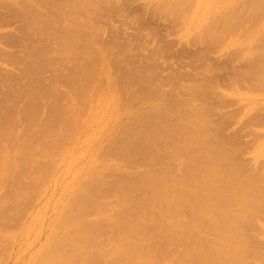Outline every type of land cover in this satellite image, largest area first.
<instances>
[{"label":"rangeland","instance_id":"obj_1","mask_svg":"<svg viewBox=\"0 0 264 264\" xmlns=\"http://www.w3.org/2000/svg\"><path fill=\"white\" fill-rule=\"evenodd\" d=\"M17 1L18 0H0V13H1V15H0V17H2V20H0V22L2 21V23H0V45H2L3 47H5V48H7V47H9L8 49H9V51L11 52V53H13V54H16V55H21L22 53H23V50L25 51V54L28 52V51H33V52H28V55L26 56V55H24L25 57H24V59H22L23 61H19L18 63H16V62H10V61H8V60H6V59H4V58H2L1 56H0V84H1V86H0V106H1V112H3V107H5L6 105L8 106L7 108L9 109V113L8 114H6L5 112H3L2 113V115H0V136H1V133H2V137H0V151H5L6 152V154H5V152H0V160L1 161H4V160H2L3 158H5V161L4 162H2L1 163V161H0V167H2V168H0V176L2 177L1 178V180H0V186H1V188H0V196L2 195V197H0V200H1V202L3 203H1V205H3L2 207L5 209V210H3V209H1L0 208V212H1V210H2V212H3V214L1 213L0 214V217H2V216H4V220L6 221V222H4L3 221V219H2V222L4 223H2L1 225H0V233L1 232H3L4 230L6 231V230H13L15 227L17 228V230H19V231H17L16 229L14 230L15 232L17 231V233H15L14 231H13V234L15 233L16 234V236L15 235H12V236H14L15 238H17L16 239V242L14 243V241H12V242H10L11 243V245H10V243L8 244V242L9 241H11V240H7L6 241V244H4L3 245V243L2 242H4L5 243V241H3V238H6V236H8V234L7 233H5V234H7L6 236H4V237H1L0 239H2L0 242L2 243H0V246H1V248H0V264H25L26 263V260L28 261V263H29V261H30V263L29 264H41L40 262L42 261V264H44V258H45V260L47 261V258H48V255L46 254V253H48L49 254V252H51V251H53L52 249H56V251H58L59 249V252L61 253V254H65L64 255V257L66 256V257H68V258H66V259H70V257L73 255V254H75V255H73V256H75L74 258H77V256L80 254H82V256H83V259H85L84 261L87 263L88 261H86L87 260V258L89 259V257L91 256V258H92V261L89 259V262L87 263V264H92V262H93V264H109V263H111V260H113L114 261V259L112 258V257H114L115 255L113 254V253H115L116 251V254L117 253H120L121 254V252L122 253H124V254H127V255H130L132 258H130V259H132L133 260V262H132V260H131V263H133V264H140L141 263V261H143L141 264H153L154 263V261H155V263L156 264H173V262H174V264H205V262L204 261H206L207 260V263L206 264H224V261H221L220 259H219V257L217 256V255H215L214 253H213V249H216V247H220L221 245L219 244L221 241L218 239V236H216L217 234H212V232L215 230L214 228H212V226L213 227H215V224H216V222H218V220L217 221H212L211 219H213L214 217L212 216V215H214L213 213H214V211L211 209V207L212 206H214L212 203H214L213 201H214V197H212L211 198V195H212V193H208V196H210V197H207V199H208V201H207V206L209 207L210 205V207H209V210L208 211H206V214L204 213V212H196L195 210H199V209H197L198 207L197 206H199V208L202 206V204H204V201H205V196H204V194H205V192H206V190L204 189L205 187H207V185H209V182L207 183L206 182V177H204L203 178V176H205V174H204V170H202L201 169V167L199 168V165L201 164V165H203V161H200V160H202L201 158H203V156L202 155H204L203 153H201V156L199 155L200 153H198V150L200 149V151L202 150L201 149V146H200V144H201V142H203V141H201V137L202 138H204V136H202L203 134L202 133H205L206 134V132H204L203 130H202V128H204V130H205V128L206 129H208V131H207V134L209 133L210 135H207L206 134V137L208 138H206V140L209 142V144H208V142H207V144H208V147L207 148H205L206 150H204V147H206L207 146V144L206 145H204V146H202L203 147V150H202V152H204L205 151V154H206V156L208 155L207 153H208V151L210 150V146L209 145H211V143H212V141L214 142L215 140H212V139H214V137H213V135H216V132H214V125H220L222 128H220L219 129V131L217 132L219 135H221L220 137H219V139L221 138H224L223 139V141L224 142H228L229 141V139L231 138H236L237 137V135H243V137L242 136H240V137H242L241 138V140H239V142H242V143H240V147H241V149H242V152H237V155H236V153H235V155L234 154H231L232 152L230 151V153L229 154H231V156L229 157L228 155H227V153H226V155H225V158L228 160V163H229V165L228 166H230V167H232V166H235L236 167V169H237V172H236V170L234 169L235 167H233V169L232 168H224V169H222V171H220V174H222L223 173V171H225V170H227V171H231V172H228L227 173V171H225L224 173H223V175L225 176V178H224V182H228V180H230L229 182H230V184H233V185H231L230 186V184L229 183H227V184H225V186H230L229 187V190H227L228 191V194H229V196L228 195H226V193H225V195H224V198L226 197V196H228L229 198H227V202H228V200L229 201H233V200H235L236 201V203L233 201V204H231L232 202H230V203H228V205L227 204H223L224 206H228V207H230V204H231V206H232V208L231 209H233V210H231L230 208H225L224 207V209H223V205H221V207L219 208L218 207V204L219 203H217V207H216V210H217V208L220 210V212H222L221 214H225L226 215V217L228 218V219H230V218H234V216H235V214L236 213H242L243 211L242 210H244V211H246V212H244L245 214H244V217L242 218V216H243V214H241V215H238L237 217H235L236 219L237 218H239L238 219V221H239V226L237 227L238 229H240V230H238L237 228V230L238 231H240V232H237L236 234L234 233V235L238 238V236L237 235H240L241 236V234L243 233V232H245V233H243V234H245V235H242L241 236V238L240 239H237V240H235V236L233 235L232 237L234 238H232V240H233V242H231V243H228V246L227 245H225V246H227L228 248H230V246H229V244L230 245H235V246H232L233 248H234V250H235V247H237L238 248V250L240 251V249H241V251L240 252H244V253H240V257L239 258H241V257H245L244 256V254H245V250H247L248 249V251H253L252 252V254H253V256H251L252 254H250V256H251V258H250V260L248 261L247 259H249V257L250 256H247L248 255V253L247 254H245L246 255V259L245 258H241V260L242 259H244V260H236V259H233L234 261L233 262H230V261H228V262H225V264H243V262L246 264L247 263V261L249 262V263H247V264H263L264 263V123H262V126H261V124L259 125H257V124H254V125H252L251 124V126L250 125H248V126H246L245 125V122L247 123V121H245V119L246 120H249L250 118L252 119V118H256V117H260L261 115L260 114H262L263 112H264V88L262 87V86H264V80H260L259 82H258V80L256 81V80H253V79H255L256 77H258L259 75H260V77L262 78V76H264V73H259V72H264L263 70L264 69H262V68H264V22H263V15H264V13H262V15H261V11H263V10H261L260 8H259V6L260 7H262L263 6V8L262 9H264V4H261V5H259V2H261V1H263L264 2V0H238V2H237V0H236V2L235 3H233V0H230V4L228 5V4H226L227 6H225V3H227L228 1L226 0H223V1H221L222 3H223V5L219 2L220 0H211V2H209V5H211V3H214V7L211 5L210 6V8L208 7V6H206V5H208V0H201V2H200V0H195L196 2H194V4H193V1L192 0H189V1H187V0H185L186 1V3L184 2V0H172L173 1V5H175V7H177V8H175L173 5H172V2H171V0H132L131 2H129V1H127V0H122L123 1V3L126 5H124L122 2H121V0H118V2H117V0L115 1V0H84V2H83V0H74V3H75V10H76V6L78 5V7L77 8H81V9H83V11H81L80 9H78L79 11H75V10H73L71 7L69 8L68 7V4H69V6H70V4H71V0H70V2L69 1H67V0H65L66 1V3H67V5L66 6H63V4L61 3L63 0H61V1H57L59 4H57V6L58 5H60V6H58V7H60V8H58L59 9V14L57 13L58 11H57V9L55 10V11H53V9H52V7L50 6L48 9H50V10H46L47 12H49V13H52V15L51 16H49L48 15V13L45 11V10H43L44 9V7L42 8L41 7V5L42 4H44L47 0H39V1H37V0H32V1H29V0H27V4L29 3L30 4V2H31V4L30 5H32L33 4V6H34V8H36V9H32L33 8V6H30V5H27V4H25L26 3V0H20L21 1V3L19 4V2L20 1H18V3H17ZM22 1L24 2V4H22ZM34 1V2H33ZM36 1L38 2L37 4H38V6H37V4H35L36 3ZM41 1V2H40ZM50 1V0H49ZM87 1V2H86ZM92 1V2H91ZM103 1H106L105 3L103 2ZM133 1H134V3H133ZM181 1H183V2H181ZM198 1H199V3H200V6L199 5H197L198 4ZM210 1V0H209ZM235 1V0H234ZM54 2H55V0H54ZM81 4V3H83V8H82V4L80 5L79 3ZM91 2V5L89 4ZM108 2H109V5H108ZM115 2H117V4L115 3ZM119 2H121V3H119ZM167 2V3H166ZM168 2H169V4H168ZM180 3L179 5H181V6H178V5H176L177 3ZM234 4L233 6H231V4L232 3ZM263 2H261V3H263ZM2 3V4H1ZM41 3V4H40ZM86 3V4H85ZM94 3V4H93ZM104 3V4H103ZM118 3H119V5H118ZM165 3H166V7H163L164 5H165ZM175 3V4H174ZM182 3H183V5L184 6H182ZM187 3H189V4H187ZM207 3V4H206ZM221 4L220 6H218V7H216L217 6V4ZM229 3V2H228ZM258 4L256 7L254 6V5H256V4ZM6 4V5H5ZM7 4H8V6H16L15 4H17V8H14L15 10L13 11V8H11L10 7V9H9V7H7ZM40 4V5H39ZM88 4V5H87ZM97 5V8L99 9L101 6H102V8H100L99 10L96 8V10L94 11V13H98V16H96L97 14H94L92 11H91V8L90 7H92V9H93V5ZM100 4V5H99ZM103 4V5H102ZM107 4V5H106ZM116 4V5H115ZM134 4V5H133ZM170 4H171V6H170ZM193 4V5H192ZM195 4H196V6H195ZM206 4V5H205ZM72 5V7H73V3L71 4ZM85 5H86V7H85ZM98 5H99V7H98ZM113 5H115V6H113ZM120 5H121V9H120ZM122 5H124L125 7L123 8V6ZM158 5V6H157ZM170 7H168V6ZM18 6H20V7H18ZM26 6V7H25ZM29 6L30 7H32V8H29ZM36 6V7H35ZM81 6V7H80ZM89 6V7H88ZM104 6V7H103ZM109 7V8H107V7ZM119 6V7H118ZM143 6H144V9L146 10H144L143 9ZM147 6V7H146ZM153 6V7H152ZM160 6V7H159ZM198 6V7H197ZM231 7V8H228V7ZM250 6H254V8H255V10L256 11H258V10H260L259 12H257L256 14H258V13H260V14H258L259 15V17H258V15L256 16V14H255V17H254V15H252L251 17H249L250 16V14H252V12L250 13L249 11H251V10H253L254 8H252V7H250ZM25 7V8H24ZM63 7H64V9H66V7H68L69 9H66V12H68L69 10H70V12H68V14L67 13H65V12H63L65 15H67V17L65 16V18H64V16H63V13H62V11H64V9H63ZM87 7H88V9H87ZM159 8V11H156L157 10V8ZM166 8L167 10H165V9H163V8ZM168 7V8H167ZM173 7H174V9H173ZM181 7H183V8H181ZM185 7H187V9L185 8ZM190 7V8H189ZM204 7V8H203ZM206 7L208 8V11L206 12ZM211 7H213L214 8V10H212V12H211ZM219 7H222L224 10H225V8H226V10L228 9H233V11H235V12H233V11H231L230 12V10L229 11H226L225 10V12H226V14H229V12L230 13H234V15L236 14H238L237 16H239L240 14V16L239 17H241V18H239L240 19V21H238L239 19L235 16V21L237 20V22H235V23H233L232 22V18H233V20H234V16L231 18V17H229V18H231V19H229L228 18V16L225 14V12H224V10L222 9V11L224 12H222L221 11V9L219 8ZM250 7V9H248V10H246L247 8H249ZM259 8V9H256V8ZM18 8H21V9H19L18 10ZM24 8V9H23ZM28 8H29V10H32L33 11V15L34 16H38V18L39 19H34V22H35V20H36V22L33 24V25H29V23H27V22H25V21H23V17L25 16V10L27 9L28 10ZM37 8H41V9H37ZM94 8H95V6H94ZM107 8V9H106ZM111 8V9H110ZM149 8H150V10H149ZM160 8H162V9H160ZM193 8V9H192ZM198 9V11H195V9ZM212 8V9H213ZM215 8H219L220 9V11L219 10H216ZM9 9V10H8ZM61 9V10H60ZM106 9V10H105ZM143 9V10H142ZM172 9V10H171ZM189 9V10H188ZM203 9H206V10H203ZM8 10V11H7ZM35 10V11H34ZM38 10H43L44 12H46L47 13V15L50 17L49 19H48V16L46 15V19L44 18L45 17V15L42 13H38ZM101 10H103V11H101ZM105 10V11H104ZM128 10V11H127ZM131 10V11H130ZM160 10H161V12H160ZM177 10H178V12H177ZM183 10V11H182ZM186 10V11H185ZM216 10V11H215ZM255 10H254V13H255ZM75 13H74V12ZM85 11H89V12H86L85 13ZM91 11V12H90ZM99 11H100V13H99ZM122 11V12H121ZM125 11V12H124ZM133 11H135V13L133 12ZM170 11H172V13L170 12ZM181 11V12H180ZM185 11V12H184ZM190 11V12H189ZM193 11V12H192ZM210 11V12H209ZM218 11H219V13H221L222 12V14L220 15L219 13H218ZM246 11H248L249 12V14H248V12L246 13ZM24 12V13H23ZM40 12V11H39ZM83 12V13H82ZM105 12L106 13H108V14H106L105 15ZM128 12V13H127ZM164 12H165V14H164ZM175 12V13H174ZM183 12L185 13L184 15H185V17L187 16V19L184 17V15H183ZM187 12V13H186ZM204 12V13H203ZM209 12V13H208ZM214 12V13H213ZM228 12V13H227ZM239 12V13H238ZM264 12V11H263ZM38 13V14H37ZM56 15H55V14ZM71 15H70V14ZM82 13L83 14V18L85 17V15L86 14H89L90 13V15H86V19L84 18V19H82V14H81V16H80V14ZM93 13V15L94 16H96L95 17V19H94V16L93 15H91ZM103 13V14H102ZM169 13H171V14H169ZM177 13V14H176ZM194 13V14H193ZM232 13V14H233ZM253 13V14H254ZM3 14H4V18H3ZM6 14V15H5ZM62 14V15H61ZM75 14H76V16H75ZM78 14V15H77ZM125 14V15H124ZM137 14V15H136ZM153 14V15H152ZM168 14V15H167ZM187 14V15H186ZM190 15V17H188L189 15ZM207 14V15H206ZM210 14V15H209ZM214 14V15H213ZM216 14H219L220 16H222L223 14H225L226 16H227V21L224 19L225 18V15H223V17H221L220 18V16H217ZM68 15H69V17H68ZM104 15V16H103ZM109 15V16H108ZM124 15V16H123ZM171 15V16H170ZM192 15H194V16H192ZM203 15H204V19H202L203 18ZM243 15H245V16H243ZM247 15V16H246ZM6 16H8L9 18H6ZM11 16V17H10ZM41 16H44L43 18H44V21H43V18H41ZM55 16H56V19H54L53 20V17L55 18ZM61 16V17H60ZM70 16H72L73 17V19L74 20H76L75 22H73L74 20L73 19H71L70 21H67L66 20V18L68 19H70V18H72V17H70ZM75 16V17H74ZM77 16H80L79 18H81V19H79ZM92 16H93V19H92ZM100 16L102 17V18H100ZM123 16V17H122ZM144 16H145V18H146V20H145V18H144ZM168 16V17H167ZM187 20V21H184L185 19L183 18V17ZM196 16H198V17H196ZM215 17V18H212V17ZM229 16H230V14H229ZM232 16V15H231ZM243 16V17H242ZM13 17V18H12ZM20 17H22V18H20ZM59 17L60 18H64V20H66V22L64 23V21H62L63 19H59ZM90 17V18H89ZM104 17V18H103ZM126 17V18H125ZM128 17H132V18H128ZM137 17V18H136ZM200 17H202V18H200ZM206 17V18H205ZM244 17H248V18H246L245 20H246V22H244L245 20H243V24H242V20L241 19H244ZM52 18V19H51ZM57 18H58V20H57ZM77 18V19H76ZM106 18V19H105ZM111 18V19H110ZM121 18H122V20H121ZM125 20H124V19ZM166 18V19H165ZM167 18H168V20H167ZM192 18H193V20H192ZM250 18H252V19H250ZM259 18H261L260 19V21L262 22V23H260V21H258V19ZM1 19V18H0ZM4 19V20H3ZM9 21H8V20ZM13 19V20H12ZM89 19H90V21H89ZM101 19L103 20V21H101ZM108 19V20H107ZM164 19V20H163ZM211 19H215L214 21L215 22H217V24L218 25H220V26H222V30L220 29V30H218V28L220 27V26H218L217 24H215V22L214 21H212L211 22ZM219 19V20H218ZM220 19L222 20V21H220ZM224 19V20H223ZM247 19H248V21H247ZM7 20V21H6ZM39 20H41V21H39ZM45 20H48L47 22H45ZM50 20H51V23H50ZM57 20V21H56ZM82 20H83V22L85 23V24H83V22H82ZM87 21V22H89L90 24H92L93 23V20L94 21H97L96 22V24H95V22H94V24H92V25H94L95 26V28H94V26L92 27V25H90L89 23L87 24V22H85V21ZM99 20V21H98ZM131 20L133 21V22H131ZM139 20V21H138ZM143 20V22H140V21H142ZM191 22H190V21ZM198 20V21H197ZM203 21V23H202V21ZM206 22H205V21ZM217 20V21H216ZM253 20L255 21V20H257V22H259L260 23V28H258L257 27V25H255V23L256 22H253ZM6 21V22H5ZM22 21V22H21ZM37 21H39L40 22V24H39V22H37ZM112 21V22H111ZM122 21V22H121ZM125 21H127V23L125 22ZM135 21H136V23H135ZM137 21L139 22L138 24H137ZM189 21V22H188ZM219 21V22H218ZM232 23H231V22ZM252 22L253 23V25L255 26H252V27H247L246 25L248 24L249 25V23L250 22ZM7 22H10V24L9 25H7L6 24V26H5V23H7ZM21 22V23H20ZM54 22V23H53ZM59 24H58V23ZM72 22V23H71ZM82 22V23H81ZM99 22H101V23H99ZM108 22V23H107ZM130 22H131V24H130ZM148 23V25L150 24V26H148L147 25V23ZM172 22V23H171ZM196 22V23H195ZM201 22V23H200ZM205 22V23H204ZM209 22H211L210 24H212V26H213V24H214V27H215V33H213V28L214 27H212V26H210V24H209ZM214 22V23H213ZM225 24H224V23ZM239 22H240V24L241 25H243V26H241V25H239V26H237V24H239ZM23 23V24H22ZM46 23L47 24H49L50 23V26L51 25H53V26H55V27H53V26H51L50 28H45V26H46ZM53 23V24H52ZM61 23H64L63 25L61 24ZM71 23V25H69V24ZM73 23L75 24H78V26H75V25H73ZM97 23H98V25H97ZM111 23V24H110ZM121 23V24H120ZM122 23H124L123 25H124V27H123V25H122ZM128 23H129V25H128ZM132 23H134V24H132ZM142 23V24H141ZM143 23L146 25V27L143 25ZM171 23V24H170ZM195 23V24H194ZM221 23H223V24H221ZM229 24V26H230V23L231 24H233V25H231V26H233L234 27V24H235V26H237V28L235 27V29H234V32H233V30H232V28H231V30H230V28H229V26L227 25V24ZM36 24H37V27H39V28H43V29H41V31L39 30L38 31V29L39 28H37L36 27ZM58 24V25H57ZM61 24V25H60ZM115 24V25H114ZM136 24V25H135ZM152 24V25H151ZM154 24V25H153ZM198 24H199V27H196V26H198ZM208 24H209V26H210V28L208 27ZM246 24V25H245ZM257 24V23H256ZM261 24H263L262 26H261ZM44 25V26H43ZM64 25H65V27H66V29H65V27H64ZM79 25H80V27H79ZM90 25V26H89ZM97 25V26H96ZM102 25V29L100 28V26ZM132 25V26H131ZM138 25V26H137ZM141 25V26H140ZM194 25V26H193ZM202 25V26H201ZM206 25H207V27H206ZM3 26V27H2ZM26 26H27V28H26ZM30 26V27H29ZM35 26L36 27V29L35 28H33V27ZM106 26V27H105ZM112 26H113V28H112ZM127 27V29H126V27ZM138 27L137 29L138 30H135L136 28L135 27ZM147 26H148V29H146L147 28ZM153 26V27H152ZM205 26V27H204ZM226 26H228V28L229 29H226ZM241 26V29L239 28L238 29V27H240ZM32 27V28H31ZM57 27V28H56ZM69 27V28H68ZM76 27V28H75ZM115 27V28H114ZM117 27V28H116ZM145 27V28H144ZM152 27V28H151ZM156 27V28H155ZM157 27H159V28H157ZM204 27V28H203ZM217 27V28H216ZM243 27H244V32L242 31L243 30ZM248 28V30H246L247 28ZM256 27L258 28V29H256ZM30 28V29H29ZM54 28H56L57 30H55ZM67 28H68V31H67ZM70 28L73 30V31H75V30H77V28H79V29H82L81 30V32L78 34L76 31V33H72L73 31H71L70 30ZM75 28V29H74ZM93 28H94V31H96V29L98 28V32L96 31V32H90L91 31V29L93 30ZM104 28H105V30H104ZM129 28H133L132 30L131 29H129ZM140 28V29H139ZM156 29V31H155V29ZM167 28V29H166ZM170 30H169V29ZM197 28H198V31H199V34H202V35H199L198 34V31H196L197 30ZM209 28V29H208ZM212 28V29H211ZM221 28V27H220ZM253 28V30H255L256 32H254V33H250V32H252V29ZM46 29H48V30H46ZM61 29V30H60ZM65 29V31H62V30H64ZM90 29V30H89ZM100 29V30H99ZM124 29V30H123ZM149 29H151V32H150V30ZM152 29H154L153 30V32H152ZM159 29V30H158ZM208 29V30H207ZM210 29H211V31H212V33H210L209 31H210ZM217 29V30H216ZM224 29V30H223ZM237 29V30H236ZM13 30L15 31V32H13ZM26 30V31H25ZM45 30V31H44ZM50 30H52V32H56V36H55V33H52ZM54 30V31H53ZM60 31L61 33L60 34H58L57 33V31ZM101 30H103L104 31V33H103V35L99 32V31H101ZM106 30H107V32L109 31V33H107L106 32ZM112 30V31H111ZM130 30V31H129ZM164 30V31H163ZM166 30H168V31H166ZM200 30H201V32H200ZM228 30V31H227ZM259 30V31H258ZM16 31L18 32V31H23L22 32V34H23V36L21 37V38H19L20 39V43L19 44H21V45H19V44H15L13 41H12V34L14 33H16ZM114 31V32H113ZM117 31V32H116ZM133 33H132V32ZM135 31V32H134ZM138 31V32H137ZM142 31V32H141ZM146 31V32H145ZM159 31V32H158ZM166 31V32H165ZM169 31H171L170 33H169ZM196 31V32H195ZM218 31V32H217ZM238 31V32H237ZM248 31V32H247ZM35 32V33H34ZM37 32V33H36ZM41 34H40V33ZM46 34H45V33ZM48 32H50V34L48 33ZM64 32H70V33H72L73 35H75L76 34V36H74V38L75 39H77V41H75V39H74V41H75V43L74 44H79V45H77V47L76 46H74V47H72L73 48V52L72 51H69V49L68 48H71L70 46L68 47V46H65V45H63L61 42H60V40L59 39H61V41H62V38H59V37H61L62 35H64L63 33ZM83 32H84V34H83ZM112 32H113V34L115 35H113L112 34ZM126 33V35L129 37H127L124 33ZM131 32V33H130ZM140 32L142 33V36L140 35ZM149 32V33H148ZM156 32H158V33H156ZM160 32H163V33H160ZM233 32V33H232ZM240 32V33H239ZM243 32V33H242ZM246 32V33H245ZM258 32V33H257ZM30 33H31V37L29 36L30 35ZM43 33H44V35H43ZM53 34V36H55V38L53 37L52 38V34ZM85 33H88L89 34V36L90 35H92V40H89L91 37H89L88 35H87V38L88 39H84L85 37H86V35H85ZM95 33H97V34H95ZM136 33V34H135ZM139 33V34H138ZM144 33V34H143ZM148 33L150 36H152V37H150L149 35L147 36L146 34ZM169 33V34H168ZM206 34V35H203V34ZM217 33V36H215V34ZM221 34V36H220V34ZM225 34L224 36H223V34ZM227 33V34H226ZM234 33H236V34H234ZM247 34V36L246 35H242V34ZM49 34V35H48ZM95 34V35H94ZM102 35L103 37H105L106 39V41L103 43V37L102 36H96V35ZM105 34V35H104ZM107 34V35H106ZM110 34V35H109ZM112 34V35H111ZM158 34V35H157ZM168 34V35H167ZM214 35V37L212 36V35ZM219 34V35H218ZM231 34V36H232V34H233V36L234 37H230V36H228V35H230ZM252 34H253V37H255V36H257V37H255V38H253L252 37ZM3 35V36H2ZM5 35H6V38H5ZM37 35H38V38H37ZM48 36V37H45L44 38V40H43V36ZM80 35V36H79ZM82 35V36H81ZM134 35V36H133ZM138 37H137V36ZM145 35V36H144ZM154 35H157L156 37H153ZM160 35V36H159ZM162 35H166V37L165 36H163L162 37ZM199 35V36H198ZM211 35V36H210ZM237 35V36H236ZM241 35V36H240ZM27 36V37H26ZM40 36V37H39ZM58 36V37H57ZM78 36V37H77ZM84 36V38L83 39H79L80 37L82 38ZM143 38H141V37ZM203 36H205V37H203ZM209 36H210V38H209ZM230 37L229 38V40H231V39H233L234 38V40L232 41L231 40V42L228 40V37ZM249 36H251V37H249ZM24 37H26L25 39H24ZM123 37V38H122ZM144 37L145 38H147L146 40L144 39ZM163 39H162V38ZM197 37H198V40H197ZM220 37V38H219ZM236 37V38H235ZM245 37V38H244ZM248 37L249 38H251L252 40H251V42L253 41V39H254V41H258V43H260L259 45L258 44H256V45H253V46H255L254 48H253V46L252 47H250L249 46V44L248 43H250L251 44V42H250V39H248ZM41 38H42V40H41ZM48 38V39H47ZM101 38V39H100ZM115 38H117V40L115 39ZM127 38H128V40L131 42V43H129V42H127ZM138 38V39H137ZM140 38V39H139ZM149 38V39H148ZM150 38H151V40H150ZM155 38H156V40H155ZM203 38V39H202ZM208 39V40H206V39ZM223 38H225V39H223ZM244 38V39H243ZM249 40H247V39ZM259 38V39H258ZM4 39V40H3ZM47 39V40H46ZM79 39V40H78ZM100 41L101 40V42H98V44L96 43V41H98V40ZM107 39H109V40H107ZM115 41H114V40ZM156 41V42H158L157 44L155 43L154 44V40ZM158 39H160L159 41L161 42H159L158 41ZM194 39V40H193ZM205 40V41H207V42H202V44L199 42L200 40ZM212 39V40H211ZM216 39V40H215ZM219 39V40H218ZM220 39H221V44H219L218 43V41L220 42ZM21 40L23 41V42H21ZM46 40V41H45ZM52 42V43H50V41ZM81 40H82V42H81ZM85 40V41H84ZM91 42H89V41ZM103 40V41H102ZM111 40V43H108L109 41ZM146 41V44H145V42L144 41ZM196 40H197V43H196ZM201 40V41H202ZM211 40V41H210ZM214 40V41H213ZM227 40V41H226ZM243 40V41H242ZM247 40V41H246ZM48 41H49V43H48ZM56 41H57V43H58V45H57V43H56ZM124 43L123 45H124V47H123V49L126 47V51L128 52V54H127V52L126 51H124L123 49H122V46L123 45H121L122 44V42ZM152 41V42H151ZM195 41V42H194ZM217 41V42H216ZM223 41V42H222ZM253 41V42H254ZM25 42V43H24ZM46 42H47V44H46ZM92 42L94 43L95 42V46H94V44H92ZM112 42H113V44H112ZM120 42V43H119ZM142 42V43H141ZM240 42V43H239ZM253 42H252V44H253ZM8 43H9V45H8ZM44 43V44H43ZM55 43V44H54ZM60 43V44H59ZM84 44L85 45V47H86V45H87V43H88V45H91V46H89V47H86V48H84V45H81V44ZM100 43V44H99ZM103 43V44H102ZM116 43H119L120 45H118V47L115 45L114 46V44H116ZM126 43H128V48H127V46H126ZM132 43H134V44H132ZM147 43L148 44H150V46L149 45H147ZM188 43V45H186ZM237 43H239V45L237 44ZM244 43V44H243ZM257 43V42H256ZM29 44V45H28ZM104 46V45H112V46H110L109 45V48H108V46L106 47V46H104V47H102V45ZM130 44V45H129ZM140 44H142V45H140ZM146 46H145V45ZM159 44V45H158ZM163 44V45H162ZM201 44V45H200ZM226 44V45H225ZM243 44V45H242ZM251 44V45H252ZM254 44H255V42H254ZM51 45V46H50ZM52 45L54 46V47H52ZM61 45V46H60ZM63 45V46H62ZM133 45H134V48H133ZM156 45V46H155ZM205 45V46H204ZM207 45V46H206ZM231 45V46H230ZM236 45V46H235ZM246 45H248V46H246ZM30 46H32V49L30 48ZM34 46H36V47H34ZM57 48H56V47ZM100 46V47H99ZM132 46V47H131ZM138 46H141V47H139V49L141 48V50H142V47H143V50H142V52L140 51V50H138ZM154 47L155 49H153L152 47ZM238 46H239V48H238ZM257 46H259V47H257ZM41 47V48H40ZM64 49H66L67 51H64L63 50V48ZM65 47H67V48H65ZM75 47H76V50H75ZM83 47V48H82ZM112 47V48H111ZM129 47H130V50H129ZM148 49V52H147V49ZM151 47V48H150ZM156 47H157V49H156ZM161 47V48H160ZM167 47V48H166ZM169 47V48H168ZM171 47V48H170ZM237 47V48H236ZM243 47V48H242ZM246 47H248L247 49H249V50H247V49H245ZM250 47V48H249ZM29 50H28V49ZM37 48V49H36ZM43 48V49H42ZM60 50H59V49ZM72 48H71V50H72ZM81 48V50H86V51H79V49ZM88 48V49H87ZM95 49L94 51H93V49ZM96 48L97 49H99L98 51L96 50ZM106 50H105V49ZM132 48V49H131ZM145 48V49H144ZM158 48H159V50H158ZM162 48H163V52H159L160 50H162ZM219 48V49H218ZM251 48H253V49H251ZM259 48H261V49H259ZM34 49V50H33ZM37 51H36V50ZM41 51H40V50ZM55 49H57V50H55ZM62 49V50H61ZM103 49V50H102ZM112 49V50H111ZM152 49V50H151ZM210 52H208L207 50ZM254 49H256V50H254ZM28 50V51H27ZM46 50V51H45ZM55 50V51H54ZM59 50V51H58ZM75 50V51H74ZM135 50L137 51L136 53H135ZM146 50V51H145ZM158 50V52H156ZM170 50H172V53H171V51ZM188 52H187V51ZM204 50H205V52H204ZM240 50V53L238 52ZM247 51V52H249V53H247V52H245V53H242L243 51ZM254 50V51H253ZM43 51H44V53L45 54H43ZM49 53H48V52ZM77 51V52H76ZM87 51H89V52H87ZM96 51V52H95ZM111 51H112V53H111ZM122 51V52H121ZM149 51H152V52H149ZM155 51V52H154ZM177 51V52H176ZM201 51H202V53H201ZM253 51V52H252ZM36 52V53H35ZM56 52V53H55ZM61 52V53H60ZM64 52V53H63ZM70 53V54H66V53ZM76 52V53H75ZM79 52V53H78ZM82 52V53H81ZM92 52H94L95 54L97 53V54H99L100 52H101V54H99L100 56H96L95 54H93ZM108 52H110L111 53V55L108 53ZM132 52H133V54H132ZM146 52L147 53V55H146V53L144 54V53ZM154 52V53H153ZM185 52H187L186 54H185ZM34 53H35V55H34ZM46 53H48V54H46ZM58 53V54H57ZM63 53V54H62ZM84 53V54H83ZM86 53H87V57L88 56H90L91 58L89 59V58H86L84 55H86ZM89 53V54H88ZM91 53L93 54L92 56H91ZM103 53H104V55H103ZM121 53H123V54H121ZM152 53H153V56H152ZM174 53V54H173ZM241 53L243 54V55H241ZM39 54V55H38ZM51 54V55H50ZM52 54H56L55 56H53ZM73 54H75V58H74V55ZM82 54V55H81ZM105 54H107L106 55V57H105ZM131 54V55H130ZM149 54V55H148ZM162 55V57L160 58V56L159 55ZM166 54V55H165ZM199 54V55H198ZM201 54H202V56H201ZM37 55V56H36ZM61 55L64 59H62V58H60L59 56ZM67 55V56H66ZM68 55H70V58H69V56ZM114 55V56H113ZM128 55V56H127ZM142 55V56H141ZM168 55H170V56H168ZM172 55V56H171ZM180 55V58L178 57ZM207 55V56H206ZM29 56V57H28ZM77 56H79V58H80V56H81V58L84 56L85 57V59H84V57L82 58V60H81V58H80V60H79V58L77 57ZM94 56V57H93ZM96 56V57H95ZM103 56V57H102ZM119 56H121V57H119ZM144 56H149V57H146V58H148V59H146ZM198 56V58H196ZM208 57V58H206V57ZM30 60V62H29V60L27 59V58ZM112 57H114V58H112ZM126 59H125V58ZM151 57V58H150ZM155 57H156V59H158V60H156L155 59ZM174 57V58H173ZM178 57V58H177ZM249 59H248V58ZM35 58V59H34ZM40 58V59H39ZM95 58H99V60H101V62L97 59H95ZM104 58H106V60H104ZM107 58H109V59H107ZM119 59V61H120V64H119V61H118V59ZM125 59L124 61H122V59ZM143 58H145V59H143ZM177 58V59H176ZM200 58H201V61H200ZM53 59H55L54 61H51V60H53ZM87 59H88V61L89 60H92V61H94V62H92L91 63V61H90V64L93 66V68L91 67V65L89 66V65H87V64H89V62L87 61ZM102 59L104 60V61H102ZM110 59H112V60H110ZM132 59V60H131ZM159 59H161V60H159ZM180 59V60H179ZM189 59H190V61H189ZM204 61H203V60ZM38 60V61H37ZM61 60H62V62H63V60H64V63H65V60H66V64L65 65H67V66H65V65H63L64 63H62L61 62ZM67 60L69 61V60H72V61H69L70 63H72V64H69V62L67 63ZM83 60H86L87 62H86V66L85 65H83V64H85V61H84V63H81V62H83ZM98 61V63L96 62V61ZM107 60H108V65H107ZM117 60V61H116ZM128 60V61H127ZM147 60H149V61H147ZM156 60V61H155ZM169 60H170V63H169ZM174 60V61H173ZM178 60V61H177ZM184 62H183V61ZM3 61H5V62H3ZM74 61V62H73ZM81 61V62H80ZM131 61V62H130ZM172 61V62H171ZM179 61H180V63H179ZM189 61V62H188ZM208 61V62H207ZM8 62V63H7ZM33 63V65H32V63ZM37 63V66H36V63ZM42 64H41V63ZM96 62V63H95ZM112 62V63H111ZM150 62V63H149ZM154 62V64H152ZM176 62V63H175ZM178 62V63H177ZM186 62V63H185ZM195 62V63H194ZM198 62H199V64H198ZM205 62H206V64H205ZM47 63V65H45ZM59 63V64H58ZM114 63V64H113ZM116 63H117V65H116ZM127 63V64H126ZM131 63V64H130ZM187 63H190V64H187ZM210 63V64H209ZM212 63V64H211ZM214 63V64H213ZM31 64V66L28 68V66ZM80 64V65H79ZM120 65V67H119V65ZM124 64V65H123ZM151 64H152V66H151ZM164 64V65H163ZM171 64V65H170ZM176 64V65H175ZM182 65V67H183V69H182V67H181V65ZM185 64H186V66H185ZM193 64V65H192ZM194 64H195V66H194ZM215 64H217L216 66L217 67H219L218 69H220V67H222V68H225L224 70H223V72H222V74H221V71H220V73H219V71H218V69H217V67L215 66ZM16 65V66H15ZM40 65V66H39ZM77 65H78V67H77ZM155 65V66H154ZM166 65V66H165ZM174 65V66H173ZM189 65V66H188ZM190 65H192V66H190ZM205 65V66H204ZM224 65V66H223ZM247 65H249V66H247ZM82 66V67H81ZM84 66V67H83ZM109 66V67H108ZM111 66V67H110ZM178 66V67H177ZM181 68H180V67ZM203 66H204V68H206V66H207V68L209 67V66H211V68L213 67V66H215V68L217 69H215L216 71H218V73L216 74V76H215V78H216V80H218V82L221 80V84H220V88L221 89H219V88H217V89H215V91H213V90H211V88L209 89V87H204L203 88V84L202 85H200L201 84V82H199L198 80L199 79H201L204 75H202V74H200V75H198L200 78H198V77H196L197 76V74L196 73H199V71H201L202 69H203ZM238 66V67H237ZM48 67V68H47ZM73 67V68H72ZM80 67V68H79ZM86 67V68H85ZM89 67V68H88ZM94 67H96L95 69H94ZM119 67V68H118ZM146 67V68H145ZM150 67H151V70H150ZM154 67H155V69H154ZM177 67V68H176ZM187 67V68H186ZM189 67V68H188ZM27 68V69H26ZM31 68V69H30ZM41 70H40V69ZM78 68V70H76ZM82 68L84 69L83 71H82ZM114 68V69H113ZM143 68V69H142ZM148 68V69H147ZM175 68L177 69V70H175ZM181 69V70H179V69ZM191 68V69H190ZM193 68H195L194 70H192ZM221 68V69H222ZM241 69V70H243L244 72L245 71H248V72H254V74L255 75H257L258 73V75L256 76V77H254V75H252L253 73H249L250 75H251V78H253L252 80H249V78H247V82H248V86L246 85V86H241V87H231V88H229L228 86H226L225 85V82L227 83L228 82V79H229V77L231 76V74H233V71L231 72V70L232 69ZM243 68V69H242ZM250 68V69H249ZM30 69V70H29ZM51 69V70H50ZM60 69V70H59ZM94 70V72H93V70ZM118 69V70H117ZM173 71H172V70ZM190 69V70H189ZM24 70V71H23ZM28 70H29V72H28ZM68 70V71H67ZM75 70V71H74ZM87 70V71H86ZM89 70V71H88ZM148 70V71H147ZM150 70V71H149ZM154 70V71H153ZM157 72H156V71ZM170 70V71H169ZM183 70V71H182ZM189 70V71H188ZM192 70V71H191ZM199 70V71H198ZM214 70V71H215ZM230 70V71H229ZM42 71V72H41ZM57 73H56V72ZM79 73H78V72ZM153 73H152V72ZM184 71L186 72H189V73H184ZM198 71V72H197ZM256 71H259V72H256ZM38 72V73H37ZM72 72V73H71ZM76 72V73H75ZM84 74H83V73ZM90 72V73H89ZM136 72H138V73H136ZM181 74H180V73ZM225 72V73H224ZM22 73H24L23 75H22ZM35 73V74H34ZM41 73V74H40ZM44 73V74H43ZM50 73H51V75H50ZM65 73H67V74H65ZM69 73V74H68ZM85 73H87V74H85ZM135 73L137 74V76L135 75ZM159 73V74H158ZM171 73V74H170ZM176 74V76H174L175 74ZM179 73V74H178ZM192 73V74H191ZM235 73V72H234ZM2 74V75H1ZM12 74V75H11ZM34 74V75H33ZM40 74V75H39ZM72 74H74V75H72ZM77 74H79L80 75V77H79V75H77ZM153 74V75H152ZM183 74H185V76L183 75ZM187 74V75H186ZM194 74V75H193ZM219 74H221V75H219ZM227 74H228V76H227ZM263 74V75H262ZM21 75V76H20ZM36 75V76H35ZM52 75L54 76V78L52 77ZM56 75V76H55ZM69 75H71V76H69ZM76 75V76H75ZM82 75H84V77L82 76ZM121 75V77H118V76H120ZM128 75H129V77H128ZM151 75V76H150ZM224 75V76H223ZM17 76V77H16ZM49 76L50 77H52V78H50L49 79ZM73 76H75L76 78H74ZM87 76V78H85ZM91 76V77H90ZM133 76H135V77H133ZM147 76V77H146ZM170 76V77H169ZM173 76V77H172ZM192 78H191V77ZM194 76H195V78H194ZM55 77H56V80H54L55 79ZM97 79H96V78ZM124 77V78H123ZM128 77V78H127ZM138 77V78H137ZM151 77H152V81H151ZM207 76H205V77H203V79L204 78H206ZM220 77V78H219ZM223 77V78H222ZM225 77V78H224ZM228 77V78H227ZM12 78V79H11ZM21 78V79H20ZM39 78V79H38ZM65 78H66V80L68 81H66L65 80ZM68 78H71L70 80H68ZM74 78V79H73ZM85 78V79H84ZM92 78H94V79H91ZM120 78L123 80V82H122V80H120ZM150 78V79H149ZM162 78V80H160ZM170 78V79H169ZM185 78V79H184ZM197 78H198V80H197ZM214 78V77H213ZM214 78V79H215ZM226 78H227V80H226ZM261 78H258V79H261ZM264 78V77H263ZM262 78V79H263ZM2 79V80H1ZM23 79H25V80H23ZM47 79V80H46ZM60 79H61V83H60ZM80 80L79 81V83H78V81H76V80ZM88 81H87V80ZM126 79H128V80H126ZM141 79V80H140ZM145 79V80H144ZM157 79L159 80V81H157ZM179 79V80H178ZM226 80V81H224V83L222 82L223 80ZM53 80V81H52ZM62 80L64 81V83H62ZM136 80V81H135ZM147 80H148V82H147ZM177 80V81H176ZM22 81V82H21ZM24 81V82H23ZM29 81V82H28ZM69 81H71V82H69ZM82 81H85L84 83H81ZM96 81V82H95ZM121 81V82H120ZM129 81H131V82H129ZM142 81H145V82H142ZM161 81V82H160ZM255 83H254V82ZM27 82V83H26ZM37 82V83H36ZM48 82V83H47ZM53 82H55L54 84H55V86H53ZM76 82L78 83V85H80L79 87H78V85H77V87H75L74 86V84H76ZM129 82V83H128ZM152 82V83H151ZM175 82H178V84L180 85V86H183V87H180L177 83V85L175 84L174 85V83ZM197 82V84L198 85H200V86H196L197 84H195L194 85V83H196ZM12 85H11V84ZM35 83V84H34ZM51 83V84H50ZM57 83V84H56ZM66 83H67V85H66ZM81 83V84H80ZM85 83H86V85H85ZM94 83V84H93ZM123 83V84H122ZM149 83V84H148ZM169 83V84H168ZM263 83V84H262ZM41 84V85H40ZM89 84V88H87L88 85ZM90 84H92V85H90ZM129 84V85H128ZM152 84V85H151ZM194 86H193V85ZM222 84H224L225 86H223ZM255 84H258V85H256V87H255ZM259 84H261V86H260V88H259ZM3 85V86H2ZM8 85L10 86V87H8ZM32 85V87H30V86ZM49 85V86H48ZM66 85V86H65ZM68 85H69V88H68ZM168 85V86H167ZM172 85H174L173 87H172ZM186 85V86H185ZM191 85V86H190ZM222 85V86H221ZM34 86V87H33ZM87 86V87H86ZM92 86V87H91ZM128 86V87H127ZM133 86H135L134 88H133ZM179 86V88H177ZM257 86H258V88H257ZM4 87V88H3ZM36 87V88H35ZM84 87V88H83ZM85 87H86V89H85ZM92 89H91V88ZM130 87V88H129ZM148 87V88H147ZM174 87H176V88H174ZM188 89H187V88ZM193 87H194V89H193ZM196 87H197V89H196ZM201 87V88H200ZM247 87V88H246ZM255 87V88H254ZM41 88V89H40ZM45 88V89H44ZM51 88V89H50ZM56 88V89H55ZM84 90H83V89ZM93 88H94V92H93ZM132 88V89H131ZM152 88V89H151ZM155 90H154V89ZM170 88V89H169ZM191 88H192V90H193V92L195 93H191ZM202 88L203 89H206V91L205 90H202ZM235 88V89H234ZM3 89V90H2ZM26 89V90H25ZM29 89V90H28ZM36 89V90H35ZM49 89V90H48ZM66 89V90H65ZM74 89V90H73ZM95 89H96V91H95ZM131 89V90H130ZM196 89V90H195ZM202 90V91H200V90ZM207 89H208V91H207ZM225 89V90H224ZM227 89V90H226ZM257 89V90H256ZM10 90V91H9ZM22 90V91H21ZM47 90H48V93H47ZM71 90H73V91H71ZM91 90V91H90ZM144 90H145V92H144ZM154 90V91H153ZM190 90V91H189ZM220 90V91H219ZM12 91V92H11ZM38 91V92H37ZM42 91V92H41ZM65 91H68V93L66 92L65 93ZM76 91V92H75ZM157 91V92H156ZM164 91V92H163ZM165 91H166V94H165ZM179 91H182V92H179ZM223 91V92H222ZM10 92V93H9ZM74 94H73V93ZM84 92V93H83ZM91 92H93V93H91ZM150 92V93H149ZM205 92V93H204ZM19 95H18V94ZM26 93V94H25ZM39 93V94H38ZM41 93V94H40ZM51 95H50V94ZM57 95H56V94ZM72 93L73 94V96H72V94L70 95V94ZM76 93V94H75ZM79 93H82V94H79ZM87 93V94H86ZM132 93V94H131ZM134 93H136L135 94V96H134ZM141 95H139V94ZM147 93V94H146ZM157 95V96H155V94ZM158 93V94H157ZM197 93H199V94H197ZM202 93H204V94H202ZM208 93V94H207ZM211 93V94H210ZM222 93H224V94H222ZM23 94V95H22ZM47 94V95H46ZM55 94V95H54ZM60 94H61V96H60ZM67 94H69V96H67ZM78 94V95H77ZM85 94V95H84ZM93 94V95H92ZM143 94H146V96L145 95H143ZM200 94H201V96H200ZM217 94V95H216ZM229 94V95H228ZM27 95V96H26ZM36 95V96H35ZM41 95V96H40ZM81 96V97H79V98H77L78 96ZM95 95H100V96H95ZM102 95V96H101ZM133 95V96H132ZM142 95H143V97H145V98H143L142 97ZM149 95V96H148ZM154 95V96H153ZM159 95V96H158ZM206 95V96H205ZM251 95V96H250ZM17 96V97H16ZM35 96V97H34ZM49 96V97H48ZM66 96V97H65ZM92 96H94V98L92 97ZM133 97V99H132V97ZM140 96V98L141 99H139L138 97ZM151 96H153V97H151ZM209 96V97H208ZM222 96V97H221ZM226 96V97H225ZM249 96V97H248ZM69 97V98H68ZM97 97V98H96ZM129 97V98H128ZM149 97V98H148ZM193 97H194V99H193ZM198 97V98H197ZM220 97V98H219ZM230 97V98H229ZM246 97H248V98H245ZM42 98V99H41ZM81 98V99H80ZM90 99V103H89V99ZM93 98V99H92ZM136 98V99H135ZM182 98V99H181ZM210 98V99H209ZM223 98V100H220V99H222ZM224 98H227V99H225V100H227L226 102H221V103H219V101H224ZM8 99H9V101H8ZM11 99H13V100H11ZM64 99H66V100H64ZM82 101V103L80 102V100ZM88 99V100H87ZM129 99V100H128ZM179 99V100H178ZM183 99H188L187 101H183ZM203 99H206V101H207V103H210L209 104V108H208V110H209V112L211 111V113H213L214 114V117H213V114H211V113H208V112H206L205 111V109L204 108H202L200 105H202V106H207L208 104L206 103V102H204L203 101ZM218 99V100H217ZM242 99V100H241ZM53 100H54V102H53ZM79 100V101H78ZM85 100V101H84ZM95 100V101H94ZM97 100V101H96ZM104 100V101H103ZM131 100V101H130ZM139 100V101H138ZM145 100L148 102H145ZM151 100L153 101V103L151 102ZM178 100V101H177ZM184 102V103H181L182 101ZM190 100H192V103H193V105L191 106V101ZM195 100V101H194ZM239 100H240V102H239ZM247 100V101H246ZM84 101V102H83ZM135 103H134V102ZM176 101L178 102V103H180L179 105H178V103L177 104H175L176 103ZM180 101V102H179ZM190 101V102H189ZM195 103H194V102ZM203 101V102H202ZM242 101V102H241ZM2 102V103H1ZM9 103V104H7V103ZM63 102V103H62ZM68 102H71V103H68ZM73 102V103H72ZM78 102H80V103H78ZM104 102V103H103ZM128 102H130L129 104H128ZM132 102H133V104H132ZM155 102V103H154ZM156 102H158L159 104H161L162 103V105H159L158 103H156ZM203 104H202V103ZM229 102V103H228ZM6 103V104H5ZM65 103V104H64ZM66 103H67V106H66ZM84 103H85V106H86V108L85 109H83L82 108V106L84 105ZM97 103V104H96ZM99 103V104H98ZM124 103V104H123ZM145 103V104H144ZM172 103H173V105L175 104V105H178V106H175L174 105V107H175V109H177L178 107H184L185 109H187V110H185L184 108H183V110H181L182 108L180 107V109H177V110H175V114H174V108L172 107H170L171 105H172ZM190 103V104H189ZM199 103H201V104H199ZM206 105H205V104ZM58 104H60V105H58ZM79 104H81L79 107H78V105ZM137 104H138V106H137ZM147 104V105H146ZM151 104V105H150ZM157 105V108L156 107H154V106H156ZM166 104V106H164ZM183 104V105H182ZM187 104V105H186ZM188 104H189V106H188ZM200 106V108H202L201 110H200V108L198 109V105ZM214 104H216V109L214 108ZM4 105V106H3ZM64 105V106H63ZM69 105V106H68ZM74 105V106H73ZM87 105H88V107H87ZM123 105V106H122ZM128 105V106H127ZM132 105V106H131ZM134 105H136V106H134ZM140 105V106H139ZM143 105V106H142ZM158 105H159V107H158ZM170 105V106H169ZM185 105V106H184ZM254 105H256V107L254 106ZM55 106V107H54ZM89 106H91L90 108H89ZM130 106V107H129ZM146 106H149V107H147L146 108ZM150 106H152V107H150ZM161 106L162 107H165V108H169V111H168V109L167 110H164V111H167V112H164L163 111V113L161 114V111L163 110V109H165V108H161ZM253 106V107H252ZM31 107V108H30ZM84 107V106H83ZM98 107V108H97ZM122 107H123V109L125 110H123L122 109ZM124 107H126L127 108V110H126V108H124ZM136 107H138V108H136ZM177 107V108H176ZM193 107V108H192ZM213 107V108H212ZM23 108V109H22ZM30 108V109H29ZM55 108V109H54ZM74 108V109H73ZM254 108V109H253ZM72 109V110H71ZM80 109V110H79ZM121 109V110H120ZM134 109V110H133ZM162 109V110H161ZM189 109V110H188ZM211 109V110H210ZM32 110H34V111H32ZM55 110H57V111H55ZM69 110H71L70 111V113H69ZM83 110V111H82ZM84 110H85V113H84ZM105 110V111H104ZM123 110V111H122ZM134 112H133V111ZM135 110L136 111H138V112H135ZM144 110V111H143ZM153 112V110H154V112L152 113L151 111ZM158 110V111H157ZM170 110L172 111L173 110V113L172 112H170ZM180 110V111H179ZM204 110V111H203ZM32 111V112H31ZM67 111H68V115H67ZM87 111H88V113H87ZM99 111V112H98ZM156 111V112H155ZM183 111H186L185 113L183 112ZM187 111H189V112H191V111H196V112H198V113H194V112H191V114L193 113V115H194V117H193V115H191V117H190V113H188ZM240 111V112H239ZM259 111H261L260 113H258ZM34 112V113H33ZM50 112V113H49ZM55 112H57V113H55ZM75 112V113H74ZM83 114H82V113ZM94 112V113H93ZM102 112H103V114H102ZM105 112V113H104ZM107 112V113H106ZM123 114H122V113ZM142 112V113H141ZM143 112L145 113L144 115H143ZM149 112V113H148ZM177 112H178V114H177ZM181 112L182 113H184V114H181ZM215 112V113H214ZM235 112V113H234ZM236 112H238V114H236ZM257 114H256V113ZM27 116V114H29V117L27 116H25L24 114ZM53 113V114H52ZM81 113V114H80ZM95 113H96V115H95ZM121 113V114H120ZM127 113V114H126ZM129 113V114H128ZM133 113V114H132ZM156 113H158V114H160V117L162 118V119H160L158 116V114H156ZM164 113H165V115L166 116H164V119H163V115H164ZM186 113L187 114H189L188 115V117H187V115H186ZM204 113H206V114H211L212 115V117L211 118H213V120H211V118L210 117H208L207 118V116H206V118H207V121H205L206 119H204L203 120V122H204V125H203V127L202 126H199L198 124H203V122H199V121H202V119L205 117L204 115H206V114H204ZM216 113H218V114H216ZM232 113H234L235 114V116H234V114H232ZM246 113V114H245ZM248 113V114H247ZM86 114V115H85ZM89 114V115H88ZM92 114H94V115H92ZM156 114V115H155ZM177 114V115H176ZM201 114V115H200ZM215 114H216V116H215ZM219 114H220V117H219ZM245 114V115H244ZM24 115V116H23ZM31 115V116H30ZM56 115V116H55ZM66 115H67V117H66ZM73 117V115H75L76 117H71V116ZM121 115V116H120ZM127 115V116H126ZM133 115V116H132ZM136 115V118L134 117ZM140 115V116H139ZM147 116V118H146V116ZM150 115H153L152 117H154V118H152ZM185 115V116H184ZM200 115V118L198 117V116ZM203 115V116H202ZM210 115V116H211ZM226 115H232V116H226ZM251 115H253V117L251 116ZM4 116H6V117H8L7 119H4V120H2V118H5ZM9 116H10V118H12V119H14V120H12L11 122L12 123H10V120H9ZM51 116V117H50ZM55 118H54V117ZM59 116H61L60 118H59ZM64 116H65V118H64ZM98 116V117H97ZM126 116V117H125ZM143 116V117H142ZM148 116H149V118H148ZM179 116V117H178ZM196 116V117H195ZM202 116V117H201ZM223 116V117H222ZM237 116V117H236ZM250 116V117H249ZM19 119H18V118ZM24 117H25V119H24ZM71 117V118H70ZM79 117H80V119H79ZM97 117V118H96ZM102 117H103V119H102ZM134 119H133V118ZM141 117V118H140ZM156 117H157V119H156ZM184 117H187V119L185 118L184 119ZM195 118L194 120H193V118ZM198 117V118H197ZM222 117V118H221ZM232 117V119H229V118H231ZM234 117V118H233ZM22 118V119H21ZM50 118V119H49ZM57 118V119H56ZM59 118V119H58ZM93 118V119H92ZM95 118V119H94ZM145 118H146V120H145ZM151 118H152V120H151ZM189 118V119H188ZM202 118V119H201ZM210 118V119H209ZM226 120V122H225V120ZM18 119L19 120V122H18V120L16 121V120ZM54 119H55V121H54ZM61 119H63V120H67V122H69V123H67V122H64V121H62ZM73 119H75L76 121H73ZM81 119H82V121H81ZM84 119V120H83ZM131 119H132V121H134L135 119H139L138 121L136 120L135 122H130L131 121ZM214 119H215V121H214ZM220 119H221V121H220ZM6 120H8V122H6ZM27 120V121H26ZM50 120V121H49ZM53 120V121H52ZM80 120V121H79ZM91 120V121H90ZM103 120V121H102ZM191 120V122H192V120H193V122L190 124V121ZM5 121V122H4ZM47 121L49 122V123H47ZM60 121L62 122V124L60 123ZM85 121V122H84ZM142 121V122H141ZM144 121H146V123L144 122ZM163 121V122H162ZM4 122V123H3ZM40 122H42V124H40ZM46 122V123H45ZM50 122H51V124H50ZM64 122V123H63ZM78 122V123H77ZM79 122H81V123H79ZM90 122H93V123H90ZM105 122H106V124H105ZM129 122H130V124H129ZM137 122V123H136ZM139 122V123H138ZM141 122V123H140ZM165 122V123H164ZM197 122H199L198 124H197ZM221 122L222 123V125L221 124H219V123ZM225 122V123H224ZM5 123H7V124H5ZM9 123V124H8ZM45 123V124H44ZM66 123H67V125H66ZM71 123V124H70ZM75 123V124H74ZM77 123V124H76ZM143 123H145L146 124V126H145V124L143 125ZM148 123V124H147ZM156 123V124H155ZM160 123V124H159ZM162 123V124H161ZM167 123H168V125L170 126V127H172L173 128V131H171L170 129H172V128H169V126L167 125ZM197 124L196 126L197 127H194L195 125L194 124ZM2 124H4V126L2 125ZM10 124H12V125H10ZM56 124V125H55ZM63 124H65L64 125V128H61V127H63L62 125ZM73 124H74V126H73ZM96 124V125H95ZM99 124V125H98ZM103 124V125H102ZM122 124L124 125L123 127H120L119 125H121L122 126ZM137 124V125H136ZM142 125V126H138V125ZM154 124V125H153ZM212 124H214V125H212ZM225 124V125H224ZM45 125H47V126H45ZM130 125H132V126H130ZM133 125H134V127H133ZM155 125H157V127L155 126ZM164 125H165V127H164ZM212 125V126H211ZM7 126V127H6ZM11 126V127H10ZM12 126H13V128H12ZM25 126V127H24ZM45 126V127H44ZM48 126H50V129L49 128H47ZM78 126V127H77ZM80 126H81V128H80ZM84 126V127H83ZM103 126V127H102ZM105 126V127H104ZM150 126V127H149ZM153 126V127H152ZM161 126V127H160ZM163 126V127H162ZM168 126V127H167ZM257 126V127H256ZM258 126H261V127H258ZM58 127V128H57ZM68 127V129H70L69 131H70V133H69V131H68V129H66ZM69 127H72V130H71V128H69ZM77 127V128H76ZM115 127V128H114ZM131 127V128H130ZM132 127H133V130H132ZM149 128V129H147L146 130V128ZM189 127V128H188ZM199 127V128H198ZM201 127V128H200ZM243 127V128H242ZM8 128V129H7ZM24 128V129H23ZM30 128V129H29ZM43 128V129H42ZM54 128V129H53ZM82 128H84V129H82ZM114 128V129H113ZM119 128V129H118ZM128 130H127V129ZM134 128H136V129H134ZM145 128V129H144ZM155 128V129H154ZM163 128V129H162ZM190 128H194L195 130H190ZM241 128H242V130H241ZM251 128V129H250ZM5 129V130H4ZM12 129V130H11ZM25 129H27L26 131H25ZM29 129V130H28ZM47 129H49V132L48 131H46ZM53 129V130H52ZM55 129H56V132L57 131H59V130H61V131H63V132H61V131H59V132H57L56 134L54 133L55 132ZM58 129V130H57ZM73 129H75L76 131H74ZM104 129V130H103ZM146 131H144V130ZM157 129V130H156ZM159 129V130H158ZM161 129H162V132H161ZM169 129V130H168ZM176 129V130H175ZM10 131L11 132V134H10V132H7V131ZM44 130V131H43ZM67 130V131H66ZM78 130V131H77ZM102 130V131H101ZM122 130H124V131H122ZM137 130V131H136ZM149 130V131H148ZM156 132H155V131ZM166 130V131H165ZM201 130H202V132H201ZM252 130V131H251ZM47 133H46V132ZM52 133H51V132ZM85 131V132H84ZM115 133H114V132ZM117 131L118 132H120L121 131V133H117ZM126 131V132H125ZM130 131V133L131 134H129L128 132ZM143 131V132H142ZM155 132V133H153V132ZM171 131V133H169ZM190 131V133H188ZM197 131V132H196ZM240 131H241V133H240ZM5 132V133H4ZM6 132H7V134H6ZM42 132H43V134H42ZM66 132H68V133H66ZM71 132H72V135H71ZM74 132H76V133H74ZM81 132V133H80ZM107 132V133H106ZM123 132V133H122ZM134 132H135V134L136 135H134ZM146 133V135H145V133ZM162 134H161V133ZM163 132L165 133V134H170L169 136H173V137H171V140H170V137L168 138V137H165V136H168V135H165V136H163ZM175 133V134H173V133ZM199 132H201L200 134H202V135H200L199 134ZM4 133V134H3ZM46 133V134H45ZM58 133H60L59 135L62 137H56V138H59V141H56V142H58V143H60L59 144V147L61 148V149H57V144L55 143V144H53L54 143V141L56 140V138H55V136H53V135H56V136H58L57 134ZM78 133V134H77ZM100 133V134H99ZM138 133H139V136H138ZM157 133H159L158 134V136H157ZM198 133V134H197ZM243 133V134H242ZM260 133H261V135H260ZM7 136H6V135ZM40 134V135H39ZM70 134V135H69ZM73 134H74V136H73ZM118 134V135H117ZM125 134V135H124ZM141 134V135H140ZM148 134V135H147ZM153 134H155V135H153ZM183 134V135H182ZM190 134H191V137L192 138H194L195 140L197 139V141L200 139V144L198 145V149H196V147L197 146H195L194 147V149H192L191 150V148H188L187 146L185 147V144H183V142H186L185 140H187V138L189 137L190 138ZM199 136V137H197V135ZM245 134V135H244ZM263 134V135H262ZM44 136L43 138H41L42 136ZM53 136V138H51L50 139V136ZM69 135V136H68ZM120 135V136H119ZM134 135V136H133ZM142 135H145V137L144 136H142ZM159 135H161V136H159ZM184 136V137H182L183 139H184V141H183V139L181 138H179V137H181V136ZM189 135V136H188ZM194 135H196V136H194ZM218 135V136H219ZM259 135V136H258ZM27 136V138H25ZM47 136H49V137H47ZM65 136V137H64ZM73 137V139H71V137ZM115 136V137H114ZM121 136H122V138H121ZM129 136V137H128ZM137 136V137H136ZM141 136V137H140ZM148 136H151V137H148ZM162 136L164 137L163 139H162ZM209 136H211V137H209ZM224 136V137H223ZM234 136V137H233ZM258 136V137H257ZM263 138H262V137ZM6 137V138H5ZM9 137V138H8ZM25 139H23V138ZM47 137V139H45ZM68 137H70V138H68ZM79 137V138H78ZM91 137V138H90ZM142 137H144L143 138V140H142ZM174 137H175V139H174ZM187 137V138H186ZM227 137H229V139L227 138ZM255 137V138H254ZM2 138V139H1ZM31 138H33V140L31 139ZM48 138L50 139L49 141L52 143V145L50 146V142L48 141ZM158 138H161V141H160V139H158ZM166 138V139H165ZM177 138V139H176ZM40 139H42V140H40ZM52 139H55V140H52ZM63 139V140H62ZM64 139H66V142H65V140ZM69 139V140H68ZM88 139V140H87ZM91 139V140H90ZM128 139H130L129 141H127ZM147 141H146V140ZM148 139H149V141H150V139H151V141L153 140H159L160 142H162V141H164L165 142V144L167 145L168 144V146H170L169 145V143L171 142V143H173V144H177L178 145V148L179 149H181V150H183L184 149V147L187 149H185L186 151H185V153L187 154V155H189V156H186V155H184V151H182L181 152V154L180 153H178V155H174V157H173V155H171V156H169V154L168 155H166V156H168V157H170V159H171V157H172V159L174 158V159H177V160H170L168 157H166V156H164V157H166V158H164L163 160L165 161H163V162H149V160H148V155H147V153H149L150 154V149L152 150V148H148L149 147V145H150V143H152L151 141H150V143H149V141H148ZM227 139H228V141H227ZM258 141H257V140ZM260 139V140H259ZM27 140V141H26ZM31 141V143H29L30 141ZM37 140V141H36ZM44 140V141H43ZM61 140V141H60ZM71 140H73V142L71 141ZM80 140V141H79ZM82 140V141H81ZM93 140V141H92ZM109 140V141H108ZM131 140H135V141H131ZM144 140H145V142H144ZM168 140H170V141H168V143H166ZM172 140H173V142H172ZM175 140H178V142H182L181 143V146H180V143H178L177 141H175ZM179 140H182V141H179ZM195 140H193L194 142H195ZM233 140V139H232ZM254 140H256V141H254ZM2 141V142H1ZM25 141V144L23 143ZM36 141V142H35ZM196 141V142H197ZM233 141H235V140H233ZM260 141V142H259ZM6 142H8V143H6ZM32 142H34L35 144H36V148H33V147H31L32 145H34ZM42 142V143H41ZM46 144V142H48L47 144H46V146L47 147H49L50 149H52L51 147H54V149L56 148V150H62L61 151V153H60V151H56V150H54V149H52V150H49V151H51V152H49L48 151V149H47V152H46V149L44 150V148H41V147H43V146H45L44 145V143ZM63 142H64V145H63ZM88 144H87V143ZM93 142V143H92ZM109 142L111 143V144H109ZM113 142V143H112ZM125 143L126 142V146H124V149L121 147V144L122 143ZM131 142H133V143H135V144H133L132 143V145H131ZM174 142H176V143H174ZM193 142V143H194ZM2 143H6L5 145L4 144H2ZM18 143H20V144H18ZM23 145H22V144ZM41 143V144H40ZM50 143V144H49ZM67 143V144H66ZM81 143H83V145L81 144ZM87 145H86V144ZM123 143V144H124ZM170 143V144H171ZM198 143H199V141H198ZM206 142L204 141L203 142V144H205ZM230 143H231V141H230ZM27 144V145H26ZM75 144V145H74ZM120 144V145H119ZM138 146H137V145ZM139 144H141V145H139ZM161 144H163V145H165L163 142L161 143ZM172 144V145H173ZM186 144H187V142H186ZM232 144V143H231ZM10 145V147H6V146H9ZM29 145V146H28ZM42 145V146H41ZM60 145H62V146H60ZM65 145H66V147H65ZM80 145H82V146H80ZM85 145V146H84ZM125 145V144H124ZM131 145V146H130ZM136 145V146H135ZM143 145V146H142ZM171 145V146H172ZM177 145L175 146H172V149H175V147H177ZM184 145V147H182ZM225 145V144H224ZM242 145H244V147H242ZM3 146H5V147H3ZM39 146V147H38ZM75 146H77V147H75ZM113 146V148L112 149H110V147H112ZM116 148H115V147ZM123 146V145H122ZM130 146V147H129ZM136 147L135 149H136V151H134L135 149L133 148V147ZM146 148H145V147ZM168 146H166V147H168ZM2 147V148H1ZM16 147V148H15ZM18 147V148H17ZM24 147V148H23ZM28 147H31L29 150H30V153H32V154H30L29 153V150L27 151V149H28ZM34 147H35V145H34ZM109 147V148H108ZM143 148L144 150H145V152H144V150L143 149H141V148ZM228 147V146H227ZM4 148V149H3ZM12 148V149H11ZM15 148V149H14ZM22 148V149H21ZM74 148V149H73ZM77 148V149H76ZM106 148H108V149H106ZM116 149V151H115V149ZM148 148V149H147ZM192 148H193V146H192ZM2 149V150H1ZM17 149V150H16ZM21 149V150H20ZM35 149V150H34ZM40 150V151H42V153H38V151L37 150ZM64 149V150H63ZM81 149V150H80ZM94 149V150H93ZM105 149V150H104ZM114 149V150H113ZM139 149H141L139 152H137V150H139ZM168 149H171V147H169ZM171 149V150H172ZM209 149V150H208ZM7 150V151H6ZM15 150V151H14ZM24 150V151H23ZM71 150H73V151H71ZM78 150H79V153H78ZM101 150H104V151H101ZM109 150V151H108ZM112 150V151H111ZM197 150V151H196ZM208 150V151H207ZM18 151V152H17ZM35 151V152H34ZM100 151V152H99ZM133 151H134V153H133ZM9 152V153H8ZM10 152H11V154H10ZM28 152V153H27ZM66 152H68V153H66ZM120 154H119V153ZM144 152V153H143ZM188 152V153H187ZM225 152V151H224ZM227 152V151H226ZM228 152H229V150H228ZM23 153V154H22ZM24 153H25V155H24ZM36 153H38V159H40V160H38L37 159V154ZM45 153H47V155H45ZM52 153V154H51ZM115 153V154H114ZM118 153V154H117ZM141 153V154H140ZM146 153V154H145ZM183 153V154H182ZM190 153V154H189ZM3 155V157H2V155ZM10 154V155H9ZM16 154H17V156H16ZM19 154H21V155H19ZM36 154V155H35ZM41 154V155H40ZM76 154V155H75ZM121 154H122V156H124L123 158L125 159H123L122 158V156H121ZM125 154V155H124ZM240 154V155H239ZM7 157H6V156ZM15 155V156H14ZM29 155H34V156H36V157H34V156H29ZM45 155V156H44ZM71 155V156H70ZM80 155H82V157L80 156ZM119 155V156H118ZM183 155V156H182ZM191 155H193V156H191ZM19 156H20V159L22 158V160H24V161H21L20 159H19ZM44 156V157H43ZM100 156H102V157H100ZM103 156L105 157V159H107V160H103ZM116 159H114L113 157ZM116 156V157H115ZM119 158H118V157ZM179 156V157H178ZM180 156H181V158H180ZM197 156V158H199L200 157V159H198L197 160V158H195ZM10 157V158H9ZM23 157H25V158H23ZM27 157V158H26ZM28 157H29V159H28ZM34 157V158H33ZM46 157V158H45ZM51 159H55L54 161H55V163H54V161L51 159H49V158ZM86 157V158H85ZM176 157V158H175ZM187 157L189 158V160L187 159ZM191 157H192V160H191ZM194 157V158H193ZM228 157V158H227ZM233 157H235V158H233ZM2 158V159H1ZM11 159V160H13V161H9V159ZM14 158V159H13ZM16 158V159H15ZM34 160H33V159ZM36 158V159H35ZM71 158V159H70ZM75 158H78L79 160H76ZM101 158V159H100ZM118 158V159H117ZM122 158V159H121ZM127 158V159H126ZM206 158V157H205ZM208 158V157H207ZM231 158V159H230ZM46 159V160H45ZM72 159H73V161H72ZM229 159H230V161L231 162H229ZM233 159H235L234 160V162H233ZM14 160H16L17 161V163H16V161H14ZM33 160V161H32ZM45 160V161H44ZM102 160V161H101ZM114 160V161H113ZM122 160V161H121ZM129 160V161H128ZM191 160V161H190ZM195 160H197V161H199L198 163H192L191 164V162H194ZM27 161V162H26ZM51 163H50V162ZM58 161V162H57ZM60 161H62V162H60ZM117 161V162H116ZM128 161V162H127ZM136 161V162H135ZM183 162V165L181 164L182 162ZM238 161V162H237ZM12 162V163H11ZM15 162V163H14ZM30 162H32V163H30ZM35 162L37 163L36 165H35ZM115 162V163H114ZM121 162H123V163H121ZM168 162V164H166ZM191 165H193V168L192 169H194V171L195 170H199V171H197V173L195 174V172L194 171H192V170H190L191 172V175H190V173H189V168H188V166H190V164ZM237 162V163H236ZM10 164V165H6V164ZM15 164V166H13L12 167V165H14ZM28 163H30V165L28 164ZM44 164V163H46V165H47V163H50L49 165H47V167H45L44 166V170L43 169H41V168H43V165H41V164ZM105 163V164H104ZM119 164V166L117 165V164ZM151 163V164H150ZM152 163H154V164H152ZM176 163V164H175ZM184 163L186 164V165H188V166H186L185 165V168L183 167L184 166ZM17 164H19L18 166L19 167H17ZM24 164V165H23ZM26 164V165H25ZM41 166H39V165ZM72 164H73V166H72ZM158 164V165H157ZM164 166V167H162V165ZM165 164V165H164ZM181 164V165H180ZM197 164V165H196ZM2 165H4V166H2ZM20 165H22L21 166V168L24 166L26 169H27V167H30L31 166V169H32V166L34 165V171L36 170L35 168H37V167H39L40 168V171L42 170V171H45V172H42V174L43 173H46V174H44V175H40V174H38V173H41V172H39L38 171V173H37V175H38V177L39 176H43L41 179H43L42 180V186L41 185H38V183L39 182H41V181H39V179H40V177H39V179H37V178H35V173H36V171L38 170V168H37V170L35 171V173L33 172V169L32 170H30L33 174H34V178H33V181L31 180V182H29L30 181V179L33 177L31 174L32 173H28L29 172V168L27 169L28 170V172L26 171V169H24V167L22 168V170L21 169H18V168H20ZM28 165V166H27ZM38 165V166H37ZM55 165V166H54ZM65 165V166H64ZM69 165V166H68ZM71 165V166H70ZM111 165V166H110ZM150 165V166H149ZM155 165V166H154ZM160 165V166H159ZM166 165L168 166V165H171L172 167H170V166H168L167 168V170H166ZM175 165V166H174ZM9 166V167H8ZM48 166H50V167H48ZM54 166V167H53ZM108 166V167H107ZM115 166V167H114ZM118 166V167H117ZM146 166V167H145ZM197 166V167H196ZM3 167H6V168H3ZM14 167H17V170H21V171H23V172H20V175L21 176H18L19 175V172H17V171H15V170H13L14 169ZM106 167V168H105ZM110 167H112V169L110 168ZM121 167V168H120ZM159 167V168H158ZM173 167L176 169V167L177 168H179V169H176V171H181L180 172V174L178 173L177 174V172L175 171V169H173ZM181 167L183 168V169H181ZM186 167H187V169H186ZM195 167H196V169H195ZM53 168V169H52ZM68 168V170L69 171H67L68 173H65L66 172V169ZM76 168V169H75ZM80 168V169H79ZM108 168V169H107ZM115 168V169H114ZM116 168H119V170L117 169V171H116ZM158 168V169H157ZM160 168H165L164 170L167 172L168 170V173H166L164 170V172H165V174L166 175H164V173L163 172H161V169ZM210 168V166H208V168H207V170ZM239 168H240V170H239ZM245 168V169H244ZM16 169V168H15ZM24 169V170H23ZM65 169V170H64ZM80 171H78V170ZM95 169V170H94ZM113 169H114V171H113ZM151 169V170H150ZM155 169H157V170H155ZM171 169H173L172 171H171ZM184 169H186L187 171H184ZM2 170V171H1ZM9 170H11V175H10V173L8 174V171ZM12 170H13V172L15 173H18V175L16 176L15 174H13L12 173ZM52 170V171H51ZM102 170V171H101ZM104 170V171H103ZM107 170V171H106ZM109 170V171H108ZM111 170V171H110ZM210 170V169H209ZM234 170V171H233ZM25 171H26V174L28 173V174H30V175H27V176H29L30 177V179H26L27 178V176H24V175H26L25 174ZM49 171H51L50 172V174L49 175H47V173L49 172ZM79 173H78V172ZM119 171L121 172V173H119ZM176 172V174H174L175 172ZM240 171V172H239ZM2 172V173H1ZM62 172V173H61ZM75 172H77V174L75 173ZM106 172V173H105ZM143 172V173H142ZM145 172V173H144ZM155 172V173H154ZM171 172H173V174H172V177H170L171 175ZM222 172V173H221ZM249 172H251V174L249 173ZM24 173V174H23ZM103 173H105V175L103 174ZM109 173H111V175L109 174ZM123 173V174H122ZM147 173H149V175L152 173V174H156V175H158V176H153L152 174L150 175V176H153V177H151V178H149L150 180H151V182H149V183H147V185L146 184H143V182L141 183V181H138L139 179L140 180H142V178H145L146 177V174ZM158 173V174H157ZM189 175H187V174ZM201 174V177L203 178V180H200V175H197V174ZM243 173V174H242ZM67 176H66V175ZM72 174V175H71ZM73 174H75V176L73 175ZM101 174V175H100ZM109 174V175H108ZM114 174H116L115 176H114ZM120 174V175H119ZM140 174V175H139ZM167 174H168V176H169V178L168 177H166L167 176ZM227 174H228V176H227ZM229 174L231 175V176H229ZM235 174V175H234ZM246 174V175H245ZM250 174V175H249ZM255 174V175H254ZM2 175H4V177L2 176ZM45 175H46V177H48V178H46L45 177ZM63 175V176H62ZM103 175H104V178H103ZM142 175H144V176H142ZM176 175V176H175ZM181 175H183V176H181ZM185 175H186V177H185ZM234 175V176H233ZM241 175H243V177L244 178H241ZM245 175V176H244ZM252 175V176H251ZM259 176V177H257V176ZM51 176V177H50ZM57 176V177H56ZM81 176V177H80ZM107 176V177H106ZM114 176V177H113ZM120 176V178L118 179L119 180V182H117L118 180H117V178ZM161 176H165V178H163V180H165V179H167L168 178V180L170 181V178L172 179L171 181H173V182H171L170 184H169V182L168 183H166L167 182V180H165L166 182H164V181H162V182H160V181H157V179L158 178H160ZM174 176V177H173ZM178 176V177H177ZM191 176V177H190ZM194 176H195V179H193L194 178ZM197 176V177H196ZM240 177V178H238V177ZM247 176V177H246ZM23 177L25 178L24 180H26V182L23 180ZM45 177V178H44ZM59 177V178H58ZM63 177V178H62ZM72 178V180H71V178ZM101 177V178H100ZM109 177V178H108ZM155 177V178H154ZM236 177V178H235ZM251 177H253L254 179H252ZM62 178V180H60ZM103 178V179H102ZM122 178V179H121ZM125 178H127L126 179V181L128 180V182H126L124 179ZM138 178V179H137ZM154 178V179H153ZM180 178V179H179ZM191 178H192V180H191ZM201 178V179H202ZM256 178V179H255ZM260 178V179H259ZM15 179V180H14ZM20 179V182L22 183L23 181V184L25 183V185L27 184V186H30L29 188L27 187V189H26V187L24 188V189H26L27 190V192H28V194H30L29 193V191L31 190V191H34L35 189H36V191H34V193H35V196H34V194H33V192L30 194V196L31 197H28L27 198V195L28 194H26L25 192H26V190H25V192L23 191V188L22 187H24L21 183V187H20V185H18V184H16V185H18L16 188H19V189H13V188H15V181L16 182H19L18 180ZM40 179V180H41ZM44 179H45V181H44ZM48 179V181H46ZM58 179V180H57ZM67 179V180H66ZM105 179V180H104ZM113 179H115V180H113ZM186 179V181H187V183H185V180ZM234 179H236V180H234ZM240 179V180H239ZM241 179H244V180H241ZM247 179H251V180H247ZM9 180V181H8ZM23 180V181H22ZM36 180H38V181H36ZM64 180V181H63ZM70 180V181H69ZM77 180V181H76ZM100 181V182H97V181ZM102 180H104L103 182H102ZM112 180V181H111ZM150 180H148V181H150ZM177 180H179V181H177ZM180 180H181V182H180ZM183 180V181H182ZM195 180V181H194ZM198 180H200L199 182H201V183H199L198 182ZM204 180H205V182H204ZM235 182V183H233V181ZM254 180H256V181H254ZM28 181V182H27ZM95 181V182H94ZM110 181V182H109ZM130 181V182H129ZM134 181V182H133ZM138 181V182H137ZM175 181L177 182V184L175 183ZM192 181V182H191ZM196 181L198 182V183H196ZM236 181H238V184L236 183ZM243 181V185L245 184L246 185V183L248 184V185H246V186H243L242 184H240L241 182ZM246 183H245V182ZM253 181V182H252ZM257 181H260V182H258L257 183ZM61 182H62V184H61ZM78 182V183H77ZM80 182V183H79ZM96 183V184H94V183ZM114 182H116V183H114ZM140 182V183H139ZM153 182V183H152ZM157 184H155V183ZM178 182L180 183L179 184V186H178ZM184 182V185L185 184H191V185H193V187H191L190 186V184L189 185H185V186H187V188L185 187L184 188V186H183V183ZM195 182V184H192V183H194ZM251 182L253 183V185H255L256 187H257V189L259 188V191H260V193L258 194V192L257 191H255L254 189H256V187L254 188V186L251 184ZM4 183V184H3ZM47 183H48V185H47ZM53 183V184H52ZM67 183H69V184H67ZM118 183H120V186H119V184ZM124 183H127V184H124ZM134 183V184H133ZM136 183V184H135ZM151 183H152V186L153 187H151ZM159 183V184H158ZM165 183V184H164ZM172 183H174V184H172ZM205 183V184H204ZM5 184H7L8 186L6 187V185ZM40 184V183H39ZM55 184V185H54ZM59 184V185H58ZM65 184V185H64ZM75 184V185H74ZM81 184H82V186H81ZM143 184V185H142ZM150 184V185H149ZM196 184H199V185H197L196 186ZM200 184H202V186H204L203 188H201L202 186L200 185ZM204 184V185H203ZM207 184V185H206ZM240 184V185H239ZM250 184L252 185V186H250ZM257 184V185H256ZM259 184V185H258ZM4 185H5V187H4ZM10 185H11V189L9 188L10 187ZM13 185V186H12ZM35 185H38V186H36L35 187V189L33 188ZM61 185H63V187H61ZM69 185V186H68ZM90 185V186H89ZM93 185V186H92ZM95 185H96V187H95ZM98 185V186H97ZM115 185V186H114ZM116 185H118V186H116ZM121 185H123L122 187H121ZM126 185V186H125ZM132 186V188H131V186ZM135 185V186H134ZM141 185V186H140ZM146 185V186H145ZM154 185H156V186H154ZM158 185H159V188L160 189H158ZM161 185V186H160ZM182 185V187H180ZM237 185V186H236ZM33 186V187H32ZM65 186V187H64ZM81 186V187H80ZM134 186V187H133ZM140 186V187H139ZM148 186V187H147ZM164 186H168V189H166L167 187H165V190H171L170 191V193H168V195H166L167 197H165V199H163V200H166V198L168 199V200H170V202L169 203H171V200L172 199H174V197L175 196H177V195H179L180 196V198H179V196H177V198H178V201L180 202V200H181V197H183L182 199L183 200H185L186 202H187V200H189L188 201V205L189 206H191V204H192V208L191 207H189L190 209H189V211H188V213L189 214H186V211L188 210V209H186V208H188V205L182 210V213L183 214H180V215H178L177 213H179V212H177L176 214H177V216H175L176 214H174V215H172V214H168V212L166 213L165 212V208L162 206V204H160L159 202H161V200H159V197L158 196H156L157 194H155L153 197L154 198H151L152 196H149V198H147L148 197V195H150L152 192H154V190L156 191V190H161V189H163V187ZM172 186V187H171ZM188 186H190V188H188ZM201 186V187H200ZM241 187V190H242V193L241 192H239L238 190L240 189V187ZM243 186V187H242ZM248 186H250L249 187V189H248ZM41 187H42V189H41ZM69 187V188H68ZM87 187V188H86ZM99 187V188H98ZM103 187V188H102ZM106 187H107V190H106ZM120 188V189H117V188ZM126 187H128V188H130V189H127V190H125V188ZM171 187V188H170ZM179 187V188H178ZM199 187L201 188L200 189V191H198L199 190ZM236 187L238 188V190L236 189ZM246 187V188H245ZM251 187L253 188V190L255 191V192H250L249 190H251ZM10 189V190H6V189ZM30 188H33V189H30ZM66 190H64V189ZM86 188V189H85ZM89 188V189H88ZM90 188H91V191H90ZM92 188H93V190H92ZM95 188V189H94ZM96 188H98V189H96ZM100 188H102V190H106V191H103V192H105V193H103L102 194V192H101V189ZM122 188H124V189H122ZM147 188V189H146ZM150 188H152L151 190H150ZM155 188H157V189H155ZM181 188V189H180ZM198 188V189H197ZM262 188V190H260ZM20 189H22L21 190V192H19L20 191ZM45 189H46V191H45ZM48 189V190H47ZM54 189V190H53ZM56 189H57V191H60V192H57L56 191ZM59 189V190H58ZM150 190V194L149 193H147V190ZM180 189V190H179ZM185 189H190L191 191H192V194H190V192H189V190L187 191H185ZM233 189H236V190H233ZM243 189H247V190H243ZM5 190V191H4ZM14 192H13V191ZM20 193V195H22V194H24V196H25V194H26V198L27 199H32V201L33 202H35L36 201V204H34L35 206H33L32 207V203H28L29 201L27 200V199H24L23 197H21V198H17V195H18V193H16L17 191ZM39 190V191H38ZM62 190V191H61ZM76 190V191H75ZM96 190L98 191V192H96ZM100 190V191H99ZM128 190H130V191H128ZM132 190H133V192H132ZM137 190V191H136ZM175 190V191H174ZM183 191V193H182V191ZM204 190V191H203ZM240 190V191H241ZM3 191H4V193H3ZM7 191V192H6ZM11 191H12V193H11ZM16 191V192H15ZM30 191V192H31ZM50 191V192H49ZM56 191V192H55ZM65 192V194H64V192ZM74 191V192H73ZM80 192V194H79V192ZM88 191V192H87ZM174 191V192H173ZM179 192V193H177V192ZM187 192L186 194H185V192ZM203 191V192H202ZM233 191H237V192H235V193H233ZM245 191H248V192H246V193H248L249 195V197L246 195V197L247 198H250V196H251V199L253 198V200H254V196H256V198L255 199H259V201L258 200H256V201H258V202H256L255 200H254V202H255V204L253 205V206H250V207H248V209L246 210L244 207V205H245V203H244V205H242V204H238V198L237 199H234V198H236V197H238L240 194L239 193H241V194H245ZM5 192L6 193H10L9 195L10 196H8V200H7V196H5L6 194H5ZM46 192V193H45ZM62 192H63V194H62ZM73 192V193H72ZM100 192V193H99ZM112 193V195H110L111 193ZM199 192H201V195H200V193ZM230 192V193H229ZM239 192V193H238ZM244 192V193H243ZM14 193V194H13ZM51 193V194H50ZM59 193V194H58ZM84 193H85V197H84ZM89 193V194H88ZM129 193H130V196H129ZM135 193H137V194H135ZM145 193H147V194H145ZM177 194V195H175V194ZM182 193V194H181ZM193 193L195 194V195H193ZM199 193V194H198ZM202 193H203V195H202ZM251 193V194H250ZM262 193V194H261ZM5 194V195H4ZM7 194V195H8ZM32 194H33V197H32ZM57 194V195H56ZM64 195V196H62V195ZM72 194V195H71ZM102 194V195H101ZM106 196H105V195ZM134 195V197L136 198V200H137V198H139V199H143L142 201L141 200H139L138 199V204L135 202V199L134 198H132L133 197V195ZM147 195L146 197L145 196H142V195ZM170 194H172L173 196H171ZM187 194H190V195H188L189 197H187ZM230 194H232V196H234V197H232V199H231V197H230ZM235 194H237V195H235ZM252 194H253V196H252ZM261 194V195H260ZM5 197H4V196ZM58 195L60 196L59 198H58ZM108 195V196H107ZM125 195V196H124ZM137 195H139V196H137ZM152 195H153V193H152ZM186 195V196H185ZM19 196V195H18ZM51 196H52V198H51ZM54 196V197H53ZM71 196V197H70ZM73 196L75 197V198H73ZM80 196V197H79ZM83 196V197H82ZM98 196H99V198H98ZM102 196V197H101ZM104 196V197H103ZM111 196V197H110ZM115 197V199H114V197ZM117 196H120V197H117ZM127 196V197H126ZM204 198H203V197ZM213 196V195H212ZM259 196H261V198L259 197ZM20 197V196H19ZM57 198V199H55L56 201L57 200H59L58 202H61V203H59V204H57L58 202H56V201H54V198ZM78 197H79V199L81 198V199H86V201L87 200H89V202L87 203L85 200L84 201H82L81 199V201L78 199ZM86 197H88V198H86ZM90 197H92V198H90ZM94 197H95V199H94ZM97 197V198H96ZM108 197V198H107ZM117 197V198H116ZM129 197V198H128ZM142 197V198H141ZM143 197H145V198H143ZM160 197H162L163 198V196L161 195ZM168 197H170L171 199H169ZM185 197H187L186 199H185ZM257 197H259V198H257ZM4 198H6V202H5V200H4ZM18 199V201H17V199ZM51 198V199H50ZM101 198V199H100ZM147 198V199H146ZM176 198V197H175ZM177 198L176 199H174V200H172V203L174 202V203H177L178 204V202H176L177 201ZM13 200L14 199V201H12V202H10L9 200ZM23 202H20V200ZM24 199V200H23ZM29 199V200H30ZM33 199H35V200H33ZM44 199V200H43ZM64 199H67V202H65L66 200H64ZM90 199H92L91 201H90ZM95 201H94V200ZM121 200V202H120V200ZM122 199H124L123 201H122ZM129 199V200H128ZM148 199H153L152 201L151 200H149V201H151V203L154 205V206H152L151 204H150V202H149V205H151L152 207H150L149 205H148V202H147V200ZM157 199H158V201H157ZM196 199V200H195ZM213 199V200H212ZM25 200H26V202H25ZM43 200V201H42ZM50 200H51V202H50ZM64 200V201H63ZM112 200V201H111ZM115 200H119L118 202H116ZM127 200H128V202L129 203H126L127 202ZM146 202H145V201ZM168 200H167V202H164V203H168ZM183 200H181V201H183ZM199 200V201H198ZM217 200H218V198H217ZM224 200H226V198L224 199ZM260 200H263V201H260ZM10 202V203H12V208H11V206H10V203H8V204H6L7 202ZM15 201H16V203H15ZM31 201V200H30ZM38 201V202H37ZM46 201H47V203H46ZM71 201V202H70ZM72 201H74L75 202V204H74V202H72ZM77 201V202H76ZM100 201H101V204H100ZM111 201V202H110ZM113 201H114V203H113ZM140 201V202H139ZM184 201V202H185ZM198 201V202H197ZM209 201H211V204H210V202ZM5 202V203H4ZM20 203V207H21V204L22 205H26V204H28V206H29V209L31 208H33L32 209V211L30 212L29 211V209H28V207H27V205L26 206H22V208L25 210V209H27L26 211H22L23 209L22 208H18V210H16L15 208H17V207H19V206H17V207H15L16 205H18L19 203ZM25 202V203H24ZM54 202L58 205H55L54 204ZM73 203L74 204V206L75 205H77L76 203H78V207H79V205H80V202L82 203V205H80V207L82 206V209H83V206H85V204L86 205H88L89 203H90V205H91V207L89 208V206L90 205H88L87 207L85 206V209H84V211L86 210V212H87V210H89V209H91V211L90 212H84L82 209H79V208H77L78 210H81V211H79V212H81L82 214H83V212H84V214L86 213V216H84L85 217V219L84 218H82L81 216H80V213L79 212H74L73 213V210H72V208L71 209H68V207L66 208V207H63V204H64V206H67V204L68 205H70V203ZM86 202V203H85ZM93 202L95 203V202H97V203H95V204H98V205H100L99 207H101V208H98V209H95L96 211V215H94L95 213H94V211H92V210H94L93 209V207H96V206H94L95 204H93ZM105 202H107V203H105ZM116 202V203H115ZM125 202V203H124ZM133 202H135V203H133ZM147 203V204H145V203ZM192 202V203H191ZM194 202H197L198 203V205L197 206H193V203ZM14 203V204H13ZM18 203V204H17ZM50 203H51V206H50ZM52 203H53V206L55 205V207L52 209L51 207H53L52 206ZM83 203H84V205H83ZM103 203H105V204H103ZM110 204V206L109 205H107V204ZM117 203H118V205H117ZM120 203H121V205L122 206H120ZM162 203V202H161ZM163 203V204H164ZM209 203V204H208ZM240 203V202H239ZM43 204V205H42ZM48 204H49V206H48ZM133 204V205H132ZM145 204V208H146V210H145V208L144 209H142L143 211H146L145 213L143 212V211H140L139 212V209L140 208H142L143 207V205ZM195 204V203H194ZM215 204V203H214ZM235 204V211L237 210L238 212H235L234 211V205ZM0 205V206H1ZM31 205V206H30ZM101 205H103L104 207H106V208H104L103 206H101ZM128 205H130V206H128ZM161 205V206H160ZM9 206H10V208H9ZM40 208H39V207ZM43 206V207H42ZM46 206V207H45ZM113 206V207H112ZM135 206V208H133V207ZM141 206V207H140ZM161 207L160 209H158V207ZM238 206V207H237ZM241 206V207H240ZM60 207H62V209L60 208ZM70 207V206H69ZM75 207H77V206H75ZM74 207V208H75ZM104 209H103V208ZM109 207H111V208H109ZM128 207V208H127ZM130 207V208H129ZM154 208L153 210H147V208ZM163 207V208H162ZM36 208H37V211L39 212V213H36L37 211H36ZM38 208L40 209V210H38ZM44 208V211L45 212H43L42 211V209ZM63 208H65L64 210H66V212L63 210ZM119 210H117V209ZM123 208H125L124 210H123ZM132 208V209H131ZM196 208V209H195ZM213 208V207H212ZM256 208V210H258L259 208H261V210L259 211V214L256 212H254L255 209ZM258 208V209H257ZM9 209V210H8ZM49 209H52V210H49ZM55 209V210H54ZM63 210L65 213H67V214H65L63 211L62 212H59L58 210ZM100 209H103V210H101V212L100 211H98V210H100ZM108 209H109V211H108ZM111 209V210H110ZM122 209V210H121ZM127 209V210H126ZM193 209V211H195V212H192V211H190V210H192ZM195 209V210H194ZM214 209V208H213ZM230 209V210H229ZM239 209V210H238ZM10 210H12L13 211V214H9V212L11 213L12 211H10ZM15 210V211H14ZM19 210H20V212H19ZM60 210V211H61ZM77 210V211H78ZM104 210H106V212H104ZM115 211V213H114V211ZM129 210H132V211H129ZM141 210V209H140ZM184 210H186V211H184ZM219 210H217V211H215V212H217V213H220L219 212ZM249 210V211H248ZM18 211V212H17ZM36 211V212H35ZM54 211H56V212H54ZM75 211V210H74ZM83 211V212H82ZM98 211V212H97ZM104 213H103V212ZM121 211H123V212H121ZM137 211V212H136ZM148 211H151V212H153V214H151L150 212V214H148ZM181 211V210H180ZM240 211V212H239ZM15 212H16V214H15ZM26 212V213H25ZM37 214V216H35L36 214ZM59 213V214H56V213ZM91 212H92V214H93V216H91L92 214H91ZM112 212H113V214H112ZM121 212V213H120ZM137 213V214H134V217H135V219H132L133 218V214L132 213ZM138 212L139 213H141V214H143V216H141L140 214L138 215ZM143 212V213H142ZM162 212H163V214L165 213V215H166V217L165 216H163L162 215ZM190 212H192V213H190ZM213 212V213H212ZM250 214H249V213ZM251 212H253L252 214H251ZM261 212H263V213H261ZM6 213V214H5ZM25 213V214H24ZM40 213H42V214H40ZM45 213V214H44ZM60 213H61V215H60ZM69 213V214H68ZM71 213H72V215H71ZM101 213H102V215H101ZM106 213V214H105ZM116 213H119V214H116ZM146 213H147V215L149 216V218L151 217V215L153 216L154 215V213H157V215H159L160 214V216H158L157 217V215H154L153 216V218L151 217L150 218V220H149V218H147L148 216L146 215ZM181 213V212H180ZM198 213H200L199 215H198ZM232 214L231 216H229L228 214ZM246 213H248L249 215H251L252 217H253V219H256V220H253V219H251V216L249 217V215L248 214H246ZM27 214H28V216H27ZM33 214H35L34 215V218L32 219L31 218V216L33 215ZM62 214H63V216H64V218L62 217ZM73 214H76V216H78L77 218H75L74 219V216H73ZM79 214V215H78ZM81 214V215H82ZM105 214V215H104ZM111 214V215H110ZM116 214V215H115ZM169 215V217H168V215ZM216 214V213H215ZM262 214V215H261ZM11 215V216H10ZM12 215H13V219H12ZM19 215V216H18ZM21 215V216H20ZM28 217H26V216ZM30 215V216H29ZM57 215H60L61 217V219L60 220H58L59 219V216L57 217ZM69 217H68V216ZM70 215H71V217H72V223H71V221H70V219H71V217H70ZM100 215V216H99ZM121 215V216H120ZM127 215V216H126ZM132 215V216H131ZM136 215V216H135ZM162 215V216H161ZM183 215H185V216H183ZM196 215V216H195ZM203 215V216H202ZM247 215V216H246ZM256 215H258V217L256 218ZM261 215V216H260ZM8 218L9 217V219H7L6 217ZM18 216V217H17ZM23 216V217H22ZM45 216V217H44ZM49 216V217H48ZM55 216V217H54ZM65 216L69 219H67V218H65ZM79 216H80V218H79ZM96 216V217H95ZM115 216H117V217H115ZM120 216V217H119ZM131 216V217H130ZM139 216H141V217H146V219H147V221L150 223V225L151 226H149V223L147 222V221H145L144 219L145 218H142V219H140L139 218ZM156 216V221H155V219H154V217ZM187 216V217H186ZM197 216H199V217H201V219H199ZM216 216H218V214L216 215ZM215 216V220L216 219H218V217H216ZM10 217H11V219H12V221H11V219H10ZM33 217V216H32ZM38 217V218H37ZM89 217V218H88ZM115 219V221H113V218ZM119 217V218H118ZM126 217H128L129 218V220H128V218H127V220H125L126 219ZM137 217V218H136ZM168 217V218H167ZM171 217V218H170ZM182 218V220H180L179 222L181 223H179V222H177L179 219H181ZM188 219H186V218ZM202 217H206V218H208V219H210V222L212 221V223H211V225H210V223H208L209 221H208V219H207V221L208 222H203L204 220H203V218ZM213 217V218H212ZM249 218V219H251L250 221L252 222L253 221V223H251V222H249V220L248 219H246V221H244L245 220V218ZM255 217V218H254ZM6 218V219H5ZM17 220H16V219ZM18 218H20V219H18ZM23 220H22V219ZM54 218H57V220L58 221H61L62 219H63V221H61V222H59L60 224H58L59 226H62V225H64V228L66 227L67 229L69 228V231L70 232H68L67 230H63V234H61L60 233V230H62V229H60V228H58V227H56V226H58L57 224H56V222L57 221H55V219ZM104 218H106V219H104ZM122 219L123 218V220H118V219ZM138 218H139V220H138ZM261 219V220H258V219ZM0 219V220H1ZM15 219V220H14ZM30 219V220H29ZM31 219L32 220H34V222L36 223H34L33 224V221L31 222ZM37 219V220H36ZM51 219V220H50ZM54 219V222L52 221ZM64 219H67V221L66 220H64ZM90 219V220H89ZM103 219V220H102ZM109 219H110V222H109ZM133 221H132V220ZM137 219V220H136ZM151 219H153L154 221L152 222L151 221ZM170 219V220H169ZM178 219V220H177ZM185 219H186V222L184 223V221H185ZM194 219H198V220H194ZM242 219V220H241ZM8 220H10L11 221V224L9 225V223H10V221H8ZM20 220H22L21 222H20ZM40 220V221H39ZM134 220H136V221H134ZM192 220H194V221H197V223H201L202 224V222L203 223H207V225L206 226H209V228L211 227V232H208L207 231V228L204 226V224H200V226H203V228L205 229V230H203L202 232H201V228L202 227H200L199 225H195L194 223H196V222H193ZM50 221V222H49ZM69 221V222H68ZM78 221V222H77ZM84 221V222H83ZM94 221H96V222H94ZM126 221V222H125ZM139 221V222H138ZM165 221H166V224H165ZM190 221V222H189ZM193 223H192V222ZM241 221V222H240ZM8 222V223H7ZM12 222H14V223H12ZM16 222V223H15ZM25 222V223H24ZM29 222H31L30 223V225L31 226H33V227H31L30 225L28 226V227H31L32 228V231H31V233H30V229H28V231H29V233L26 231L27 230V226H26V228L24 227V226H22V225H27V224H29ZM63 222V223H62ZM64 222H66V223H64ZM80 222V223H79ZM85 222H89V223H85ZM98 222V223H97ZM109 222V223H108ZM115 222V223H114ZM117 222H119V223H117ZM123 222H124V224H123ZM132 222L134 223V224H136L137 226L139 225L140 226V224L139 223H142V222H144V223H147L145 226L144 225H141V226H143V228H140L139 226H138V228H137V226H135L134 224V227L136 228H131L130 227V230L132 229V230H135L134 232L131 230H129L128 232H127V229H129V227H126V226H128V223H129V225L130 226H132ZM160 222H162L161 223V226L158 228L157 226H159L160 224ZM176 222V223H175ZM189 222V224H191V225H188V224H186V223H188ZM1 223V222H0ZM37 223H41V224H39V226L37 227L36 225H37ZM47 223V224H46ZM58 223V222H57ZM62 223V224H61ZM75 223V224H74ZM79 223V224H78ZM92 223V224H91ZM102 223V224H101ZM105 223H108L107 225L105 224ZM112 223H114L113 225H115L114 227H113V225H111ZM157 223V224H156ZM170 223H173V224H170ZM179 223V224H178ZM185 225L184 227H183V224ZM248 223V224H247ZM6 224V225H5ZM17 224V225H16ZM52 224V225H51ZM84 224H86V225H84ZM95 224V225H94ZM121 224H123L122 226L124 227H122L123 229H125V230H123L121 227H119ZM127 224V225H126ZM153 224H154V226L155 227H157L159 230H160V233L158 232V230H156L157 228H155V227H153ZM159 224V225H158ZM163 224H164V226L165 225H168L169 226V228H171L172 226H174V227H172L171 228V232H175V235L173 234V233H171L170 232V230H169V232L170 233H166V229L168 228V226H163ZM176 224L177 225H179V226H177L176 227ZM2 225H4V226H2ZM20 225V226H19ZM51 225V226H50ZM77 225V226H76ZM78 225L79 226H81V227H79L78 228ZM119 225V226H118ZM126 225V226H125ZM148 225V226H147ZM193 225V226H192ZM75 226H76V228H75ZM93 226H94V229H93ZM99 228H98V227ZM102 226V227H101ZM116 226H118V228L116 227ZM187 226V227H186ZM188 226H189V228H191V229H188ZM192 226V227H191ZM248 226L249 227H251V228H248ZM253 226V227H252ZM2 227L4 228V229H2ZM12 227V228H11ZM14 227V228H13ZM20 229H19V228ZM87 229H86V228ZM91 227V228H90ZM101 227V228H100ZM110 227V228H112L111 230V233L109 234L110 236L114 233L115 235H113V236H119V238H115L114 237V241H113V236L112 237H109V238H111L112 240H110L109 238H108V234H107V232L109 233L110 232V228L108 229V228ZM126 227V228H125ZM146 227H148L149 229H148V231H151V232H146V230H147V228ZM150 227H151V229L153 230V228H154V230L153 231H155L156 230V232H158V233H156V235L152 232V230L150 229ZM161 227H162V229H161ZM182 227L185 229V231H184V229H182ZM186 227V228H185ZM9 228H11V229H9ZM23 228V230L25 229V231H23V233H22V229ZM36 228H38V232H39V230H40V232L39 233H37L36 234V232L37 231H35L34 229H36ZM40 228V229H39ZM56 228H58V230L56 229ZM62 228H63V226H62ZM63 228V229H64ZM65 228V229H66ZM74 228V229H73ZM90 228V229H89ZM115 228H117L116 230H114ZM119 228H121L120 230H122V231H126L124 234L123 233H120V232H122V231H120L119 230ZM165 230H164V229ZM168 228V229H169ZM202 228V229H203ZM71 229V230H70ZM79 229H83V231H80ZM86 231H85V230ZM99 229H100V233H99ZM106 229H107V231H106ZM143 229H146L145 230V233H144V230ZM174 229V230H173ZM176 229V230H175ZM181 229V230H180ZM214 229V230H213ZM249 229V230H248ZM33 230L35 231V232H33ZM37 230V229H36ZM50 230V231H49ZM58 231L56 234L54 233V235H53V232H55V231ZM74 230V231H73ZM87 230H89V233L91 232V234H87V237H89L88 239H87V237H84L83 239L81 238V234H84L85 236H86V232H88ZM114 230V231H113ZM139 230V231H138ZM186 230L188 231V232H186ZM209 230V229H208ZM241 230H243V232L241 233ZM251 230V231H250ZM4 231V232H5ZM9 231H7V232H9ZM21 231V232H20ZM64 231H66L65 233H64ZM74 233V232H76V231H78V232H76L77 234H78V238H79V240H78V242L77 243H74L73 241H75L76 239H78V238H76V239H74L75 237L73 236V235H77L76 233H74L73 235H72V239L71 238H68L67 239V235H68V233L70 234H72V232ZM97 232L96 234H97V236H96V238H95V232ZM143 231V232H142ZM178 231V233L176 234V232ZM179 231H181V233L180 234H182V231H184V233L183 234H185V235H187L188 233V236H185V235H180L179 234ZM192 231V232H191ZM12 232V231H11ZM25 232H27L29 235H28V237L26 238V235H24V234H26ZM81 232V233H80ZM105 232V233H104ZM120 234H119V233ZM131 232H133V233H136V234H133V233H131ZM137 232H139V233H137ZM35 233L36 234V238L34 237V235L33 234ZM46 233V234H45ZM50 233V234H49ZM79 233H80V236H79ZM103 233H104V236H103ZM149 233H151L152 235H150ZM161 233H163V234H161ZM205 233V234H204ZM252 233V234H251ZM4 234V233H3ZM12 234V233H11ZM11 234H10V232H9V236L8 237H12L11 236ZM23 234V237L21 238V236L20 235H22ZM64 234H65V236H64ZM67 234V235H66ZM107 234V235H106ZM137 234H138V236H140L139 237V239L138 238H136L137 237ZM147 234V235H146ZM251 234V235H250ZM2 235V233L0 234V236ZM18 235V236H17ZM32 235H33V238H35L33 241H31V243H32V245H31V247L30 246H27V244L25 243V242H27V241H25V240H28V238H29V242H30V239H31V237H32ZM38 235V236H37ZM50 235H52V236H54L55 238H57L58 239V241L57 240H55V241H53L55 238L54 237H52V236H50ZM63 235V236H62ZM99 235V236H98ZM129 235V236H128ZM131 235V236H130ZM134 235H136V237L134 236ZM158 235V236H157ZM192 235H195V236H192ZM203 235V236H202ZM213 235V236H212ZM215 235V236H214ZM25 236V237H24ZM47 237L46 238V241L47 240H49V241H45V237ZM48 236H49V239H48ZM107 236V237H106ZM179 236V237H178ZM180 236H184V237H182L181 238V240H183V239H185V240H187V238L186 237H188V241H186V243H187V245H185L186 243H184V244H182V245H184V246H182V247H180L179 246V248H178V244L177 243H179V245L182 243V241L180 240ZM190 236V237H189ZM239 236V237H240ZM13 237V238H14ZM19 237V238H18ZM50 237H52V238H50ZM63 237H65L64 239H62ZM68 237H70V236H68ZM74 237V238H73ZM102 237H104V238H102ZM128 237V238H127ZM129 237H131V238H129ZM176 237H178L179 239H177ZM192 237V238H191ZM193 237H195L194 238V240L196 241V243H197V248L196 247H194V245H196V244H193V243H195V241H191V240H193ZM206 237V238H205ZM209 237H210V239H209ZM216 237H217V239H216ZM250 237V238H249ZM13 238H11L12 240H13ZM14 238V239H15ZM92 238H94V239H92ZM128 239V242L126 241L127 239ZM136 238V239H135ZM175 238V239H174ZM189 238H191V240H189ZM208 238V239H207ZM214 238H215V240H214ZM244 238V239H243ZM245 238H246V240H245ZM38 239V240H37ZM52 239V241L53 242H55V244L53 243V245H51L52 247H54V248H50L51 246H47V245H50V244H52V241L50 242V240ZM62 239V240H61ZM81 239L83 240V241H81ZM84 239H86V240H84ZM100 239H102V240H100ZM109 240V243H108V241L107 240ZM126 239V240H125ZM130 239H132V240H136V242L134 241H132V240H130ZM174 239V241L172 242V240ZM249 239H251L252 241H250ZM45 241L46 243H44V244H46V245H44L43 244V241ZM70 240L72 241V242H70ZM88 240V241H87ZM104 240H106V242L108 243L107 244V246L108 245H110V246H112L111 244H114L115 245V247H114V245H113V247L114 248H116V250L114 249V250H112L113 249V247H112V249L110 248V247H108L107 248V246H106V244H104L103 243V241ZM122 240V241H121ZM129 240H130V243L131 244H128L129 243ZM160 242H159V241ZM180 240V241H179ZM206 240H208V241H206ZM220 242H219V241ZM248 240L250 241V242H248ZM18 241V242H17ZM87 241V242H86ZM99 242V244H104L103 246H105V248H102L103 246L102 245H100V246H102V247H100L99 246V244H98V242ZM102 241V242H101ZM127 242V243H125V246H123V248H122V244L124 245V243L123 242ZM156 241V242H155ZM162 241H165L164 242V244H163V242ZM175 241H177V243L175 242ZM184 241V240H183ZM189 241L192 243V248L191 249H189V250H193V247H194V253H192V251H191V253H192V255H191V253L188 255V256H184V255H186V254H188L190 251L188 250V247L191 245L190 243H189ZM211 241V242H210ZM216 241H217V243H216ZM242 241H244L243 243H245V241H246V245H244V244H241L240 242H242ZM29 242H28V244H29ZM34 242V243H33ZM39 242L42 244V245H44L45 246V248H47L48 249V247L51 249V250H45L44 252H43V250L45 249L44 248V246H42L41 244H40V247L42 246V248H38L39 247ZM84 242V243H83ZM88 242H90L89 244L91 245H89L88 244ZM93 242H95V243H93ZM105 242V241H104ZM105 242V243H106ZM113 242V243H112ZM117 244H115V243ZM119 242H121V245L120 244H118ZM144 242H147L146 244H144L143 246L145 247V248H147V249H145L144 250V247L142 246V244L144 243ZM150 242H151V245H150ZM167 242H169V243H167ZM200 242H201V245H200ZM254 242V244H252ZM20 243V244H19ZM65 243V244H64ZM72 243V245H70ZM73 243H74V246H73ZM132 243L134 244L135 243V245H137V246H139V249H137V246L135 247V248H133V247H131L132 246ZM154 243H156V245H154ZM25 244V245H24ZM37 244V245H36ZM57 244H59V247H55V245H57ZM69 244V245H68ZM86 244V245H85ZM149 244V245H148ZM160 244V245H159ZM163 246H162V245ZM168 244V245H167ZM190 244V245H189ZM225 244H227V243H225ZM239 244V245H238ZM241 244V245H240ZM247 244L248 245H250V247L252 246V247H255V250L253 249V248H250V247H248L247 246ZM252 244V245H251ZM63 245H68V246H66V248H65V246H63ZM84 245L85 246H87V247H84ZM119 245V246H118ZM152 245H153V247H155L154 249H153V247H152ZM167 247V248H165V246ZM173 245V246H172ZM189 245V246H188ZM202 245H206L205 247H204V250L205 249H207L206 251H209V253L207 252L206 253V251L205 252H203L204 250H202ZM209 245V246H208ZM212 245V246H211ZM237 245V246H236ZM4 246V247H3ZM7 246V247H6ZM9 246V247H8ZM73 246V247H72ZM79 246V247H78ZM86 249V248H90L91 247V249L92 250H94L93 252L91 251V252H89L90 251V249H89V251H87V249H86V251L84 250V251H82V249H80V248H83V247ZM127 246H130V249L132 250V254H131V251L130 250H126V249H128L127 248ZM198 246H202L201 247V249L200 248H198ZM213 247V249L211 248V247ZM241 246V247H240ZM61 247H62V249H61ZM63 247H64V249H65V252L66 253H64V249H63ZM70 247V248H69ZM118 247H120V248H118ZM143 247V248H142ZM165 249H164V248ZM176 248L175 250L174 249H171V248ZM184 247H185V249H187L188 250V252H184V251H187V250H185L184 249ZM187 247V248H186ZM191 247V246H190ZM247 247V248H246ZM9 248V249H8ZM36 248H38V249H43L42 250V252H41V250H39L38 251V255L37 256H33V254H34V250L36 249ZM68 248V249H67ZM78 249L79 248V250L77 251V253H79V254H77L76 253V251H72V249ZM106 248H107V250H106ZM157 248V249H156ZM160 248V249H159ZM163 248V249H162ZM209 248H211L212 249V251L211 250H209ZM243 248H244V250H243ZM1 249H3V250H1ZM21 249V250H20ZM33 249V250H32ZM37 249V250H38ZM95 249H97L98 250V252H97V250H95ZM118 249H120V250H122L121 252L118 250ZM124 249H125V252H123L124 251ZM136 250V252L134 251V250ZM150 250V252L153 250V252H149V250ZM155 249H156V252H155ZM171 249V250H170ZM200 249V250H199ZM260 250L259 252H258V250ZM24 251V253H23V251ZM27 250V251H26ZM67 250H68V252L69 253H67ZM69 250H71V252L69 251ZM108 251V253L110 254V256H111V258H110V256H109V254L108 253H106L105 254V256L106 257H108L109 256V259H111V260H108V258H106V257H104V254L103 253H105V251ZM110 250V251H109ZM114 251V252H112V251ZM141 250V251H140ZM147 250V251H146ZM163 251V252H160L159 253V251ZM171 252H173V253H171ZM182 250H184L183 252H182ZM20 251V252H19ZM55 251V250H54ZM96 251V252H95ZM104 251V252H103ZM119 251V252H118ZM157 251H158V253H157ZM202 251V252H201ZM210 251L212 252L211 254H210ZM5 254H4V253ZM40 252V253H39ZM82 252H84V254L86 255L87 254V257L85 256V255H83V253ZM85 252H87V253H85ZM91 254H89V253ZM101 254H100V253ZM103 252V253H102ZM111 252H112V255H111ZM142 252V253H141ZM250 252V253H251ZM255 252V253H254ZM18 253V254H17ZM20 253V254H19ZM27 253V254H26ZM128 253H130V254H128ZM147 253V254H146ZM156 253V254H155ZM181 253V254H180ZM186 253V254H185ZM260 253H262L261 255H260ZM25 254V255H24ZM28 254H30V255H28ZM32 254V255H31ZM37 254V253H36ZM47 256H46V255ZM66 254H70L69 256L68 255H66ZM72 254V255H71ZM96 254H99V256H102V254H103V256L102 257H99L100 259L102 258L103 260V262L101 261V260H99V261H97L96 262V260H95V258L93 257L94 255L96 256ZM142 254V255H141ZM2 255H4V256H2ZM16 255L18 256V255H20L19 257H16ZM24 255V256H23ZM29 256H33V258H31V259H29L28 260V257ZM80 255H79V258H80ZM90 255V256H89ZM126 255V256H127ZM166 255H167V257H166ZM170 255H171V257H170ZM172 255H174V256H172ZM178 255V256H177ZM181 255V256H180ZM191 255V256H190ZM193 255H194V257H193ZM197 255H200V256H197ZM243 255V256H242ZM254 255H256L255 257H254ZM40 256H42V258L40 257ZM44 256H46V257H44ZM72 256V257H73ZM144 256V257H143ZM146 256V257H145ZM151 256V257H150ZM155 256H157L156 258H155ZM163 258H162V257ZM169 256V257H168ZM198 258H197V257ZM202 256V257H201ZM212 256H215V257H212ZM261 256H263V257H261ZM22 257H25V259L24 258H22ZM34 257H36V259L34 258ZM37 257H39V260H40V258L42 259L40 262L38 261V258ZM71 257V258H72ZM97 257V256H96ZM153 257V258H152ZM176 257V258H175ZM18 258H20L19 259V261H18ZM75 259V260H73V258H72V260L71 261H75L76 263L75 264H77L78 262H77V260L79 261V262H84L83 260H81V258L80 259ZM94 258V259H93ZM138 258V259H137ZM166 258H167V260H166ZM197 258V259H196ZM204 258V259H203ZM257 258V259H256ZM23 259V260H22ZM35 259V260H34ZM97 259V258H96ZM138 260V262H136L135 263V260ZM156 259V260H155ZM162 259V260H161ZM174 259H175V261H174ZM179 259V260H178ZM201 259V260H200ZM204 261H203V260ZM255 259V260H254ZM3 260V261H2ZM31 260H34V261H31ZM69 260V261H70ZM98 260V259H97ZM110 261L109 263H106V262H108V261ZM161 260V261H160ZM169 260V261H168ZM181 260V261H180ZM253 260V261H252ZM259 260H262V261H259ZM112 261V262H113ZM160 261V262H159ZM167 261V262H166ZM199 261V262H198ZM241 261V262H240ZM15 262V263H14ZM25 262V263H24ZM34 262V263H33ZM36 262H39V263H36ZM82 262L81 263H78V264H82ZM84 262V263H85ZM117 263H118V261H116ZM149 262V263H148ZM162 262V263H161ZM197 262V263H196ZM230 262V263H229ZM28 263H26V264H28ZM85 263V264H86ZM117 263H112V264H117ZM130 263V264H131ZM154 263V264H155ZM118 264H121V263H118Z\"/></svg>","mask_w":264,"mask_h":264},{"label":"bare ground","instance_id":"obj_2","mask_svg":"<svg viewBox=\"0 0 264 264\" xmlns=\"http://www.w3.org/2000/svg\"><path fill=\"white\" fill-rule=\"evenodd\" d=\"M18 1H20V0H18ZM18 1H17V3H18ZM29 1H32V0H29ZM37 1H39V0H37ZM37 1H36L35 4L38 3ZM57 1H61V0H55V2H54V0H50V1L47 0L44 4L41 5V7H42V8L44 7L43 10L46 11V10L51 6L52 9H53V11H55V10L57 9V11H58L57 13L59 14V9H58V8L61 7V6H60L61 4L58 5V6H60V7H58L57 4H59V3H58ZM67 1L70 2V0H67ZM107 1H108V0H107ZM109 1H110V0H109ZM111 1H112V0H111ZM115 1H116V0H115ZM124 1H125V0H124ZM127 1H129V0H127ZM131 1H132V0H130L129 2H131ZM136 1H137V0H136ZM187 1H189V0H187ZM192 1H193V4H194V2H196L195 0H192ZM214 1H215V0H214ZM216 1H217V0H216ZM221 1H223V0H220V1H219V2L223 5V3H222ZM225 1H226V0H225ZM227 1H228L229 3H228V2L225 3V6H227L226 4H228V5L230 4V0H227ZM24 2H25V1H24ZM24 2L22 1V4H24ZM33 2H34V1H33ZM40 2H41V1H40ZM83 2H84V0H83ZM86 2H87V1H86ZM91 2H92V1H91ZM91 2L89 3L90 5H91ZM103 2L105 3L106 1H103ZM117 2H118V0H117ZM117 2H115V3L117 4ZM121 2L123 3L122 0H121ZM121 2H119V3H121ZM171 2H172V5H173V1H172V0H171ZM181 2H183V1H181ZM184 2L186 3L185 0H184ZM184 2H183V3H184ZM200 2H201V0H200ZM207 2H208V5H206L207 3H206L205 5L208 6L209 8H210L211 5L213 6L214 3H215V2H214V3H211V5H209V2H211V0H210V1L208 0ZM235 2H236V0H235V1L233 0V3H235ZM237 2H238V0H237ZM261 2H263V1H261ZM261 2H259V5L264 4V2H263V3H261ZM20 3H21V1L19 2V4H20ZM61 3L63 4V6H66V5H67V3H66L65 0H63ZM72 3H73V7H72V5H71ZM75 3H76V2H75ZM75 3H74V0H71V4H70V6H69V4H68V7H69V8L71 7L73 10H75V8H74V7H75V6H74ZM78 3H79V2H78ZM104 3H103V4H104ZM119 3H118V5H119ZM133 3H134V1H133ZM166 3H167V2H166ZM166 3H165V5H164L163 7H166ZM183 3H182V6H184ZM231 3H232V2H231ZM233 3L231 4V6L234 5ZM1 4H2V3H1ZM25 4H27V0H26V3H25ZM30 4H31V2H30ZM30 4L28 3L27 5H30ZM40 4H41V3H40ZM40 4H39V5H40ZM65 4H66V5H65ZM79 4H80V3H79ZM81 4H82V8H83V3H81ZM81 4H80V5H81ZM85 4H86V3H85ZM93 4H94V3H93ZM93 4H92V5H93ZM103 4H102V5H103ZM116 4H115V5H116ZM123 4H124V3H123ZM168 4H169V2H168ZM174 4H175V3H174ZM179 4H180V3L178 2L176 5L181 6V5H179ZM187 4H189V3H187ZM193 4H192V5H193ZM216 4H217V3H216ZM221 4H220V5H221ZM255 4H256V3H255ZM5 5H6V4H5ZM15 5L17 6V4H15ZM87 5H88V4H87ZM99 5H100V4H99ZM99 5H98V7H99ZM106 5H107V4H106ZM108 5H109V2H108ZM115 5H113V6H115ZM124 5H125V4H124ZM124 5H122L123 8L126 6V5H125V6H124ZM133 5H134V4H133ZM197 5L200 6L199 1H198V4H197ZM220 5L217 4L216 7H218V6H220ZM257 5H258V4L254 5V6L256 7ZM259 5H258V6H259ZM16 6H8V4H7V7H9V9H10V7H11V8H13V7H14V8H17ZM30 6H33V4L30 5ZM30 6H29V8H32V7H30ZM37 6H38V4H37ZM94 6H95V8H94ZM157 6H158V5H157ZM167 6H168V5H167ZM170 6H171V4H170ZM173 6L175 7V5H173ZM195 6H196V4H195ZM223 6H224V5H223ZM254 6H250V7L254 8ZM18 7H20V6H18ZM25 7H26V6H25ZM25 7H24V8H25ZM35 7H36V6H35ZM68 7H66V9H69ZM77 7H78V5L76 6V10H77V11H79L78 9H80L81 11H83V9H84V8H83V9H81V8H77ZM80 7H81V6H80ZM85 7H86V5H85ZM88 7H89V6H88ZM88 7H87V9H88ZM103 7H104V6H103ZM106 7H107V6H106ZM118 7H119V6H118ZM146 7H147V6H146ZM152 7H153V6H152ZM159 7H160V6H159ZM163 7H162V8H163ZM168 7H169V6H168ZM168 7H167V8H168ZM174 7H173V9H174ZM197 7H198V6H197ZM213 7H214V6H213ZM213 7H211V12H212V10H214ZM250 7L247 8L246 10L250 9ZM14 8H13V11L15 10ZM24 8H23V9H24ZM29 8H28V10H27V9L25 10V16L23 17V21L29 23V25H30V24L33 25V24L36 22V20H35V22H34V19H39L40 17L38 18V16H34V15H33V11H32V10H29ZM90 8H91V11L94 13V11H95L96 8H97V5H93V9H92V7H90ZM100 8H102V6H101ZM100 8H99V9H100ZM107 8H109V7H107ZM107 8H106V9H107ZM125 8H126V7H125ZM156 8H157V7H156ZM162 8H160V9H162ZM169 8H170V7H169ZM175 8H177V7H175ZM181 8H183V7H181ZM185 8L187 9V7H185ZM189 8H190V7H189ZM203 8H204V7H203ZM212 8H213V9H212ZM219 8H220L221 11H222L223 8H222V7H219ZM219 8H218V9L215 8V9L220 11ZM228 8H231V7L229 6ZM259 8H260L261 10L264 11V9H262L263 6H262V7L259 6ZM259 8L257 7L256 9H259ZM9 9H8V10H9ZM19 9H21V8H18V10H19ZM32 9H36V8H34V6H33ZM37 9H41V8H37ZM63 9H64V7H63ZM66 9H64V11H62V13L65 12V13L68 14V12H70V10H69L68 12H66ZM97 9H98V8H97ZM99 9H98V10H99ZM106 9H105V10H106ZM110 9H111V8H110ZM120 9H121V5H120ZM143 9H144V6H143ZM143 9H142V10H143ZM163 9L167 10L166 8H163ZM192 9H193V8H192ZM206 9H207V10H206ZM206 9H203V10H206V12H207V11H208V8L206 7ZM8 10H7V11H8ZM43 10H38V13H41V14H42V13L44 12ZM48 10H50V9H48ZM60 10H61V9H60ZM76 10H75V11H76ZM84 10H85V9H84ZM105 10H104V11H105ZM144 10H145V9H144ZM149 10H150V8H149ZM171 10H172V9H171ZM174 10H175V9H174ZM188 10H189V9H188ZM216 10H215V11H216ZM223 10H224V9H223ZM225 10H226V8H225ZM225 10H224V12H225ZM229 10H230V12L233 11V9H229ZM229 10L227 9L226 11H229ZM250 10H251V9H250ZM254 10H255V8H254L253 10L249 11L250 13L252 12V14H250L249 17H251L252 15H254V17H255V14H256L257 12L260 11V10H258V11L255 10V13H254ZM34 11H35V10H34ZM39 11H40V12H39ZM77 11H76V12H77ZM91 11H90V12H91ZM101 11H103V10H101ZM127 11H128V10H127ZM130 11H131V10H130ZM145 11H146V10H145ZM156 11H159V8H157ZM182 11H183V10H182ZM185 11H186V10H185ZM185 11H184V12H185ZM195 11H198V9L196 8ZM219 11H218V13H219ZM263 11H261V15H262V13H264ZM46 12H47V11H46ZM46 12L43 13V14L45 15V17H44V16H41V18L44 17V18L46 19V15H47V13H48L49 16L52 15V13H49L50 11L47 12V13H46ZM73 12H74V11H73ZM83 12H84V11H83ZM83 12H82V13H83ZM86 12H89V11H85V13H86ZM121 12H122V11H121ZM124 12H125V11H124ZM133 12L135 13V11H133ZM160 12H161V10H160ZM170 12L172 13V11H170ZM177 12H178V10H177ZM180 12H181V11H180ZM184 12H183V15L185 14ZM189 12H190V11H189ZM192 12H193V11H192ZM209 12H210V11H209ZM209 12H208V13H209ZM222 12H223V11H222ZM222 12L219 13V14L221 15ZM224 12H223V13H224ZM230 12H229L230 16H229V14H226V12H225V14L228 16V18H229V17L232 18V17L234 16V20H233V18H232V19L229 18V19L232 20L233 23L237 22V20H238L239 18H241V17H239L241 14H240L239 16H237L238 14H237V15H236V14L234 15V13H233V12H235V11L232 12L233 14L230 13ZM247 12H248V11H246V13H247ZM249 12H248V14H249ZM23 13H24V12H23ZM38 13H37V14H38ZM74 13H75V12H74ZM82 13H81V14H82ZM93 13H92L91 15H93ZM99 13H100V11H99ZM127 13H128V12H127ZM161 13H162V12H161ZM171 13H169V14H171ZM174 13H175V12H174ZM186 13H187V12H186ZM203 13H204V12H203ZM213 13H214V12H213ZM227 13H228V12H227ZM238 13H239V12H238ZM253 13H254V14H253ZM54 14H55V13H54ZM69 14H70V13H69ZM79 14H80V13H79ZM81 14H80V16H81ZM94 14H97L96 16H98V13H94ZM102 14H103V13H102ZM106 14H108V13L105 12V15H106ZM164 14H165V12H164ZM176 14H177V13H176ZM193 14H194V13H193ZM219 14H216V15H217V16H220ZM225 14H223V15H225ZM258 14H260V13H258ZM258 14H256V16H257ZM0 15H1V13H0ZM5 15H6V14H5ZM48 15H47V16H48ZM55 15H56V14H55ZM61 15H62V14H61ZM70 15H71V14H70ZM77 15H78V14H77ZM86 15H90V13H89V14H86ZM86 15H85V17H86ZM124 15H125V14H124ZM124 15H123V16H124ZM136 15H137V14H136ZM152 15H153V14H152ZM167 15H168V14H167ZM186 15H187V14H186ZM188 15H189V14H188ZM190 15H191V14H190ZM190 15H189L188 17H190ZM206 15H207V14H206ZM209 15H210V14H209ZM213 15H214V14H213ZM223 15L220 16V18L223 17ZM226 15H225V18H224V17H223V18L227 21V16H226ZM231 15H232V16H231ZM1 16H2V15H1ZM49 16H48V19L50 18ZM63 16H64V18H65V16L67 17V15H65L64 13H63ZM75 16H76V14H75ZM75 16H74V17H75ZM80 16H77V17L79 18ZM93 16H94V15H93ZM93 16H92V19H93ZM96 16H94V19H95ZM103 16H104V15H103ZM108 16H109V15H108ZM123 16H122V17H123ZM170 16H171V15H170ZM192 16H194V15H192ZM235 16L238 18L236 21H235ZM243 16H245V15H243ZM243 16H242V17H243ZM246 16H247V15H246ZM10 17H11V16H10ZM60 17H61V16H60ZM60 17H59V19H60V20L63 19L62 21H64V23L66 22V20H67V21H70L71 19H73L72 16H70V17H72V18H70V19H69V18H68V19L66 18V20H64V18H60ZM68 17H69V15H68ZM81 17H82V19L85 18V17L83 18V14H82ZM98 17H99V16H98ZM167 17H168V16H167ZM182 17H183V16H182ZM184 17H185V15H184ZM184 17H183V18H184ZM196 17H198V16H196ZM215 17H216V16H215ZM215 17L213 16L212 18H215ZM258 17H259V15H258ZM263 17H264V15H263ZM0 18H1L0 20H2V17H0ZM3 18H4V14H3ZM6 18H9V17L6 16ZM12 18H13V17H12ZM20 18H22V17H20ZM44 18H43V21H44ZM89 18H90V17H89ZM100 18H102V17L100 16ZM103 18H104V17H103ZM125 18H126V17H125ZM128 18L130 19V18H132V17H128ZM136 18H137V17H136ZM144 18H145V16H144ZM185 18L187 19V16H186ZM185 18H184V19H185ZM200 18H202V17H200ZM205 18H206V17H205ZM246 18H248V17H244V19H241V20H242V24H243L244 22H246V20H245ZM255 18H256V17H255ZM51 19H52V18H51ZM54 19H56V16H55V18L53 17V20H54ZM76 19H77V18H76ZM79 19H81V18H79ZM85 19H86V18H85ZM105 19H106V18H105ZM110 19H111V18H110ZM123 19H124V18H123ZM165 19H166V18H165ZM186 19H185L184 21H187ZM202 19H204V15H203V18H202ZM215 19H216V18H215ZM215 19H211V22L214 21ZM224 19H223V20H224ZM250 19H252V18H250ZM257 19H258V18H257ZM260 19H261V18H259L258 21H260ZM3 20H4V19H3ZM7 20H8V19H7ZM7 20H6V21H7ZM12 20H13V19H12ZM57 20H58V18H57ZM57 20H56V21H57ZM73 20H74V19H73ZM95 20H96V19H95ZM107 20H108V19H107ZM121 20H122V18H121ZM124 20H125V19H124ZM145 20H146V18H145ZM163 20H164V19H163ZM167 20H168V18H167ZM192 20H193V18H192ZM218 20H219V19H218ZM243 20H245V21L243 22ZM261 20H262V19H261ZM6 21H5V22H6ZM8 21H9V20H8ZM39 21H41V20H39ZM39 21H37V22H39ZM47 21H48V20H45V22H47ZM54 21H55V20H54ZM71 21H72V20H71ZM75 21H76V20H74L73 22H75ZM84 21H85V20H84ZM87 21H88V20H87ZM87 21H85V22H87ZM89 21H90V19H89ZM98 21H99V20H98ZM101 21H103V20L101 19ZM138 21H139V20H138ZM138 21H137V24L139 23ZM189 21H190V20H189ZM189 21H188V22H189ZM197 21H198V20H197ZM201 21H202V20H201ZM204 21H205V20H204ZM216 21H217V20H216ZM220 21H222V20L220 19ZM234 21H235V22H234ZM238 21H240V19H239ZM247 21H248V19H247ZM21 22H22V21H21ZM21 22H20V23H21ZM33 22H34V23H33ZM41 22H42V21H41ZM48 22H49V21H48ZM82 22H83V20H82ZM82 22H81V23H82ZM94 22H95V24H96L97 21H94V20H93V23H92V24H94ZM111 22H112V21H111ZM121 22H122V21H121ZM125 22L127 23V21H125ZM131 22H133V21L131 20ZM131 22H130V24H131ZM140 22H143V20L140 21ZM190 22H191V21H190ZM205 22H206V21H205ZM205 22H204V23H205ZM211 22H209V24H210ZM214 22H215V21H214ZM214 22H213V23H214ZM218 22H219V21H218ZM230 22H231V21H230ZM232 22H231V23H232ZM249 22H250V21H249ZM253 22H256V23H257V24L255 23V25H257V27L260 25V23H262L261 21H260V23L257 22V20H255V21L253 20ZM263 22H264V18H263ZM0 23H2V21H1ZM8 23L10 24V22H7V23H5V26H6V24L9 25ZM50 23H51V20H50ZM50 23H49V24L46 23L45 28H50L51 26H53V25L50 26ZM53 23H54V22H53ZM53 23H52V24H53ZM57 23H58V22H57ZM64 23H61V24L63 25ZM71 23H72V22H71ZM71 23H70V24L68 23V24L71 25ZM88 23H89V22H87V24H88ZM99 23H101V22H99ZM107 23H108V22H107ZM135 23H136V21H135ZM146 23H147V22H146ZM171 23H172V22H171ZM171 23H170V24H171ZM195 23H196V22H195ZM195 23H194V24H195ZM200 23H201V22H200ZM202 23H203V21H202ZM219 23H220V22H219ZM219 23H218V24H219ZM223 23H224V22H223ZM223 23H221V24H223ZM231 23H230V26H229V24H227V23H226V24L229 26L230 30H231V28H232L233 32H234L235 27L237 28V26L241 25L240 22H239V24H237V26H235V24H234V27H233V26H231V25H233V24H231ZM22 24H23V23H22ZM39 24H40V22H39ZM58 24H59V23H58ZM58 24H57V25H58ZM61 24H60V25H61ZM83 24H85V23L83 22ZM89 24H90V23H89ZM92 24H90V25H92ZM110 24H111V23H110ZM120 24H121V23H120ZM123 24H124V23H122V25H123ZM132 24H134V23H132ZM141 24H142V23H141ZM209 24H208V27L210 28V26H212V24H210V26H209ZM215 24H217V22H215ZM218 24H217V25H218ZM224 24H225V23H224ZM31 25H30V26H31ZM73 25L78 26V24H76V23H75V24L73 23ZM90 25H89V26H90ZM97 25H98V23H97ZM97 25H96V26H97ZM114 25H115V24H114ZM128 25H129V23H128ZM135 25H136V24H135ZM138 25H139V24H138ZM138 25H137V26H138ZM143 25L146 27V25H145L144 23H143ZM147 25H148V23H147ZM151 25H152V24H151ZM153 25H154V24H153ZM245 25H246V24H245ZM262 25H263V24H261V26H262ZM30 26H29V27H30ZM43 26H44V25H43ZM93 26H94V25H92V27H93ZM131 26H132V25H131ZM137 26L135 27V28H136L135 30H138V29H137V28H138ZM140 26H141V25H140ZM148 26H150V24H149ZM148 26H147L146 29H148ZM193 26H194V25H193ZM201 26H202V25H201ZM218 26H220V25H218ZM228 26H226V29H229ZM241 26H243V25H241ZM241 26L238 27V29H239V28L241 29ZM246 26H247V27H249V26L252 27V26H254V25H253L252 22H250L249 25L247 24ZM2 27H3V26H2ZM32 27H33V26H32ZM32 27H31V28H32ZM36 27H37V24H36ZM36 27L34 26L33 28L36 29ZM53 27H55V26H53ZM64 27H65V25H64ZM79 27H80V25H79ZM105 27H106V26H105ZM123 27H124V25H123ZM125 27H126V26H125ZM145 27H144V28H145ZM152 27H153V26H152ZM152 27H151V28H152ZM196 27H199V24H198V26H196ZM204 27H205V26H204ZM204 27H203V28H204ZM206 27H207V25H206ZM212 27H214V24H213ZM220 27H221V28H220ZM220 27L218 28V30H220V29L222 30V26H220ZM247 27H246V28H247ZM250 27H249V28H250ZM254 27H255V26H254ZM257 27H256V29L260 28V26H259L258 28H257ZM263 27H264V26H263ZM26 28H27V26H26ZM37 28H39V27H37ZM43 28H44V27H43ZM43 28H42V27L39 28L38 31H39V30L41 31V29H43ZM51 28H52V27H51ZM51 28H50V29H51ZM56 28H57V27H56ZM56 28H54V29L57 30ZM68 28H69V27H68ZM68 28H67V31H68ZM75 28H76V27H75ZM75 28H74V29H75ZM80 28H81V27H80ZM94 28H95V26H94ZM94 28H93V30L91 29L90 32H92V31H93V32H96V31L98 30V28H97L96 31H94ZM100 28L102 29V25L100 26ZM112 28H113V26H112ZM114 28H115V27H114ZM116 28H117V27H116ZM155 28H156V27H155ZM155 28H154V29H155ZM157 28H159V27H157ZM209 28H208V29H209ZM216 28H217V27H216ZM27 29H28V28H27ZM29 29H30V28H29ZM65 29H66V27H65ZM65 29L62 30V31H65ZM126 29H127V27H126ZM129 29H131V28H129ZM132 29H133V28H132ZM132 29H131V30H132ZM139 29H140V28H139ZM154 29H152V32H153ZM166 29H167V28H166ZM168 29H169V28H168ZM208 29H207V30H208ZM211 29H212V28H211ZM211 29H210V31H209L210 33H212ZM260 29H261V28H260ZM46 30H48V29H46ZM60 30H61V29H60ZM70 30L73 31L71 28H70ZM78 30L81 32L82 29L77 28V30H75V31L77 32ZM89 30H90V29H89ZM99 30H100V29H99ZM104 30H105V28H104ZM123 30H124V29H123ZM127 30H128V29H127ZM133 30H134V29H133ZM133 30H132V31H133ZM149 30H150V32H151V29H149ZM158 30H159V29H158ZM169 30H170V29H169ZM212 30H213V33H215V32H214V31H215V27H214ZM216 30H217V29H216ZM223 30H224V29H223ZM232 30H231V31H232ZM236 30H237V29H236ZM246 30H248V28H247ZM251 30H252V32H250V33H254V32H256L255 30H253V28H252ZM263 30H264V29H263ZM25 31H26V30H25ZM44 31H45V30H44ZM50 31L52 32V30H50ZM53 31H54V30H53ZM75 31H73L72 33H73V34L76 33ZM79 31L77 32L78 34L80 33ZM111 31H112V30H111ZM129 31H130V30H129ZM132 31H131V32H132ZM155 31H156V29H155ZM163 31H164V30H163ZM166 31H168V30H166ZM166 31H165V32H166ZM196 31H198V28H197ZM196 31H195V32H196ZM227 31H228V30H227ZM242 31L244 32V27H243V30H242ZM253 31H254V32H253ZM258 31H259V30H258ZM13 32H15V31L13 30ZM22 32H23V31H18V32L16 31L15 34H14V33L12 34V41H13L15 44H19V43H20V39H19V38H21V37L23 36ZM97 32H98V31H97ZM99 32H100V33L102 32V33H101L102 35H103V33H104L103 30H101V31H99ZM106 32H107V30H106ZM113 32H114V31H113ZM113 32H112V34H113ZM116 32H117V31H116ZM131 32H130V33H131ZM134 32H135V31H134ZM137 32H138V31H137ZM141 32H142V31H141ZM141 32H140V35L142 36V33H141ZM145 32H146V31H145ZM158 32H159V31H158ZM158 32H156V33H158ZM170 32H171V31H169V33H170ZM200 32H201V30H200ZM217 32H218V31H217ZM233 32H232V33H233ZM237 32H238V31H237ZM243 32H242V33H243ZM247 32H248V31H247ZM34 33H35V32H34ZM36 33H37V32H36ZM39 33H40V32H39ZM41 33H42V32H41ZM41 33H40V34H41ZM44 33H45V32H44ZM44 33H43V35H44ZM48 33L50 34V32H48ZM52 33H55V36H56V32H55V31L52 32ZM52 33H51V34H52ZM57 33L60 34L61 32L58 30ZM62 33H63V32H62ZM72 33H70V32H68V33H67V32H64V33H63L64 35H62L61 37H59V38H62V41H61V39H59V40H60L61 43L63 42V43H62L63 45L68 46V47L70 46L71 48L74 47V46L77 47V45L80 44V43L77 44V45L74 44L75 41H77V39L74 38V36H76V34L73 35ZM107 33H109V31H108ZM123 33H124V32H123ZM132 33H133V32H132ZM148 33H149V32H148ZM148 33H147V34L145 33V34L148 36V35H149ZM160 33H163V32H160ZM169 33H168V34H169ZM239 33H240V32H239ZM242 33H241V34H242ZM245 33H246V32H245ZM257 33H258V32H257ZM45 34H46V33H45ZM49 34H48V35H49ZM83 34H84V32H83ZM95 34H97V33H95ZM95 34H94V35H95ZM112 34H111V35H112ZM124 34L126 35V33H124ZM135 34H136V33H135ZM138 34H139V33H138ZM143 34H144V33H143ZM168 34H167V35H168ZM198 34H199V31H198ZM219 34H220V33H219ZM219 34H218V35H219ZM222 34H223V33H222ZM226 34H227V33H226ZM234 34H236V33H234ZM21 35H22V36H21ZM85 35H86L85 38H84V36H83L82 38L80 37L79 39H83V38H84V39H88L89 37H91L89 40H92V38H93L92 35L89 36L88 33H85ZM87 35L89 36L88 38H87ZM102 35L99 34V35H96V36H102ZM104 35H105V34H104ZM106 35H107V34H106ZM109 35H110V34H109ZM113 35H114V34H113ZM157 35H158V34H157ZM157 35H154L153 37H156ZM199 35H202V34H199ZM199 35H198V36H199ZM203 35H206V34L204 33ZM211 35H212V34H211ZM211 35H210V36H211ZM224 35H225V34H223V36H224ZM242 35H246V36H247V34H242ZM2 36H3V35H2ZM20 36H21V37H20ZM29 36L31 37V33H30ZM55 36H53V34H52V38H53V37L55 38ZM79 36H80V35H79ZM81 36H82V35H81ZM114 36H115V35H114ZM126 36H127V35H126ZM133 36H134V35H133ZM136 36H137V35H136ZM141 36H140V37H141ZM144 36H145V35H144ZM149 36H150V35H149ZM159 36H160V35H159ZM163 36L166 37V35H162V37H163ZM206 36H207V35H206ZM210 36H209V38H210ZM212 36L214 37V35H212ZM215 36H217V33L215 34ZM220 36H221V34H220ZM228 36H230V37H234L233 34H232V36H231V34L228 35ZM228 36H227V37H228ZM236 36H237V35H236ZM240 36H241V35H240ZM26 37H27V36H26ZM26 37H24V39H25ZM39 37H40V36H39ZM45 37H48V36H47V35H46V36H43V40H44ZM57 37H58V36H57ZM77 37H78V36H77ZM102 37H103V36H102ZM127 37H128V36H127ZM137 37H138V36H137ZM150 37H152V36H150ZM162 37H161V38H162ZM203 37H205V36H203ZM230 37H228V40H229ZM249 37H251V36H249ZM249 37H248V39H250V42H251L252 39L249 38ZM252 37H253V34H252ZM255 37H257V36H255ZM255 37H253V38H255ZM5 38H6V35H5ZM37 38H38V35H37ZM103 38H104V39H103L104 41H103V40H102V41H103V43H104V42L106 41V40H105L106 38H105V37H103ZM122 38H123V37H122ZM128 38H129V37H128ZM128 38H127V42L131 43V42L128 40ZM141 38H142V37H141ZM219 38H220V37H219ZM235 38H236V37H235ZM244 38H245V37H244ZM244 38H243V39H244ZM6 39H7V38H6ZM47 39H48V38H47ZM47 39H46V40H47ZM74 39H75V41H74ZM79 39H78V40H79ZM100 39H101V38H100ZM115 39L117 40V38H115ZM137 39H138V38H137ZM139 39H140V38H139ZM142 39H143V38H142ZM144 39L146 40L147 38L144 37ZM148 39H149V38H148ZM162 39H163V38H162ZM202 39H203V38H202ZM202 39H201V40H202ZM205 39H206V38H205ZM223 39H225V38H223ZM246 39H247V38H246ZM248 39H247V40H248ZM255 39H256V38H255ZM258 39H259V38H258ZM3 40H4V39H3ZM41 40H42V38H41ZM46 40H45V41H46ZM89 40H88V41H89ZM97 40H98V39H97ZM107 40H109V39H107ZM113 40H114V39H113ZM150 40H151V38H150ZM153 40H154V39H153ZM155 40H156V38H155ZM155 40H154V44H155V43L157 44L158 42H156L157 40H156V41H155ZM159 40H160V39H158V41H159ZM193 40H194V39H193ZM197 40H198V37H197ZM197 40H196V43H197ZM201 40H200L199 42L202 44V42H204L205 40H204V41H203V40L201 41ZM206 40H208V39H206ZM211 40H212V39H211ZM211 40H210V41H211ZM215 40H216V39H215ZM218 40H219V39H218ZM231 40L233 41L234 38L231 39ZM231 40H229V41L231 42ZM247 40H246V41H247ZM49 41H50V40H49ZM49 41H48V43H49ZM84 41H85V40H84ZM92 41H93V40H92ZM114 41H115V40H114ZM143 41H144V40H143ZM208 41H209V40H208ZM213 41H214V40H213ZM226 41H227V40H226ZM234 41H235V40H234ZM242 41H243V40H242ZM248 41H249V40H248ZM253 41H254V39H253ZM253 41H252V42H253ZM21 42H23V41L21 40ZM81 42H82V40H81ZM89 42H90V41H89ZM98 42H101V40H100V41H99V40L96 41L97 44H98ZM121 42H122V41H121ZM144 42H145V44H146V41H144ZM151 42H152V41H151ZM159 42H160V41H159ZM194 42H195V41H194ZM205 42H207V41H205ZM216 42H217V41H216ZM222 42H223V41H222ZM252 42H251V44H252ZM254 42H255V44H254ZM254 42H253L252 45H251L250 43H248L249 46L252 47L253 45H256V44L259 45V44H260V43H258L257 40L254 41ZM256 42H257V43H256ZM24 43H25V42H24ZM50 43H52V42L50 41ZM56 43H57V41H56ZM90 43H91V42H90ZM103 43H102V44H103ZM108 43H111V40H110ZM119 43H120V42H119ZM119 43L114 44V46L116 45V46L118 47V45H120ZM141 43H142V42H141ZM160 43H161V42H160ZM218 43L221 44V39H220V42L218 41ZM239 43H240V42H239ZM239 43H237V44L239 45ZM43 44H44V43H43ZM46 44H47V42H46ZM54 44H55V43H54ZM59 44H60V43H59ZM84 44H85V43H84ZM84 44L82 43L81 45H84ZM92 44H94V46H95V42H94V43L92 42ZM92 44H91V45H92ZM99 44H100V43H99ZM102 44H101V45H102ZM104 44H105V43H104ZM112 44H113V42H112ZM123 44H124V43L122 42L121 45H123ZM132 44H134V43H132ZM145 44H144V45H145ZM201 44H200V45H201ZM243 44H244V43H243ZM243 44H242V45H243ZM263 44H264V43H263ZM2 45H3V44H2ZM2 45H0V56H1L2 58H4V59L10 61V62H16V63H18L19 61H23L22 59H24V57H25L24 55L27 56V55H28V52H29V53H30V52H33V51H28L29 49L27 48V49H28V50H27L28 52H27L26 54H25V51L23 50V53H22L21 55H16V54H13V53H11V52L9 51V49H8L9 47L5 48V47H3ZM8 45H9V43H8ZM19 45H21V44H19ZM28 45H29V44H28ZM57 45H58V43H57ZM63 45H62V46H63ZM91 45H88V43H87L86 47H89V46H91ZM109 45H110V44H109ZM109 45H104V46H106V47L108 46V48H109ZM121 45H120V46H121ZM129 45H130V44H129ZM140 45H142V44H140ZM147 45L150 46V44H148V43H147ZM158 45H159V44H158ZM162 45H163V44H162ZM186 45H188V43H187ZM225 45H226V44H225ZM240 45H241V44H240ZM240 45H239V46H240ZM50 46H51V45H50ZM60 46H61V45H60ZM92 46H93V45H92ZM94 46H93V47H94ZM104 46L102 45V47H104ZM110 46H112V45H110ZM126 46H127V48H128V43H126ZM145 46H146V45H145ZM155 46H156V45H155ZM204 46H205V45H204ZM206 46H207V45H206ZM230 46H231V45H230ZM235 46H236V45H235ZM239 46H238V48H239ZM246 46H248V45H246ZM34 47H36V46H34ZM52 47H54V46L52 45ZM55 47H56V46H55ZM76 47H75V50H76ZM78 47H79V46H78ZM78 47H77V48H78ZM86 47H85V45H84V48H86ZM99 47H100V46H99ZM123 47H124V45L122 46V49H123ZM131 47H132V46H131ZM139 47H141V46H138V50H140V51L142 52L143 47H142V50H141V48L139 49ZM151 47H152V46H151ZM151 47H150V48H151ZM250 47H249V48H250ZM254 47H255V46H253V48H254ZM257 47H259V46H257ZM30 48L32 49V46H30ZM40 48H41V47H40ZM56 48H57V47H56ZM62 48H63V47H62ZM65 48H67V47H65ZM71 48H68V49H69V51H72V52H73V48H72V50H71ZM82 48H83V47H82ZM94 48H95V47H94ZM111 48H112V47H111ZM133 48H134V45H133ZM145 48H146V47H145ZM145 48H144V49H145ZM152 48L155 49L154 47H152ZM160 48H161V47H160ZM166 48H167V47H166ZM168 48H169V47H168ZM170 48H171V47H170ZM236 48H237V47H236ZM242 48H243V47H242ZM244 48H245V47H244ZM247 48H248V47H246L245 49H247ZM253 48H251V49H253ZM36 49H37V48H36ZM36 49H35V50H36ZM42 49H43V48H42ZM58 49H59V48H58ZM87 49H88V48H87ZM92 49H93V48H92ZM99 49H100V48H99ZM99 49L96 48L97 51H98ZM104 49H105V48H104ZM131 49H132V48H131ZM146 49H147V48H146ZM156 49H157V47H156ZM218 49H219V48H218ZM259 49H261V48H259ZM33 50H34V49H33ZM39 50H40V49H39ZM55 50H57V49H55ZM55 50H54V51H55ZM59 50H60V49H59ZM59 50H58V51H59ZM61 50H62V49H61ZM63 50H64V51H67V50L64 49V48H63ZM75 50H74V51H75ZM94 50H95V49H93V51H94ZM102 50H103V49H102ZM105 50H106V49H105ZM111 50H112V49H111ZM123 50L126 51V50H127L126 47H125ZM129 50H130V47H129ZM138 50H137V51H138ZM151 50H152V49H151ZM158 50H159V48H158ZM158 50H157L156 52H158ZM206 50H207V49H206ZM247 50H249V49H247ZM254 50H256V49H254ZM254 50H253V51H254ZM36 51H37V50H36ZM40 51H41V50H40ZM45 51H46V50H45ZM79 51H83V50H81V48H80ZM84 51H86V50H84ZM84 51H83V52H84ZM137 51L135 50V53H136ZM145 51H146V50H145ZM170 51H171V53H172V50H170ZM186 51H187V50H186ZM207 51H208V50H207ZM253 51H252V52H253ZM47 52H48V51H47ZM76 52H77V51H76ZM76 52H75V53H76ZM87 52H89V51H87ZM95 52H96V51H95ZM121 52H122V51H121ZM126 52H127V51H126ZM147 52H148V49H147ZM149 52H152V51H149ZM154 52H155V51H154ZM154 52H153V53H154ZM159 52H163V48H162V50H160ZM176 52H177V51H176ZM187 52H188V51H187ZM187 52H185V54H186ZM204 52H205V50H204ZM208 52H209V51H208ZM238 52L240 53V50H239ZM245 52H247V51L244 50L242 53H245ZM35 53H36V52H35ZM35 53H34V55H35ZM48 53H49V52H48ZM48 53H46V54H48ZM55 53H56V52H55ZM60 53H61V52H60ZM63 53H64V52H63ZM63 53H62V54H63ZM78 53H79V52H78ZM81 53H82V52H81ZM92 53L95 54L94 52H92ZM92 53H91V56L93 55ZM108 53L111 55L112 51H111V53H110V52H108ZM143 53H144V52H143ZM145 53H146V52H145ZM145 53H144V54H145ZM153 53H152V56H153ZM201 53H202V51H201ZM209 53H210V52H209ZM242 53H241V55H243ZM247 53H249V52H247ZM43 54H45L44 51H43ZM57 54H58V53H57ZM66 54H70V53L67 52ZM83 54H84V53H83ZM88 54H89V53H88ZM99 54H101V52H100ZM99 54L96 53L95 55H96V56H100ZM121 54H123V53H121ZM127 54H128V52H127ZM132 54H133V52H132ZM173 54H174V53H173ZM38 55H39V54H38ZM50 55H51V54H50ZM52 55L55 56L56 54H55V55L52 54ZM70 55H71V54H70ZM70 55H68L69 58H70ZM73 55H74V58H75V54H73ZM81 55H82V54H81ZM103 55H104V53H103ZM106 55H107V54H105V57H106ZM130 55H131V54H130ZM146 55H147V53H146ZM148 55H149V54H148ZM165 55H166V54H165ZM198 55H199V54H198ZM36 56H37V55H36ZM56 56H57V55H56ZM58 56H59V55H58ZM60 56H61V55H60ZM60 56H59V57H60ZM66 56H67V55H66ZM84 56H85L86 58H89V59L91 58L90 56L87 57V53H86V55H84ZM84 56H83V57H84ZM96 56H95V57H96ZM113 56H114V55H113ZM127 56H128V55H127ZM141 56H142V55H141ZM159 56H160V58L162 57L161 54H160ZM168 56H170V55H168ZM171 56H172V55H171ZM201 56H202V54H201ZM206 56H207V55H206ZM206 56H205V57H206ZM28 57H29V56H28ZM77 57L79 58V56H77ZM83 57H82V58H83ZM85 57H84V59H85ZM93 57H94V56H93ZM100 57H101V56H100ZM102 57H103V56H102ZM119 57H121V56H119ZM144 57L146 58V57H149V56H144ZM178 57L180 58V55H179ZM178 57H177V58H178ZM26 58H27V57H26ZM60 58L64 59L65 57L63 58V57L61 56ZM80 58H81V56H80ZM80 58H79V60H80ZM82 58H81V60H82ZM112 58H114V57H112ZM124 58H125V57H124ZM124 58L122 59V61H124V60L126 59V58H125V59H124ZM145 58H143V59H145ZM150 58H151V57H150ZM173 58H174V57H173ZM177 58H176V59H177ZM196 58H198V56H197ZM206 58H208V57H206ZM247 58H248V57H247ZM27 59H28V58H27ZM34 59H35V58H34ZM39 59H40V58H39ZM91 59H92V58H91ZM95 59H96V60H97V59L99 60V58H95ZM107 59H109V58H107ZM117 59H118V58H117ZM146 59H148V58H146ZM155 59H156V57H155ZM248 59H249V58H248ZM28 60H29V59H28ZM54 60H55V59H53V60H51V61H54ZM96 60H95V61H96ZM104 60H106V58H104ZM104 60L102 59V61H104ZM110 60H112V59H110ZM131 60H132V59H131ZM156 60H158V59H156ZM156 60H155V61H156ZM159 60H161V59H159ZM179 60H180V59H179ZM202 60H203V59H202ZM204 60H205V59H204ZM204 60H203V61H204ZM37 61H38V60H37ZM55 61H56V60H55ZM69 61H72V60H69ZM69 61L67 60V63H68ZM84 61H85V64H83V65L86 66V62L88 61V59H87V61H86V60H83V62H81V61H80V62H81V63H84ZM90 61H91V63L94 62V61H92V60H89V61H88L89 64H87V65H89V66L91 65V64H90ZM99 61L101 62V60H99ZM116 61H117V60H116ZM118 61H119V59H118ZM120 61H121V60H120ZM120 61H119V64H120ZM127 61H128V60H127ZM147 61H149V60H147ZM173 61H174V60H173ZM177 61H178V60H177ZM182 61H183V60H182ZM189 61H190V59H189ZM189 61H188V62H189ZM200 61H201V58H200ZM205 61H206V60H205ZM3 62H5V61H3ZM29 62H30V60H29ZM61 62H62V60H61ZM73 62H74V61H73ZM96 62L98 63V61H96ZM96 62H95V63H96ZM130 62H131V61H130ZM171 62H172V61H171ZM183 62H184V61H183ZM201 62H202V61H201ZM207 62H208V61H207ZM5 63H6V62H5ZM7 63H8V62H7ZM31 63H32V62H31ZM35 63H36V62H35ZM40 63H41V62H40ZM62 63H64V60H63ZM111 63H112V62H111ZM149 63H150V62H149ZM169 63H170V60H169ZM175 63H176V62H175ZM177 63H178V62H177ZM179 63H180V61H179ZM185 63H186V62H185ZM194 63H195V62H194ZM41 64H42V63H41ZM58 64H59V63H58ZM65 64H66V60H65V63H64L63 65H65ZM69 64H72V63L69 62ZM113 64H114V63H113ZM119 64H118V65H119ZM126 64H127V63H126ZM130 64H131V63H130ZM152 64H154V62H153ZM152 64H151V66H152ZM187 64H190V63H187ZM198 64H199V62H198ZM205 64H206V62H205ZM209 64H210V63H209ZM211 64H212V63H211ZM213 64H214V63H213ZM32 65H33V63H32ZM45 65H47V63H46ZM79 65H80V64H79ZM107 65H108V60H107ZM116 65H117V63H116ZM123 65H124V64H123ZM163 65H164V64H163ZM170 65H171V64H170ZM175 65H176V64H175ZM180 65H181V64H180ZM192 65H193V64H192ZM192 65H190V66H192ZM216 65H217V64H215V66H216ZM15 66H16V65H15ZM30 66H31V64L28 66V68H29ZM36 66H37V63H36ZM39 66H40V65H39ZM65 66H67V65H65ZM154 66H155V65H154ZM165 66H166V65H165ZM173 66H174V65H173ZM185 66H186V64H185ZM188 66H189V65H188ZM194 66H195V64H194ZM204 66H205V65H204ZM204 66H203V69H202L201 71L198 70L199 73H196V74H197L196 77H198V78H200V77L198 76V75H200V74L204 75L203 77L207 76V77L204 78V79H203V77H202L201 79H199V80H198V78H197V80H198L199 82H201L200 85L203 84V85H202L203 88H204V87H206V88L209 87V89L211 88V90H213V91H215V89H217V88L221 89V88L219 87L220 84H221V83H220L221 80L218 82L219 79L216 80V78H217L218 76H217L216 78H215V76H216V74L218 73V71H219V73H220V71H221V74H222V72H223V70H224L225 68L220 67V69H218L219 67L216 66L217 69H218V71H216L217 69L215 68V66H213L212 68H211V66H209L208 68H207V66H206V68H204ZM223 66H224V65H223ZM247 66H249V65H247ZM31 67H32V66H31ZM77 67H78V65H77ZM81 67H82V66H81ZM83 67H84V66H83ZM91 67L93 68L92 65H91ZM108 67H109V66H108ZM110 67H111V66H110ZM119 67H120V65H119ZM119 67H118V68H119ZM177 67H178V66H177ZM177 67H176V68H177ZM179 67H180V66H179ZM181 67H182V65H181ZM181 67H180V68H181ZM237 67H238V66H237ZM47 68H48V67H47ZM72 68H73V67H72ZM79 68H80V67H79ZM85 68H86V67H85ZM88 68H89V67H88ZM95 68H96V67H94V69H95ZM145 68H146V67H145ZM176 68H175V70H177ZM186 68H187V67H186ZM188 68H189V67H188ZM214 68H215L216 70H215ZM221 68H222V69H221ZM26 69H27V68H26ZM30 69H31V68H30ZM30 69H29V70H30ZM39 69H40V68H39ZM113 69H114V68H113ZM142 69H143V68H142ZM147 69H148V68H147ZM154 69H155V67H154ZM178 69H179V68H178ZM182 69H183V67H182ZM190 69H191V68H190ZM190 69H189V70H190ZM194 69H195V68H193L192 70H194ZM242 69H243V68H242ZM249 69H250V68H249ZM262 69H264V68H262ZM29 70H28V72H29ZM40 70H41V69H40ZM50 70H51V69H50ZM59 70H60V69H59ZM76 70H78V68H77ZM83 70H84V69L82 68V71H83ZM92 70H93V69H92ZM117 70H118V69H117ZM150 70H151V67H150ZM150 70H149V71H150ZM171 70H172V69H171ZM179 70H181V69H179ZM189 70H188V71H189ZM192 70H191V71H192ZM195 70H196V69H195ZM214 70H215V71H214ZM23 71H24V70H23ZM67 71H68V70H67ZM74 71H75V70H74ZM86 71H87V70H86ZM88 71H89V70H88ZM147 71H148V70H147ZM153 71H154V70H153ZM155 71H156V70H155ZM169 71H170V70H169ZM172 71H173V70H172ZM182 71H183V70H182ZM198 71H197V72H198ZM229 71H230V70H229ZM232 71H233V74H231L230 77H229L228 74H227V76L229 77V79H228V82H227V83L225 82V85H226V86H228V87L230 86L229 88H231V87H232V88H233V87H237V88H238V87H241V86H243V85L246 86V85L248 84V82H249V81L247 82V78H249V80H252V79H253V78H251V75L249 74L251 71H250V72H248V71H245V72H244L243 70H241V69H239V68H238V69H232L231 72H232ZM263 71H264V70H263ZM41 72H42V71H41ZM55 72H56V71H55ZM77 72H78V71H77ZM93 72H94V70H93ZM151 72H152V71H151ZM156 72H157V71H156ZM186 72H187V71H186ZM186 72L184 71V73H186ZM234 72H235V73H234ZM256 72H259V71H256ZM37 73H38V72H37ZM56 73H57V72H56ZM71 73H72V72H71ZM75 73H76V72H75ZM78 73H79V72H78ZM82 73H83V72H82ZM89 73H90V72H89ZM136 73H138V72H136ZM136 73H135V75L137 76ZM152 73H153V72H152ZM179 73H180V72H179ZM179 73H178V74H179ZM187 73H189V72H187ZM215 73H216V74H215ZM224 73H225V72H224ZM251 73H253L252 75H254V77H256L259 73H264V72H259L257 75H255L256 73L254 74L253 71H252ZM23 74H24V73H22V75H23ZM34 74H35V73H34ZM34 74H33V75H34ZM40 74H41V73H40ZM40 74H39V75H40ZM43 74H44V73H43ZM65 74H67V73H65ZM68 74H69V73H68ZM83 74H84V73H83ZM85 74H87V73H85ZM158 74H159V73H158ZM170 74H171V73H170ZM174 74H175V73H174ZM180 74H181V73H180ZM191 74H192V73H191ZM221 74H219V75H221ZM1 75H2V74H1ZM11 75H12V74H11ZM50 75H51V73H50ZM72 75H74V74H72ZM77 75H79V74H77ZM152 75H153V74H152ZM183 75L185 76V74H183ZM186 75H187V74H186ZM193 75H194V74H193ZM262 75H263V74H262ZM20 76H21V75H20ZM35 76H36V75H35ZM55 76H56V75H55ZM69 76H71V75H69ZM75 76H76V75H75ZM75 76H73V77L76 78ZM82 76L84 77V75H82ZM150 76H151V75H150ZM174 76H176V74H175ZM223 76H224V75H223ZM16 77H17V76H16ZM52 77L54 78L53 75H52ZM52 77L49 76V79L52 78ZM79 77H80V75H79ZM90 77H91V76H90ZM118 77H121V75L118 76ZM128 77H129V75H128ZM128 77H127V78H128ZM133 77H135V76H133ZM146 77H147V76H146ZM169 77H170V76H169ZM172 77H173V76H172ZM190 77H191V76H190ZM192 77H193V76H192ZM192 77H191V78H192ZM213 77H214L215 79H214ZM228 77H227V78H228ZM263 77H264V76H262V78H263ZM74 78H73V79H74ZM85 78H87V76H86ZM85 78H84V79H85ZM95 78H96V77H95ZM123 78H124V77H123ZM137 78H138V77H137ZM194 78H195V76H194ZM219 78H220V77H219ZM222 78H223V77H222ZM224 78H225V77H224ZM227 78H226V80H227ZM258 78H261L260 75H259L258 77H256L255 79H253V80H256V81L258 80V82H259L260 80H261V81L264 80V78H263V79H262V78H261V79H258ZM11 79H12V78H11ZM20 79H21V78H20ZM38 79H39V78H38ZM70 79H71V78H68V80H70ZM90 79H91V78H90ZM92 79H94V78H92ZM92 79H91V80H92ZM96 79H97V78H96ZM149 79H150V78H149ZM169 79H170V78H169ZM184 79H185V78H184ZM1 80H2V79H1ZM23 80H25V79H23ZM46 80H47V79H46ZM54 80H56V77H55ZM65 80H66V78H65ZM65 80H64V81H65ZM80 80H81V79H80ZM80 80L77 79L76 81H78V83H79ZM86 80H87V79H86ZM120 80H122V79L120 78ZM126 80H128V79H126ZM140 80H141V79H140ZM144 80H145V79H144ZM160 80H162V78H161ZM178 80H179V79H178ZM226 80L224 79L222 82L224 83V81H226ZM52 81H53V80H52ZM64 81L62 80V83H64ZM66 81H67V80H66ZM87 81H88V80H87ZM135 81H136V80H135ZM151 81H152V77H151ZM157 81H159V80L157 79ZM176 81H177V80H176ZM256 81H255V82H256ZM261 81H260V82H261ZM21 82H22V81H21ZM23 82H24V81H23ZM28 82H29V81H28ZM67 82H68V81H67ZM69 82H71V81H69ZM84 82H85V81H82L81 83H84ZM95 82H96V81H95ZM120 82H121V81H120ZM122 82H123V80H122ZM129 82H131V81H129ZM129 82H128V83H129ZM142 82H145V81H142ZM147 82H148V80H147ZM160 82H161V81H160ZM253 82H254V81H253ZM255 82H254V83H255ZM26 83H27V82H26ZM36 83H37V82H36ZM47 83H48V82H47ZM54 83H55V82H53V86H55ZM60 83H61V79H60ZM78 83L76 82V84H74V86L77 87ZM81 83H80V84H81ZM151 83H152V82H151ZM176 83L178 84V82H175L174 85H175ZM219 83H220V84H219ZM246 83H247V84H246ZM10 84H11V83H10ZM34 84H35V83H34ZM50 84H51V83H50ZM56 84H57V83H56ZM93 84H94V83H93ZM122 84H123V83H122ZM148 84H149V83H148ZM168 84H169V83H168ZM177 84H176V85H177ZM179 84H180V83H179ZM179 84H178V85H179ZM195 84H197V82L194 83V85H195ZM262 84H263V83H262ZM11 85H12V84H11ZM11 85H10V86H11ZM40 85H41V84H40ZM66 85H67V83H66ZM66 85H65V86H66ZM85 85H86V83H85ZM90 85H92V84H90ZM128 85H129V84H128ZM151 85H152V84H151ZM174 85H172V87H173ZM192 85H193V84H192ZM194 85H193V86H194ZM200 85L197 84L196 86H200ZM222 85L225 86L224 84H222ZM222 85H221V86H222ZM256 85H258V84H255V87H256ZM0 86H1V84H0ZM2 86H3V85H2ZM10 86L8 85V87H10ZM29 86H30V85H29ZM48 86H49V85H48ZM79 86H80V85H78V87H79ZM87 86H88V87H87ZM87 86H86V87L89 88V84H88ZM167 86H168V85H167ZM179 86H180V85H179ZM179 86H178L177 88H179ZM185 86H186V85H185ZM190 86H191V85H190ZM247 86H248V85H247ZM260 86H261V84H259V88H260ZM11 87H12V86H11ZM30 87H32V85H31ZM33 87H34V86H33ZM86 87H85V89H86ZM91 87H92V86H91ZM91 87H90V88H91ZM127 87H128V86H127ZM134 87H135V86H133V88H134ZM180 87H183V86H180ZM255 87H254V88H255ZM262 87L264 88V86H262ZM3 88H4V87H3ZM35 88H36V87H35ZM68 88H69V85H68ZM83 88H84V87H83ZM83 88H82V89H83ZM129 88H130V87H129ZM147 88H148V87H147ZM174 88H176V87H174ZM186 88H187V87H186ZM200 88H201V87H200ZM203 88H202V90H205V91H206V89H203ZM246 88H247V87H246ZM257 88H258V86H257ZM259 88H258V89H259ZM40 89H41V88H40ZM44 89H45V88H44ZM50 89H51V88H50ZM55 89H56V88H55ZM91 89H92V88H91ZM131 89H132V88H131ZM131 89H130V90H131ZM151 89H152V88H151ZM153 89H154V88H153ZM169 89H170V88H169ZM187 89H188V88H187ZM193 89H194V87H193ZM196 89H197V87H196ZM196 89H195V90H196ZM234 89H235V88H234ZM2 90H3V89H2ZM25 90H26V89H25ZM28 90H29V89H28ZM35 90H36V89H35ZM48 90H49V89H48ZM48 90H47V93H48ZM65 90H66V89H65ZM73 90H74V89H73ZM73 90H71V91H73ZM83 90H84V89H83ZM154 90H155V89H154ZM154 90H153V91H154ZM191 90H192V88H191ZM199 90H200V89H199ZM202 90H200V91H202ZM217 90H218V89H217ZM224 90H225V89H224ZM226 90H227V89H226ZM256 90H257V89H256ZM9 91H10V90H9ZM21 91H22V90H21ZM90 91H91V90H90ZM95 91H96V89H95ZM189 91H190V90H189ZM207 91H208V89H207ZM219 91H220V90H219ZM11 92H12V91H11ZM37 92H38V91H37ZM41 92H42V91H41ZM66 92L68 93V91H65V93H66ZM75 92H76V91H75ZM93 92H94V88H93ZM93 92H91V93H93ZM144 92H145V90H144ZM156 92H157V91H156ZM163 92H164V91H163ZM179 92H182V91H179ZM192 92H193V90L191 91V93H192ZM222 92H223V91H222ZM9 93H10V92H9ZM72 93H73V92H72ZM72 93H71V94H72ZM83 93H84V92H83ZM149 93H150V92H149ZM193 93H194V92H193ZM204 93H205V92H204ZM204 93H202V94H204ZM17 94H18V93H17ZM19 94H20V93H19ZM19 94H18V95H19ZM25 94H26V93H25ZM38 94H39V93H38ZM40 94H41V93H40ZM49 94H50V93H49ZM55 94H56V93H55ZM55 94H54V95H55ZM69 94H70V93H69ZM69 94H67V96H69ZM71 94H70V95H71ZM73 94H74V93H73ZM73 94H72V96H73ZM75 94H76V93H75ZM79 94H82V93H79ZM86 94H87V93H86ZM131 94H132V93H131ZM135 94H136V93H134V96H135ZM138 94H139V93H138ZM146 94H147V93H146ZM146 94H143V95L146 96ZM154 94H155V93H154ZM157 94H158V93H157ZM165 94H166V91H165ZM194 94H195V93H194ZM197 94H199V93H197ZM207 94H208V93H207ZM210 94H211V93H210ZM222 94H224V93H222ZM22 95H23V94H22ZM46 95H47V94H46ZM50 95H51V94H50ZM56 95H57V94H56ZM77 95H78V94H77ZM84 95H85V94H84ZM92 95H93V94H92ZM139 95H140V94H139ZM143 95H142V97H143ZM216 95H217V94H216ZM224 95H225V94H224ZM228 95H229V94H228ZM26 96H27V95H26ZM35 96H36V95H35ZM35 96H34V97H35ZM40 96H41V95H40ZM60 96H61V94H60ZM95 96H100V95H95ZM101 96H102V95H101ZM132 96H133V95H132ZM132 96H131V97H132ZM140 96H141V95H140ZM140 96H139V97L137 96V97H138L139 99H141L142 97L140 98ZM148 96H149V95H148ZM153 96H154V95H153ZM153 96H151V97H153ZM155 96H157V95L155 94ZM158 96H159V95H158ZM200 96H201V94H200ZM205 96H206V95H205ZM250 96H251V95H250ZM16 97H17V96H16ZM48 97H49V96H48ZM65 97H66V96H65ZM79 97H81V96L79 95L77 98H79ZM92 97L94 98V96H92ZM208 97H209V96H208ZM221 97H222V96H221ZM225 97H226V96H225ZM248 97H249V96H248ZM248 97H246V98H248ZM68 98H69V97H68ZM93 98H92V99H93ZM96 98H97V97H96ZM128 98H129V97H128ZM143 98H145V97H143ZM148 98H149V97H148ZM197 98H198V97H197ZM219 98H220V97H219ZM229 98H230V97H229ZM244 98H245V97H244ZM246 98H245V99H246ZM41 99H42V98H41ZM80 99H81V98H80ZM80 99H79V100H80ZM88 99H89V98H88ZM88 99H87V100H88ZM132 99H133V97H132ZM135 99H136V98H135ZM181 99H182V98H181ZM193 99H194V97H193ZM209 99H210V98H209ZM225 99H227V98H224V101H219V103H221V102L224 103V102H226V101L228 100V99H227V100H225ZM11 100H13V99H11ZM64 100H66V99H64ZM79 100H78V101H79ZM128 100H129V99H128ZM178 100H179V99H178ZM178 100H177V101H178ZM187 100H188V99H187ZM187 100H186V99H183L184 102L187 101ZM217 100H218V99H217ZM220 100H223V98L220 99ZM229 100H230V99H229ZM229 100H228V101H229ZM241 100H242V99H241ZM8 101H9V99H8ZM84 101H85V100H84ZM84 101H83V102H84ZM94 101H95V100H94ZM96 101H97V100H96ZM103 101H104V100H103ZM130 101H131V100H130ZM138 101H139V100H138ZM153 101H154V100H153ZM153 101L151 100L152 103H153ZM177 101H176L175 104L178 103ZM181 101H182V100H181ZM183 101H182L181 103H184ZM190 101H191V103H192V100H190ZM190 101H189V102H190ZM194 101H195V100H194ZM194 101H193V102H194ZM203 101L207 103L206 99H203ZM203 101H202V102H203ZM246 101H247V100H246ZM53 102H54V100H53ZM80 102L82 103L81 100H80ZM80 102H78V103H80ZM133 102H134V101H133ZM133 102H132V104H133ZM145 102H147V101L145 100ZM179 102H180V101H179ZM202 102H201V103H202ZM239 102H240V100H239ZM241 102H242V101H241ZM1 103H2V102H1ZM6 103H7V102H6ZM6 103H5V104H6ZM62 103H63V102H62ZM68 103H71V102H68ZM72 103H73V102H72ZM89 103H90V99H89ZM103 103H104V102H103ZM129 103H130V102H128V104H129ZM134 103H135V102H134ZM147 103H148V102H147ZM154 103H155V102H154ZM156 103H158V102H156ZM194 103H195V102H194ZM201 103H199V104H201ZM228 103H229V102H228ZM7 104H9V103H7ZM64 104H65V103H64ZM96 104H97V103H96ZM98 104H99V103H98ZM123 104H124V103H123ZM144 104H145V103H144ZM158 104H159V103H158ZM175 104H174V105H175ZM179 104H180V103H178V105H179ZM189 104H190V103H189ZM189 104H188V106H189ZM202 104H203V103H202ZM204 104H205V103H204ZM207 104H208L207 106H202V105H200V106H201L202 108H204L206 112L211 113V111H212L213 109H212V110L210 109L211 111L209 112L208 108H209V104H210V103H207ZM58 105H60V104H58ZM80 105H81V104H79L78 107H79ZM146 105H147V104H146ZM150 105H151V104H150ZM155 105H156V104H155ZM159 105H162V103L159 104ZM159 105H158V107H159ZM174 105H173V103H172V105H171V106L169 105V106H170L171 108H172V107L174 108L173 110H174V114H175V110L180 109L181 106L178 107V108L176 107L177 109H175ZM178 105H175V106H178ZM182 105H183V104H182ZM186 105H187V104H186ZM192 105H193V103L191 104V106H192ZM197 105H198V104H197ZM205 105H206V104H205ZM210 105H211V104H210ZM3 106H4V105H3ZM60 106H61V105H60ZM63 106H64V105H63ZM66 106H67V103H66ZM68 106H69V105H68ZM73 106H74V105H73ZM83 106H84V107H83ZM83 106H82V108L85 109V108H86L85 103H84ZM122 106H123V105H122ZM127 106H128V105H127ZM131 106H132V105H131ZM134 106H136V105H134ZM137 106H138V104H137ZM139 106H140V105H139ZM142 106H143V105H142ZM162 106H163V105H162ZM162 106H161V108H165V107H162ZM164 106H166V104H165ZM184 106H185V105H184ZM200 106L198 105V109L200 108ZM211 106H212V105H211ZM254 106L256 107V105H254ZM7 107H8L7 105H6L5 107H3V108H4V109H3V112H5L6 114L9 113V109H8ZM54 107H55V106H54ZM87 107H88V105H87ZM90 107H91V106H89V108H90ZM129 107H130V106H129ZM147 107H149V106H146V108H147ZM150 107H152V106H150ZM154 107L157 108V105L154 106ZM207 107H208V108H207ZM216 107H217L216 104H214V108H215V109H216ZM252 107H253V106H252ZM30 108H31V107H30ZM30 108H29V109H30ZM97 108H98V107H97ZM124 108H126V107H124ZM136 108H138V107H136ZM181 108H182V107H181ZM183 108H184V107H183ZM183 108H182L181 110H183ZM192 108H193V107H192ZM202 108H200V110H201ZM212 108H213V107H212ZM1 109H2V108H1V106H0V115H2V113H3V112H1ZM22 109H23V108H22ZM54 109H55V108H54ZM73 109H74V108H73ZM122 109H123V107H122ZM138 109H139V108H138ZM167 109H168V111H169V108H168V107L165 108V109H163V110L161 109V110H162V111H161V114L163 113L164 110H167ZM184 109H185V108H184ZM253 109H254V108H253ZM71 110H72V109H71ZM71 110H69V113H70ZM79 110H80V109H79ZM120 110H121V109H120ZM123 110H124V109H123ZM123 110H122V111H123ZM126 110H127V108H126ZM133 110H134V109H133ZM133 110H132V111H133ZM139 110H140V109H139ZM173 110H172V111L170 110V112L173 113ZM185 110H187V109H185ZM188 110H189V109H188ZM32 111H34V110H32ZM32 111H31V112H32ZM55 111H57V110H55ZM82 111H83V110H82ZM104 111H105V110H104ZM124 111H125V110H124ZM143 111H144V110H143ZM150 111H151V110H150ZM157 111H158V110H157ZM179 111H180V110H179ZM203 111H204V110H203ZM98 112H99V111H98ZM133 112H134V111H133ZM135 112H138V111L135 110ZM151 112H152V111H151ZM153 112H154V110H153ZM153 112H152V113H153ZM155 112H156V111H155ZM164 112H167V111H164ZM183 112L185 113L186 111H183ZM187 112L190 113V117H191V115H193V113L191 114V112H194V113H195L196 111H191V112L187 111ZM212 112H213V111H212ZM239 112H240V111H239ZM257 112H258V111H257ZM260 112H261V111H259L258 113H260ZM33 113H34V112H33ZM49 113H50V112H49ZM55 113H57V112H55ZM69 113H68V111H67V115H68ZM74 113H75V112H74ZM81 113H82V112H81ZM81 113H80V114H81ZM84 113H85V110H84ZM87 113H88V111H87ZM93 113H94V112H93ZM104 113H105V112H104ZM106 113H107V112H106ZM121 113H122V112H121ZM121 113H120V114H121ZM123 113H124V112H123ZM123 113H122V114H123ZM138 113H139V112H138ZM141 113H142V112H141ZM148 113H149V112H148ZM167 113H168V112H167ZM184 113L181 112V114H184ZM196 113H198V112H196ZM214 113H215V112H214ZM234 113H235V112H234ZM234 113H232V114H234ZM255 113H256V112H255ZM23 114H24V113H23ZM52 114H53V113H52ZM82 114H83V113H82ZM102 114H103V112H102ZM126 114H127V113H126ZM128 114H129V113H128ZM132 114H133V113H132ZM144 114H145V113L143 112V115H144ZM156 114H158V113H156ZM156 114H155V115H156ZM168 114H169V113H168ZM177 114H178V112H177ZM177 114H176V115H177ZM204 114H206V113H204ZM211 114H213V113H211ZM211 114H209V115H208V114L204 115L205 117H204L203 119L201 118L202 121H199V122H203L204 119H206L205 121H207V118H208V117H210V118L212 117ZM216 114H218V113H216ZM216 114H215V116H216ZM236 114H238V112H236ZM245 114H246V113H245ZM245 114H244V115H245ZM247 114H248V113H247ZM256 114H257V113H256ZM24 115H25V114H24ZM24 115H23V116H24ZM67 115H66V117H67ZM85 115H86V114H85ZM88 115H89V114H88ZM92 115H94V114H92ZM95 115H96V113H95ZM158 115H159L158 117H159L160 119H162V118L160 117V114H158ZM166 115H167V114H166ZM166 115H165V113H164V115H163V119H164V116H166ZM178 115H179V114H178ZM186 115H187V117H188L189 114L186 113ZM200 115H201V114H200ZM200 115H199V116L197 115V116L200 118ZM210 115H211V116H210ZM260 115H261L260 117H256V118L254 117V118H252V119L250 118L249 120H246V119H245V121H247V123L245 122V125H246V126H248V125L251 126V124H252V125H254V124H257V125L259 124V125H260V124H261V126H262V123H264V112H263L262 114H260ZM25 116H26V115H25ZM27 116L29 117V114H27ZM27 116H26V117H27ZM30 116H31V115H30ZM55 116H56V115H55ZM68 116H69V115H68ZM70 116H71V115H70ZM120 116H121V115H120ZM126 116H127V115H126ZM126 116H125V117H126ZM132 116H133V115H132ZM139 116H140V115H139ZM145 116H146V115H145ZM150 116L152 117L153 115H150ZM184 116H185V115H184ZM202 116H203V115H202ZM202 116H201V117H202ZM206 116H207V118H206ZM226 116H228V115H226ZM229 116H232V115H229ZM229 116H228V117H229ZM234 116H235V114H234ZM251 116L253 117V115H251ZM4 117H5V118H2V120L8 118V117H6V116H4ZM50 117H51V116H50ZM53 117H54V116H53ZM60 117H61V116H59V118H60ZM71 117H72V116H71ZM71 117H70V118H71ZM73 117H76V116L73 115ZM73 117H72V118H73ZM97 117H98V116H97ZM97 117H96V118H97ZM134 117L136 118V115H135ZM142 117H143V116H142ZM154 117H155V116H154ZM154 117H152V118H154ZM178 117H179V116H178ZM187 117H184V119H185V118L187 119ZM193 117H194V115H193ZM193 117H192V118H193ZM195 117H196V116H195ZM198 117H197V118H198ZM213 117H214V114H213ZM219 117H220V114H219ZM222 117H223V116H222ZM222 117H221V118H222ZM236 117H237V116H236ZM249 117H250V116H249ZM17 118H18V117H17ZM54 118H55V117H54ZM59 118H58V119H59ZM64 118H65V116H64ZM132 118H133V117H132ZM140 118H141V117H140ZM146 118H147V116H146ZM146 118H145V120H146ZM148 118H149V116H148ZM152 118H151V120H152ZM210 118H209V119H210ZM233 118H234V117H233ZM11 119H12V118H10V116H9L10 123H12V122H13L12 120H14V119H12V120H11ZM18 119H19V118H18ZM18 119H17V120H18ZM21 119H22V118H21ZM24 119H25V117H24ZM49 119H50V118H49ZM56 119H57V118H56ZM79 119H80V117H79ZM92 119H93V118H92ZM94 119H95V118H94ZM102 119H103V117H102ZM133 119H134V118H133ZM154 119H155V118H154ZM156 119H157V117H156ZM188 119H189V118H188ZM194 119H195V118H193V120H194ZM223 119H224V118H223ZM229 119H232V117L229 118ZM15 120H16V119H15ZM17 120H16V121H17ZM61 120L64 121V122H67V120H66V121L63 120V119H61ZM83 120H84V119H83ZM136 120H137V119H135L134 121H132V119H131L130 122H135ZM138 120H139V119H138ZM138 120H137V121H138ZM193 120H192V122H193ZM195 120H196V119H195ZM211 120H213V118H211ZM224 120H225V119H224ZM0 121H1V120H0ZM11 121H12V122H11ZM26 121H27V120H26ZM49 121H50V120H49ZM52 121H53V120H52ZM54 121H55V119H54ZM73 121H76V120L73 119ZM79 121H80V120H79ZM81 121H82V119H81ZM90 121H91V120H90ZM102 121H103V120H102ZM205 121H204V122H205ZM214 121H215V119H214ZM220 121H221V119H220ZM4 122H5V121H4ZM4 122H3V123H4ZM6 122H8V120H6ZM18 122H19V120H18ZM64 122H63V123H64ZM84 122H85V121H84ZM130 122H129V124H130ZM141 122H142V121H141ZM141 122H140V123H141ZM144 122L146 123V121H144ZM162 122H163V121H162ZM189 122H190V124L192 123L191 120H190ZM194 122H195V121H194ZM194 122H193V123H194ZM199 122H197V124H198ZM204 122H203V124H201V125L198 124V125L203 127ZM225 122H226V120H225ZM225 122H224V123H225ZM45 123H46V122H45ZM45 123H44V124H45ZM47 123H49V122L47 121ZM60 123L62 124L61 121H60ZM67 123H69V122H67ZM67 123H66V125H67ZM77 123H78V122H77ZM77 123H76V124H77ZM79 123H81V122H79ZM90 123H93V122H90ZM136 123H137V122H136ZM138 123H139V122H138ZM145 123H143V125H144ZM164 123H165V122H164ZM218 123H219V122H218ZM0 124H1V123H0ZM5 124H7V123H5ZM8 124H9V123H8ZM40 124H42V122H40ZM50 124H51V122H50ZM70 124H71V123H70ZM74 124H75V123H74ZM74 124H73V126H74ZM105 124H106V122H105ZM147 124H148V123H147ZM155 124H156V123H155ZM159 124H160V123H159ZM161 124H162V123H161ZM197 124L195 123V124H194V125H195L194 127H197V126H198ZM219 124L222 125L221 122H220ZM2 125L4 126V124H2ZM10 125H12V124H10ZM55 125H56V124H55ZM64 125H65V124H63V125H62L63 127H61V128H64ZM68 125H69V124H68ZM68 125H67V126H68ZM95 125H96V124H95ZM98 125H99V124H98ZM102 125H103V124H102ZM124 125H125V124H124ZM124 125L122 124V126H121V125H119V126H120V127H123ZM136 125H137V124H136ZM153 125H154V124H153ZM167 125H168V123H167ZM196 125H197V126H196ZM212 125H214V124H212ZM212 125H211V126H212ZM224 125H225V124H224ZM45 126H47V125H45ZM45 126H44V127H45ZM130 126H132V125H130ZM138 126H142V125L140 124V125H138ZM145 126H146V124H145ZM155 126L157 127V125H155ZM168 126H169V125H168ZM168 126H167V127H168ZM254 126H255V125H254ZM261 126H258V127H261ZM0 127H1V126H0ZM6 127H7V126H6ZM10 127H11V126H10ZM24 127H25V126H24ZM77 127H78V126H77ZM77 127H76V128H77ZM83 127H84V126H83ZM102 127H103V126H102ZM104 127H105V126H104ZM133 127H134V125H133ZM133 127H132V130H133ZM149 127H150V126H149ZM152 127H153V126H152ZM160 127H161V126H160ZM162 127H163V126H162ZM164 127H165V125H164ZM214 127H215V128H214V132H216V135H213V137H214V136H215V137H214V139H212V140H215V141H214V142L212 141L211 145H209V146H210V150H209V149H208L209 151L207 150V151H208V153H207L208 155H207V156H206V154H205V151L202 152V150H203V147H202V146L206 145L207 142L209 141V140H208V141L206 140V138H207V137H206V134H207L208 129L205 128V130H204V128H202V130H203L204 132H206V134H205V133H202L203 135L200 134V133L202 132V130H201V132H199L200 135L204 136V138L201 137V141H203V142L205 141V142H206L205 144H203V142H201V144H200V139L198 140V141H199V143H198L197 139L195 140L194 138L191 137V134H190V138H189V137H188V138L186 137L187 140H185V141L187 142V144H186V142H183V144H185V147L187 146L188 148H191V150L194 149L195 146H197L196 149H198V145L200 144L202 150L200 151V149H199V150H198V153H200V154H199L200 156H201V153L204 154V155H202V156H203V158H201L202 160H200V161H203V165H201V164H202V163H201V164L199 165V168L201 167V169L204 170V174H205V176H203V178L206 177V178H205V179H206V182H207V183L209 182V185L206 184L207 187L204 188V189L206 190V192H205V194H204L205 198L202 196V197L205 199L204 204H202V206L199 208V206H197V205H198L197 202L199 201V200H198L197 202H194L195 204L193 203V206L195 205V206L198 207L197 209H199V210H195L196 208L194 209L196 212H199V211H200V212H204V213L206 214V211H208V210H209V207L211 206V205H210L209 207L207 206V201H208L207 197H210V196H208V193H209V192L212 193L213 196L211 195V198L214 197V198H213V199H214L213 202L215 203V204L212 203V204L214 205V206H212L214 209L211 207V209L214 211V213L212 212V213L214 214V215H212V216L215 218V216L218 214V216H216V217H218V219L215 220L213 217H212L213 219H211L212 221H213V220H214V221H217V220H218V222H216V224H215V227L212 226V228L215 229V230L213 229L214 231L212 232V234H213L214 232H215L214 234H217L216 236H218V239L221 241V242H220V241L218 240V241L220 242L219 244H220L221 246H220L219 248L216 247V249H213L214 246L211 247L212 245H211L210 247L213 249V253H214L215 255H217L221 261H224V264H225V262H228V261L233 262V261H234L233 259L241 260V258H245V257H246L245 254H247V253H248L247 256H250V254H252L253 251L251 252V251H248V249H247V250H245V251H246L245 254H244L245 257H241V258H239V257H240V253H244V252H240L241 249H240V251H239L238 248H237V247H238L237 245H236L237 247H235V250H234V248L232 247V246H235V245H230V244H229L230 248L227 247V246H228V243L233 242V240H232L233 237H232V236L234 235V233L236 234L237 232H240V231H238V230H240V229L237 228V227L239 226V221H238L239 218L236 219L235 217H237L238 215L243 214V216H242V218H243V217H244V214H245L244 212H246V211L242 210V211H243L242 213H236L235 216H234V218H230V219H228V218L226 217L225 214H221L222 212H220V210H219L218 208H217V210H219L220 213L215 212V211H217V210H216L217 203H219V204H218V207H219V208H220L221 205H223V204H227V205H228V203H230V202H232L231 204H233V201L236 203V201L232 199V197H234V196H232V194H230V197H231V199H232L233 201H229V200H230V199H229L228 202H227V198H229V197H228L229 194H228V191H227V190H229V187H230L231 185H233V184H230V182H229L230 180H228V182H224V178H225V176L223 175V173H224L225 171H227V170L223 171V173L221 172L222 174H220V171H222V169H224V168H227V167L229 168V167H230V166H228V165H229L228 160L225 158L226 153H227V155H228V154L230 153V151H231V152H232L231 154H234V155H235V153H236V155H237V152H239L240 150H241L240 152H242V149H241V147H240V146H241L240 143H242V142H239V140H241V138L243 137V135L240 134V135H237V137H236L235 139L232 138V139L235 140V141H233L231 138L229 139V137H227V138L229 139V141H228V139H227L228 142L226 143V142L223 141V139H224L225 137L223 136L224 138H222V139L220 138V139H219V137H220L221 135H219V134L217 133V132L219 131V129L222 128V127H221L220 125H214ZM256 127H257V126H256ZM12 128H13V126H12ZM47 128L50 129V126H48ZM57 128H58V127H57ZM69 128H71V130H72V127H69ZM80 128H81V126H80ZM114 128H115V127H114ZM114 128H113V129H114ZM130 128H131V127H130ZM145 128H146V127H145ZM145 128H144V129H145ZM169 128H172V127L169 126ZM188 128H189V127H188ZM198 128H199V127H198ZM200 128H201V127H200ZM242 128H243V127H242ZM242 128H241V130H242ZM7 129H8V128H7ZM23 129H24V128H23ZM29 129H30V128H29ZM29 129H28V130H29ZM42 129H43V128H42ZM49 129H47L46 131L49 132ZM53 129H54V128H53ZM53 129H52V130H53ZM64 129H65V128H64ZM66 129H68V127H67ZM82 129H84V128H82ZM118 129H119V128H118ZM126 129H127V128H126ZM134 129H136V128H134ZM144 129H143V130H144ZM147 129H149V128H146V130H147ZM154 129H155V128H154ZM162 129H163V128H162ZM162 129H161V132H162ZM192 129L195 130L194 128H190V130H192ZM250 129H251V128H250ZM4 130H5V129H4ZM11 130H12V129H11ZM26 130H27V129H25V131H26ZM57 130H58V129H57ZM69 130H70V129H68V131H69ZM73 130L76 131L75 129H73ZM103 130H104V129H103ZM127 130H128V129H127ZM156 130H157V129H156ZM158 130H159V129H158ZM168 130H169V129H168ZM170 130L173 131V128L170 129ZM175 130H176V129H175ZM193 130H192V131H193ZM6 131H7V130H6ZM43 131H44V130H43ZM46 131H45V132H46ZM59 131H61V130H59ZM59 131H57V132H59ZM66 131H67V130H66ZM77 131H78V130H77ZM101 131H102V130H101ZM122 131H124V130H122ZM133 131H134V130H133ZM136 131H137V130H136ZM144 131H145V130H144ZM148 131H149V130H148ZM154 131H155V130H154ZM165 131H166V130H165ZM171 131H170L169 133H171ZM251 131H252V130H251ZM7 132H10V131H7ZM7 132H6V134H7ZM50 132H51V131H50ZM52 132H53V131H52ZM52 132H51V133H52ZM57 132H56V129H55V132H54V133L56 134ZM61 132H63V131H61ZM84 132H85V131H84ZM113 132H114V131H113ZM125 132H126V131H125ZM142 132H143V131H142ZM145 132H146V131H145ZM145 132H144V133H145ZM152 132H153V131H152ZM155 132H156V131H155ZM155 132H153V133H155ZM161 132H160V133H161ZM173 132H174V131H173ZM173 132H172V133H173ZM196 132H197V131H196ZM4 133H5V132H4ZM4 133H3V134H4ZM46 133H47V132H46ZM46 133H45V134H46ZM66 133H68V132H66ZM69 133H70V131H69ZM74 133H76V132H74ZM80 133H81V132H80ZM106 133H107V132H106ZM114 133H115V132H114ZM117 133H121V131H120V132L117 131ZM122 133H123V132H122ZM128 133L131 134L130 131H129ZM188 133H190V131H189ZM240 133H241V131H240ZM6 134H5V135H6ZM10 134H11V132H10ZM42 134H43V132H42ZM59 134H60V133L57 134L58 136H56V135H53V136H55V138H56V137H61L62 135L60 136ZM77 134H78V133H77ZM99 134H100V133H99ZM158 134H159V133H157V136H158ZM161 134H162V133H161ZM164 134H165V133L163 132V136L168 135V134H165V135H164ZM173 134H175V133H173ZM197 134H198V133H197ZM197 134H196V135H197ZM242 134H243V133H242ZM39 135H40V134H39ZM69 135H70V134H69ZM69 135H68V136H69ZM71 135H72V132H71ZM117 135H118V134H117ZM124 135H125V134H124ZM134 135H136L135 132H134ZM134 135H133V136H134ZM140 135H141V134H140ZM145 135H146V133H145ZM145 135H142V136L145 137ZM147 135H148V134H147ZM153 135H155V134H153ZM169 135H170V134H169ZM169 135H168V136H165V137H168V138L170 137V140H171V137H173V136H172V135L169 136ZM182 135H183V134H182ZM196 135H194V136H196ZM207 135H210V134L208 133ZM218 135H219V136H218ZM244 135H245V134H244ZM260 135H261V133H260ZM262 135H263V134H262ZM6 136H7V135H6ZM41 136H42V135H41ZM53 136L51 135V136H50V139L53 138ZM73 136H74V134H73ZM75 136H76V135H75ZM75 136H74V137H75ZM119 136H120V135H119ZM138 136H139V133H138ZM159 136H161V135H159ZM163 136H162V139L164 138ZM180 136H181V135H180ZM188 136H189V135H188ZM240 136H242V137H240ZM258 136H259V135H258ZM258 136H257V137H258ZM0 137H2V133H1V136H0ZM43 137H44V136H42L41 138H43ZM47 137H49V136H47ZM47 137H46L45 139H47ZM64 137H65V136H64ZM70 137H71V136H70ZM70 137H68V138H70ZM114 137H115V136H114ZM128 137H129V136H128ZM136 137H137V136H136ZM140 137H141V136H140ZM144 137H142V140H143ZM148 137H151V136H148ZM182 137H184V136H181V137H179V138L181 139ZM197 137H199V136L197 135ZM209 137H211V136H209ZM221 137H222V136H221ZM233 137H234V136H233ZM261 137H262V136H261ZM5 138H6V137H5ZM8 138H9V137H8ZM22 138H23V137H22ZM25 138H27V136H26ZM61 138H62V137H61ZM78 138H79V137H78ZM90 138H91V137H90ZM121 138H122V136H121ZM184 138H185V137H184ZM254 138H255V137H254ZM262 138H263V137H262ZM1 139H2V138H1ZM23 139H24V138H23ZM31 139L33 140V138H31ZM43 139H44V138H43ZM50 139L48 138V141H49ZM71 139H73V137H71ZM158 139H160V141H161V138H158ZM165 139H166V138H165ZM174 139H175V137H174ZM176 139H177V138H176ZM182 139H183V138H182ZM207 139H208V138H207ZM24 140H25V139H24ZM40 140H42V139H40ZM52 140H55V139H52ZM62 140H63V139H62ZM64 140H65V142H66V139H64ZM68 140H69V139H68ZM87 140H88V139H87ZM90 140H91V139H90ZM129 140H130V139H128L127 141H129ZM145 140H146V139H145ZM145 140H144V142H145ZM170 140H168V141H170ZM193 140H195V142H194ZM256 140H257V139H256ZM256 140H254V141H256ZM259 140H260V139H259ZM26 141H27V140H26ZM29 141H30V140H29ZM36 141H37V140H36ZM36 141H35V142H36ZM43 141H44V140H43ZM56 141H59V138H56V140L54 141L53 144L56 143V144L58 145V146H57V149H58V148L61 149V148L59 147V144H60V143H58V142H56ZM60 141H61V140H60ZM71 141L73 142V140H71ZM79 141H80V140H79ZM81 141H82V140H81ZM92 141H93V140H92ZM108 141H109V140H108ZM131 141H135V140H131ZM146 141H147V140H146ZM148 141H149V139H148ZM150 141H151V139H150ZM150 141H149V143H150ZM152 141H153V140H152ZM152 141H151V142H152ZM160 141L156 139V140H154L152 143H150V145H149L148 148H152V150H151V149L149 150V151H150V154L147 153V155H148V157H149V158H148L149 162L151 161V162H159V163H160V162H163V161H164V160H163L164 158L168 157V156H166V155L169 154V156L173 155V157H174L175 154H176V155H178V153L181 154L182 151H184V155L189 156V155H187V154L185 153V151H186L187 149L184 147V145L182 146V147H184V149L181 150L182 148L179 149L177 144H173V143L170 142L171 144L169 143L170 146H168V144L166 145L164 141H162V142H163L165 145L161 144L162 142H160ZM166 141H167V140H166ZM168 141H167L166 143H168ZM175 141L178 142V140H175ZM179 141H182V140H179ZM183 141H184V139H183ZM196 141H197V142H196ZM230 141H231L232 144L230 143ZM257 141H258V140H257ZM1 142H2V141H1ZM49 142H50V141H49ZM129 142H130V141H129ZM172 142H173V140H172ZM193 142H194V143H193ZM209 142H210V141H209ZM209 142H208V144H209ZM259 142H260V141H259ZM6 143H8V142H6ZM6 143H5V144H6ZM23 143L25 144V141H24ZM29 143H31V141H30ZM32 143L35 145V147H34V145H32L31 147L36 148V147H37L36 144H35L34 142H32ZM41 143H42V142H41ZM41 143H40V144H41ZM43 143H44V142H43ZM47 143H48V142H46V144H47ZM50 143H51V142H50ZM50 143H49V144H50ZM86 143H87V142H86ZM86 143H85V144H86ZM92 143H93V142H92ZM112 143H113V142H112ZM123 143H124V142H123ZM123 143L121 144V147L124 149V146H126V142L124 143L125 145H124ZM132 143H133V142H131V145H132ZM135 143H136V142H135ZM135 143H133V144H135ZM174 143H176V142H174ZM178 143H180V146H181V143H182V142H178ZM2 144H4V143H2ZM5 144H4V145H5ZM18 144H20V143H18ZM21 144H22V143H21ZM46 144L44 143L45 146H43V147H41V148H44V150L46 149V152H47V149H48L49 147H47ZM66 144H67V143H66ZM81 144L83 145V143H81ZM87 144H88V143H87ZM87 144H86V145H87ZM109 144H111V143L109 142ZM172 144H173V145H172ZM208 144H207L206 147H204V150H206L205 148L208 147ZM224 144H225V145H224ZM6 145H7V144H6ZM22 145H23V144H22ZM26 145H27V144H26ZM51 145H52V143L50 144V146H51ZM63 145H64V142H63ZM74 145H75V144H74ZM82 145H80V146H82ZM119 145H120V144H119ZM122 145H123V146H122ZM131 145H130V146H131ZM136 145H137V144H136ZM136 145H135V146H136ZM139 145H141V144H139ZM171 145H172V146H174V145L176 146V145H177V147H175V149H172V146H171ZM28 146H29V145H28ZM41 146H42V145H41ZM60 146H62V145H60ZM84 146H85V145H84ZM130 146H129V147H130ZM132 146H133V145H132ZM135 146L133 147L134 149L136 148ZM137 146H138V145H137ZM142 146H143V145H142ZM166 146H168V147H166ZM192 146H193V148H192ZM227 146H228V147H227ZM3 147H5V146H3ZM6 147H10V145H9V146H6ZM31 147H28L27 151H28ZM38 147H39V146H38ZM65 147H66V145H65ZM75 147H77V146H75ZM114 147H115V146H114ZM144 147H145V146H144ZM169 147H171L172 150H171V149H168ZM242 147H244V145H242ZM1 148H2V147H1ZM15 148H16V147H15ZM15 148H14V149H15ZM17 148H18V147H17ZM23 148H24V147H23ZM51 148L54 149V147H51ZM108 148H109V147H108ZM108 148H106V149H108ZM112 148H113V146L110 147V149H112ZM115 148H116V147H115ZM115 148H114V149H115ZM140 148H141V147H140ZM145 148H146V147H145ZM148 148H147V149H148ZM208 148H209V147H208ZM3 149H4V148H3ZM11 149H12V148H11ZM21 149H22V148H21ZM21 149H20V150H21ZM31 149H32V148H31ZM36 149H37V148H36ZM52 149L49 148L48 151H49V150H52ZM73 149H74V148H73ZM76 149H77V148H76ZM114 149H113V150H114ZM141 149H143V148H141ZM141 149L137 150V152H139ZM185 149H186V150H185ZM1 150H2V149H1ZM16 150H17V149H16ZM32 150H33V149H32ZM34 150H35V149H34ZM54 150H56V148H55ZM63 150H64V149H63ZM80 150H81V149H80ZM93 150H94V149H93ZM104 150H105V149H104ZM104 150H101V151H104ZM143 150H144V149H143ZM194 150H195V149H194ZM228 150H229V152H228ZM6 151H7V150H6ZM14 151H15V150H14ZM23 151H24V150H23ZM37 151H38V153H39V152L42 153V151H40L39 149H38ZM56 151H60V150H56ZM61 151H62V150H61ZM61 151H60V153H61ZM71 151H73V150H71ZM108 151H109V150H108ZM111 151H112V150H111ZM115 151H116V149H115ZM134 151H136V149H135ZM134 151H133V153H134ZM196 151H197V150H196ZM224 151H225V152H224ZM226 151H227V152H226ZM0 152H5V151L2 150V151H0ZM17 152H18V151H17ZM34 152H35V151H34ZM49 152H51V151H49ZM99 152H100V151H99ZM144 152H145V150H144ZM144 152H143V153H144ZM240 152H239V153H240ZM8 153H9V152H8ZM27 153H28V152H27ZM29 153H30V150H29ZM38 153H36L37 155L35 154V155L37 156V159L39 158V157H38ZM66 153H68V152H66ZM78 153H79V150H78ZM118 153H119V152H118ZM118 153H117V154H118ZM187 153H188V152H187ZM5 154H6V152H5ZM10 154H11V152H10ZM10 154H9V155H10ZM22 154H23V153H22ZM30 154H32V153H30ZM51 154H52V153H51ZM114 154H115V153H114ZM119 154H120V153H119ZM140 154H141V153H140ZM145 154H146V153H145ZM182 154H183V153H182ZM189 154H190V153H189ZM231 154H229L228 156L230 157ZM1 155H2V154H1ZM6 155H7V154H6ZM6 155H5V156H6ZM11 155H12V154H11ZM19 155H21V154H19ZM24 155H25V153H24ZM40 155H41V154H40ZM45 155H47V153H45ZM45 155H44V156H45ZM75 155H76V154H75ZM124 155H125V154H124ZM239 155H240V154H239ZM14 156H15V155H14ZM16 156H17V154H16ZM25 156H26V155H25ZM29 156H34V155H29ZM36 156H34V157H36ZM44 156H43V157H44ZM70 156H71V155H70ZM80 156L82 157V155H80ZM118 156H119V155H118ZM118 156H117V157H118ZM121 156H122V154H121ZM164 156H166V157H164ZM182 156H183V155H182ZM191 156H193V155H191ZM0 157H1V156H0ZM2 157H3V155H2ZM6 157H7V156H6ZM34 157H33V158H34ZM100 157H102V156H100ZM112 157H113V156H112ZM115 157H116V156H115ZM123 157H124V156H122V158H123ZM178 157H179V156H178ZM205 157H206V158H205ZM207 157H208V158H207ZM231 157H232V156H231ZM9 158H10V157H9ZM9 158H8V159H9ZM23 158H25V157H23ZM26 158H27V157H26ZM33 158H32V159H33ZM45 158H46V157H45ZM48 158H49V157H48ZM85 158H86V157H85ZM113 158H114V157H113ZM118 158H119V157H118ZM118 158H117V159H118ZM122 158H121V159H122ZM124 158H125V157H124ZM124 158H123V159H124ZM168 158L170 159V157H168ZM175 158H176V157H175ZM180 158H181V156H180ZM193 158H194V157H193ZM195 158H197V156H196ZM227 158H228V157H227ZM233 158H235V157H233ZM1 159H2V158H1ZM13 159H14V158H13ZM15 159H16V158H15ZM19 159H20V156H19ZM28 159H29V157H28ZM35 159H36V158H35ZM49 159H50V158H49ZM51 159H52V158H51ZM51 159H50V160H51ZM70 159H71V158H70ZM75 159H76V160H79L78 158H75ZM100 159H101V158H100ZM114 159H115V158H114ZM126 159H127V158H126ZM171 159H172V157H171ZM171 159H170V160H171ZM177 159H178V158H177ZM177 159H174V158H173L172 160H177ZM187 159L189 160L188 157H187ZM198 159H200V157L197 158V160H198ZM230 159H231V158H230ZM230 159H229V162H231ZM235 159H236V158H235ZM235 159H233V162H234ZM2 160L5 161V158H3ZM10 160H11V159H9V161H10ZM20 160H21V161H24V160H22V158H21ZM33 160H34V159H33ZM33 160H32V161H33ZM38 160H40V159H38ZM45 160H46V159H45ZM45 160H44V161H45ZM52 160H53V159H52ZM54 160H55V159H54ZM54 160H53V161H54ZM103 160H107V159H105V157L103 156ZM115 160H116V159H115ZM124 160H125V159H124ZM191 160H192V157H191ZM191 160H190V161H191ZM197 160H195L194 162H191V164H192V163H195ZM236 160H237V159H236ZM236 160H235V161H236ZM0 161H1V160H0ZM4 161H1V163L4 162ZM11 161H13V160H11ZM14 161H16V160H14ZM40 161H41V160H40ZM72 161H73V159H72ZM101 161H102V160H101ZM113 161H114V160H113ZM121 161H122V160H121ZM128 161H129V160H128ZM128 161H127V162H128ZM192 161H193V160H192ZM5 162H6V161H5ZM26 162H27V161H26ZM49 162H50V161H49ZM57 162H58V161H57ZM60 162H62V161H60ZM73 162H74V161H73ZM116 162H117V161H116ZM135 162H136V161H135ZM164 162H165V161H164ZM181 162H182V161H181ZM198 162H199V161H197L196 163H198ZM237 162H238V161H237ZM237 162H236V163H237ZM11 163H12V162H11ZM14 163H15V162H14ZM14 163H13V164H14ZM16 163H17V161H16ZM30 163H32V162H30ZM30 163H28V164L30 165ZM50 163H51V162H50ZM50 163H47V165H49ZM54 163H55V161H54ZM114 163H115V162H114ZM121 163H123V162H121ZM188 163H189V162H188ZM32 164H33V163H32ZM36 164H37V163L35 162V165H36ZM40 164H41V163H40ZM104 164H105V163H104ZM116 164H117V163H116ZM119 164H120V163H119ZM119 164H117V165L119 166ZM150 164H151V163H150ZM152 164H154V163H152ZM166 164H168V162H167ZM175 164H176V163H175ZM181 164L183 165V162H182ZM181 164H180V165H181ZM189 164H190V163H189ZM191 164H190V166H188V165H186V164L184 163V166H183L184 168H185V165L188 166V168L190 167V168L188 169V170H189V173L191 172L190 170L194 171V169H192V168H193V165H191ZM6 165H10V164L8 163V164H6ZM18 165H19V164H17V167H19ZM23 165H24V164H23ZM25 165H26V164H25ZM38 165H39V164H38ZM38 165H37V166H38ZM41 165H43V168H41V169H43V170L45 169L44 166L47 167L46 163L41 164ZM157 165H158V164H157ZM161 165H162V164H161ZM164 165H165V164H164ZM196 165H197V164H196ZM2 166H4V165H2ZM13 166H15V164L12 165V167H13ZM21 166H22V165H20V168H18V169H21V170H22V168H23L24 166H23L22 168H21ZM27 166H28V165H27ZM39 166H40V165H39ZM54 166H55V165H54ZM54 166H53V167H54ZM64 166H65V165H64ZM68 166H69V165H68ZM70 166H71V165H70ZM72 166H73V164H72ZM110 166H111V165H110ZM118 166H117V167H118ZM149 166H150V165H149ZM154 166H155V165H154ZM159 166H160V165H159ZM168 166L172 167L171 165H168ZM168 166L166 165V167H165L166 170L169 168ZM174 166H175V165H174ZM208 166H210V168H209L210 170H209V169L207 170ZM235 166H236V165H235ZM235 166H232V167H230V168L233 169V167H235ZM8 167H9V166H8ZM17 167H14L13 170H15V171H17V172H19V171H20V172H23V171H21V170H17ZM40 167H41V166H40ZM48 167H50V166H48ZM107 167H108V166H107ZM114 167H115V166H114ZM145 167H146V166H145ZM162 167H164V166L162 165ZM167 167H168V168H167ZM196 167H197V166H196ZM196 167H195V169H196ZM0 168H2V167H0ZM3 168H6V167H3ZM15 168H16V169H15ZM28 168H29V169H28ZM33 168H34V165L32 166V169H33ZM37 168H38V170H37ZM37 168H35V169L37 170V171L35 170L36 173H35V171H34V169H33V172H34L35 175H36L35 178L38 177V175H37L38 171L41 172V173H38V174H40V175L42 174V172H45V171H42V170L40 171V168H39V167H37ZM105 168H106V167H105ZM110 168L112 169V167H110ZM120 168H121V167H120ZM158 168H159V167H158ZM158 168H157V169H158ZM165 168H160V169H161V172H163L164 175H166V174H165L166 171L164 170ZM179 168H180V167H179ZM179 168L176 167V169H179ZM230 168H229V169H230ZM24 169H26V168L24 167ZM24 169H23V170H24ZM27 169L29 170V172H28ZM27 169H26V171H27L28 173H32V172L30 171V170H32V169H31V166H30V167H27ZM52 169H53V168H52ZM75 169H76V168H75ZM79 169H80V168H79ZM107 169H108V168H107ZM114 169H115V168H114ZM114 169H113V171H114ZM117 169L119 170V168H116V171H117ZM157 169H155V170H157ZM169 169H170V168H169ZM173 169H175V168L173 167ZM173 169H171V171H172ZM176 169H175V171H176ZM181 169H183V168L181 167ZM186 169H187V167H186ZM186 169H184V171H187ZM234 169H235L236 172H237L236 167H235ZM244 169H245V168H244ZM13 170H12V173L15 174L16 172L14 173ZM64 170H65V169H64ZM77 170H78V169H77ZM94 170H95V169H94ZM150 170H151V169H150ZM163 170H164L165 172H164ZM239 170H240V168H239ZM1 171H2V170H1ZM7 171H8V170H7ZM26 171H25V174H26ZM51 171H52V170H51ZM51 171H49V172L47 173V175H49ZM67 171H69L68 168L66 169V172H65V173H68ZM78 171H79V170H78ZM78 171H77V172H78ZM101 171H102V170H101ZM103 171H104V170H103ZM106 171H107V170H106ZM108 171H109V170H108ZM110 171H111V170H110ZM157 171H158V170H157ZM168 171H169V170H168ZM168 171H167L166 173H168ZM175 171H174V172H175ZM197 171H199V170L197 169V170L194 171L195 174L197 173ZM233 171H234V170H233ZM10 172H11V170L8 171V174H9ZM20 172H19V175H18V173H16L15 175H16V176H17V175H18V176H21V175H20ZM77 172H75V173L77 174ZM79 172H80V171H79ZM79 172H78V173H79ZM117 172H118V171H117ZM176 172H177V174H178V173L180 174L181 171H180V172H179V171H176ZM176 172H175L174 174H176ZM228 172H231V171H227V173H228ZM239 172H240V171H239ZM1 173H2V172H1ZM28 173H27L26 175H24V176L30 175V174H28ZM61 173H62V172H61ZM105 173H106V172H105ZM105 173H103V174L105 175ZM119 173H121V172L119 171ZM142 173H143V172H142ZM144 173H145V172H144ZM154 173H155V172H154ZM191 173H192V172H191ZM191 173H190V175H191ZM237 173H238V172H237ZM249 173L251 174V172H249ZM23 174H24V173H23ZM44 174H46V173H43L42 175H44ZM109 174L111 175V173H109ZM109 174H108V175H109ZM122 174H123V173H122ZM151 174H152V173H151ZM151 174H150V175H151ZM157 174H158V173H157ZM172 174H173V172H171V174H170L171 176H170V177H172ZM186 174H187V173H186ZM201 174H202V173H201ZM201 174L199 173V174H197V175H200V177H201ZM224 174H225V173H224ZM242 174H243V173H242ZM250 174H249V175H250ZM10 175H11V173H10ZM31 175L33 176L31 179H30L29 176H27V178H26V179H30L29 182H31V180L33 181V178H34V174L32 173ZM65 175H66V174H65ZM71 175H72V174H71ZM73 175L75 176V174H73ZM77 175H78V174H77ZM100 175H101V174H100ZM104 175H103V178H104ZM115 175H116V174H114V176H115ZM119 175H120V174H119ZM139 175H140V174H139ZM150 175H149V173H147L145 178H142V180L139 179L138 181H141V183L143 182V184H146V185H147V183L151 182V180H150L149 178H151V177H153V176H155V177L158 176V175H156V174H155V175L152 174L153 176H150ZM187 175H188V174H187ZM234 175H235V174H234ZM234 175H233V176H234ZM245 175H246V174H245ZM245 175H244V176H245ZM254 175H255V174H254ZM2 176L4 177V175H2ZM11 176H12V175H11ZM62 176H63V175H62ZM66 176H67V175H66ZM111 176H112V175H111ZM114 176H113V177H114ZM142 176H144V175H142ZM175 176H176V175H175ZM181 176H183V175H181ZM188 176H189V175H188ZM227 176H228V174H227ZM229 176H231V175L229 174ZM251 176H252V175H251ZM256 176H257V175H256ZM39 177H40V179H41L43 176H39ZM39 177H38L37 179H39ZM45 177H46V175H45ZM45 177H44V178H45ZM50 177H51V176H50ZM56 177H57V176H56ZM75 177H76V176H75ZM80 177H81V176H80ZM106 177H107V176H106ZM148 177H149V178H148ZM155 177H154V178H155ZM159 177H160V176H159ZM166 177L169 178L168 174H167ZM173 177H174V176H173ZM177 177H178V176H177ZM185 177H186V175H185ZM190 177H191V176H190ZM196 177H197V176H196ZM237 177H238V176H237ZM246 177H247V176H246ZM257 177H259V176H257ZM1 178H2V177L0 176V180H1ZM46 178H48V177H46ZM58 178H59V177H58ZM62 178H63V177H62ZM62 178H61L60 180H62ZM70 178H71V177H70ZM100 178H101V177H100ZM103 178H102V179H103ZM108 178H109V177H108ZM119 178H120V176L117 178V180H118ZM154 178H153V179H154ZM156 178H157V177H156ZM163 178H165V176H164V177L161 176L160 178L157 179V181H160V182L164 181V182H166L165 180H167L166 183L169 182V184H170L171 182H173V181H171L173 178H172V179L170 178V181L168 180V178L165 179V180H163ZM201 178H202V177H201ZM201 178H200V180H203V178H202V179H201ZM235 178H236V177H235ZM238 178H240V177H238ZM241 178H244L243 175H241ZM251 178L254 179L253 177H251ZM24 179H25V178L23 177V180H24ZM40 179H39V181H41V182H39L40 184L38 183V185H41V184L43 183V182H42L43 179H41V180H40ZM121 179H122V178H121ZM126 179H127V178H125L124 180L126 181ZM137 179H138V178H137ZM179 179H180V178H179ZM193 179H195V176H194ZM255 179H256V178H255ZM259 179H260V178H259ZM14 180H15V179H14ZM23 180H22V181H23ZM57 180H58V179H57ZM66 180H67V179H66ZM71 180H72V178H71ZM104 180H105V179H104ZM104 180H102V182H103ZM113 180H115V179H113ZM148 180H150V181H148ZM191 180H192V178H191ZM200 180H198V182H199ZM234 180H236V179H234ZM239 180H240V179H239ZM241 180H244V179H241ZM247 180H251V179H247ZM8 181H9V180H8ZM18 181H19V182H16V181H15V184H14V185H15V188H13L14 190H15V189H19L22 185L24 186L25 183L23 184V182H24V181L26 182V180H24V181L21 183V182H20V179H19ZM36 181H38V180H36ZM44 181H45V179H44ZM46 181H48V179H47ZM63 181H64V180H63ZM69 181H70V180H69ZM76 181H77V180H76ZM111 181H112V180H111ZM115 181H116V180H115ZM138 181H137V182H138ZM177 181H179V180H177ZM182 181H183V180H182ZM184 181H185V183H187L186 179H185ZM192 181H193V180H192ZM192 181H191V182H192ZM194 181H195V180H194ZM232 181H233V180H232ZM254 181H256V180H254ZM27 182H28V181H27ZM94 182H95V181H94ZM94 182H93V183H94ZM97 182H100V181L98 180ZM97 182H96V183H97ZM109 182H110V181H109ZM117 182H119V180H118ZM126 182H128V180H127ZM129 182H130V181H129ZM133 182H134V181H133ZM180 182H181V180H180ZM198 182L196 181V183H198ZM204 182H205V180H204ZM244 182H245V181H244ZM246 182H247V181H246ZM246 182H245V183H246ZM248 182H249V181H248ZM248 182H247V183H248ZM252 182H253V181H252ZM252 182H251V184L253 185ZM258 182H260V181H257V183H258ZM0 183H1V182H0ZM20 183H21L22 185H21ZM77 183H78V182H77ZM79 183H80V182H79ZM96 183H94V184H96ZM103 183H104V182H103ZM114 183H116V182H114ZM139 183H140V182H139ZM152 183H153V182H152ZM152 183H151V187H153V186H152ZM154 183H155V182H154ZM175 183L177 184L176 181H175ZM199 183H201V182H199ZM227 183H229L230 186H228V185L225 186V184H227ZM233 183H235V182L233 181ZM236 183L238 184V181H236ZM242 183H243V181H242L240 184H242ZM247 183H246V185L249 184V183H248V184H247ZM3 184H4V183H3ZM16 184L20 185V187H19V188H16V187L18 186V185H16ZM52 184H53V183H52ZM61 184H62V182H61ZM67 184H69V183H67ZM116 184H117V183H116ZM118 184H119V186H120V183H118ZM124 184H127V183H124ZM133 184H134V183H133ZM135 184H136V183H135ZM143 184H142V185H143ZM155 184H156V183H155ZM158 184H159V183H158ZM164 184H165V183H164ZM172 184H174V183H172ZM179 184H180V183L178 182V186H179ZM182 184H183L184 188H185V187L187 188V186H185V185H189L190 183L184 185V182H183ZM192 184H195V182L192 183ZM204 184H205V183H204ZM204 184H203V185H204ZM240 184H239V185H240ZM251 184H250V186H252ZM5 185H6V187L8 186L7 184H5ZM5 185H4V187H5ZM38 185H35L34 187H33V186H32V187L35 189V187L38 186ZM47 185H48V183H47ZM54 185H55V184H54ZM58 185H59V184H58ZM64 185H65V184H64ZM74 185H75V184H74ZM146 185H145V186H146ZM149 185H150V184H149ZM156 185H157V184H156ZM156 185H154V186H156ZM174 185H175V184H174ZM197 185H199V184H196V186H197ZM200 185L202 186V184H200ZM242 185H243V184H242ZM246 185L244 184L243 186H246ZM256 185H257V184H256ZM258 185H259V184H258ZM12 186H13V185H12ZM26 186H27V184H26L24 187H22L24 192H25V190L27 189V187H28V188L30 187V186H27V187H26ZM41 186H42V185H41ZM68 186H69V185H68ZM81 186H82V184H81ZM81 186H80V187H81ZM89 186H90V185H89ZM92 186H93V185H92ZM97 186H98V185H97ZM114 186H115V185H114ZM116 186H118V185H116ZM122 186H123V185H121V187H122ZM125 186H126V185H125ZM130 186H131V185H130ZM134 186H135V185H134ZM134 186H133V187H134ZM140 186H141V185H140ZM140 186H139V187H140ZM160 186H161V185H160ZM175 186H176V185H175ZM190 186L193 187V185H191V184H190ZM190 186H188V188H190ZM201 186H200V187H201ZM204 186H205V185H204ZM204 186H202L201 188H203ZM233 186H234V185H233ZM236 186H237V185H236ZM243 186H242V187H243ZM250 186H248V189H249ZM253 186H254V188L256 187L255 185H253ZM25 187H26V189H24ZM38 187H39V186H38ZM61 187H63V185H61ZM64 187H65V186H64ZM95 187H96V185H95ZM147 187H148V186H147ZM156 187H157V186H156ZM165 187H167L166 189H168V186H164L163 189H161V190H156V191L154 190V192H152L153 195H152V193L150 192V190H151L152 188H150V190H149V189L147 190V193L150 192L151 194H150V193H149L150 195H148L147 193H145V194L148 195L147 198H149V196H152L151 198H154L153 196H154L155 194H157L156 196L159 197V200L162 199V200H161L162 203H161V202H159V203L162 204V206L164 205V206H163V207L165 208L164 210H165L166 213L168 212L169 215H170V214L174 215V214H176L177 212H179V213H177L178 215L183 214L184 212L182 213V210L188 205V201H189V200H187L186 198L189 197L188 195L192 194V191L190 190L191 188L188 189L189 192L191 191L190 194H187V197H185V199L187 200V202H186L185 200L182 199L183 197H181V200H183V201L180 200V202H179L177 196H179L180 194L177 195V194L174 193L175 195H177V196H175V197L177 198V201H176V202H178V204H177V203H174V202L172 203V200L176 199L172 194H170V195L173 196L174 199L171 200V203H169L170 200H168L167 198H166V200H163V199H165V197H167L166 195H168V193H170V191H171L170 189H169V190H165ZM171 187H172V186H171ZM171 187H170V188H171ZM180 187H182V185H181ZM200 187H199V190H198V191H200V189H201ZM239 187H240V186H239ZM0 188H1V186H0ZM9 188L11 189V185H10ZM9 188L6 189V190H10ZM33 188H30V189H33ZM68 188H69V187H68ZM86 188H87V187H86ZM86 188H85V189H86ZM98 188H99V187H98ZM98 188H96V189H98ZM102 188H103V187H102ZM102 188H100V189H101V192H102V194H103V193H105V192H103V191H106V190H107V187H106V190H102ZM116 188H117V187H116ZM131 188H132V186H131ZM178 188H179V187H178ZM245 188H246V187H245ZM41 189H42V187H41ZM63 189H64V188H63ZM88 189H89V188H88ZM94 189H95V188H94ZM117 189H120V188H117ZM122 189H124V188H122ZM127 189H130V188L126 187L125 190H127ZM146 189H147V188H146ZM155 189H157V188H155ZM158 189H160V188H159V185H158ZM180 189H181V188H180ZM180 189H179V190H180ZM197 189H198V188H197ZM236 189L238 190L237 187H236ZM236 189H233V190H236ZM21 190H22V189H20V191H19V190H18V191L21 192ZM27 190H28V189H27ZM27 190H26V192H25L26 194H28ZM47 190H48V189H47ZM53 190H54V189H53ZM58 190H59V189H58ZM64 190H65V189H64ZM92 190H93V188H92ZM120 190H121V189H120ZM186 190H187V189H185V191H186ZM188 190H187V191H188ZM240 190H241V187H240V189H239L238 191L242 193V190H241V191H240ZM243 190H247V189H243ZM252 190H253V188L251 187V190H249V191L251 192ZM254 190L258 192V191H259V188L257 189V187H256V189H254ZM254 190H253L252 192H255ZM260 190H262V188H261ZM4 191H5V190H4ZM4 191H3V193H4ZM12 191H13V190H12ZM12 191H11V193H12ZM16 191H17V190H16ZM16 191H15V192H16ZM18 191H17L16 193H18V195H19L20 197L17 195V198H21V197H23L24 194L20 195V193H19ZM23 191H22V192H23ZM30 191H31V190H30ZM30 191H29V193L31 194V193L33 192V194H34V196H35L34 191H36V189H35L34 191H31V192H30ZM38 191H39V190H38ZM45 191H46V189H45ZM56 191H57V189H56ZM56 191H55V192H56ZM61 191H62V190H61ZM65 191H66V190H65ZM75 191H76V190H75ZM90 191H91V188H90ZM99 191H100V190H99ZM128 191H130V190H128ZM136 191H137V190H136ZM174 191H175V190H174ZM174 191H173V192H174ZM181 191H182V190H181ZM185 191H184V192H185ZM203 191H204V190H203ZM203 191H202V192H203ZM0 192H1V191H0ZM6 192H7V191H6ZM6 192H5L6 195H5V194H4V195L7 196L6 198H7V200H8V196H10L11 194L9 193V194H10V195H9V194L6 193ZM13 192H14V191H13ZM22 192H21V193H22ZM24 192H23V193H24ZM49 192H50V191H49ZM57 192H60V191H57ZM63 192H64V191H63ZM63 192H62V194H63ZM73 192H74V191H73ZM73 192H72V193H73ZM78 192H79V191H78ZM80 192H81V191H80ZM80 192H79V194H80ZM87 192H88V191H87ZM96 192H98V191L96 190ZM132 192H133V190H132ZM171 192H172V191H171ZM176 192H177V191H176ZM235 192H237V191H233V193H235ZM239 192H238V193H239ZM246 192H248V191H245V194H241V193H239V194H240L239 196H238L237 194H235V195H237L238 197H236V198H234V199H237V198H238L237 200L240 202V203L238 202V204H242V205H244V203L246 202L245 205H244V206H245L244 208L247 210L248 207L253 206V205L255 204L254 200H255V201H256V200L259 201V199H255L256 196H254V197H255L254 200H253V198L251 199V196H250V198H247L246 195L248 196L249 194L246 193ZM45 193H46V192H45ZM81 193H82V192H81ZM99 193H100V192H99ZM110 193H111V192H110ZM133 193H134V192H133ZM177 193H179V192H177ZM182 193H183V191H182ZM182 193H181V194H182ZM186 193H187V192H185V194H186ZM199 193H200V195H201V192H199ZM199 193H198V194H199ZM225 193H226V195H228V196L225 197L226 200H224V199H225V198H224ZM229 193H230V192H229ZM243 193H244V192H243ZM259 193H260V191L258 192V194H259ZM7 194H8V195H7ZM13 194H14V193H13ZM26 194H25V196H24L25 198L23 197L24 199H27L28 197H31L30 194H28V195H27V198H26ZM33 194H32V197H33ZM50 194H51V193H50ZM58 194H59V193H58ZM62 194H61V195H62ZM64 194H65V192H64ZM88 194H89V193H88ZM102 194H101V195H102ZM135 194H137V193H135ZM145 194L142 195V196H145V197H146L147 195H145ZM250 194H251V193H250ZM261 194H262V193H261ZM261 194H260V195H261ZM263 194H264V193H263ZM4 195H3V196H4ZM56 195H57V194H56ZM71 195H72V194H71ZM80 195H81V194H80ZM104 195H105V194H104ZM110 195H112V193H111ZM132 195H133V194H132ZM161 195L163 196V198L160 197ZM193 195H195V194L193 193ZM202 195H203V193H202ZM5 196H4V197H5ZM62 196H64V195H62ZM105 196H106V195H105ZM107 196H108V195H107ZM124 196H125V195H124ZM129 196H130V193H129ZM137 196H139V195H137ZM164 196H165V197H164ZM168 196H169V195H168ZM185 196H186V195H185ZM252 196H253V194H252ZM0 197H2V195H1ZM53 197H54V196H53ZM59 197H60V196L58 195V198H59ZM64 197H65V196H64ZM70 197H71V196H70ZM75 197H76V196H75ZM75 197L73 196V198H75ZM79 197H80V196H79ZM79 197H78V199H79ZM82 197H83V196H82ZM82 197H81V198H82ZM84 197H85V193H84ZM101 197H102V196H101ZM103 197H104V196H103ZM110 197H111V196H110ZM113 197H114V196H113ZM117 197H120V196H117ZM117 197H116V198H117ZM126 197H127V196H126ZM139 197H140V196H139ZM145 197H143V198H145ZM248 197H249V196H248ZM259 197L261 198V196H259ZM259 197H257V198H259ZM6 198H4L5 202L7 201ZM17 198H16V199H17ZM51 198H52V196H51ZM51 198H50V199H51ZM81 198H80V199H81ZM86 198H88V197H86ZM90 198H92V197H90ZM96 198H97V197H96ZM98 198H99V196H98ZM107 198H108V197H107ZM128 198H129V197H128ZM132 198H134V199H135V202L138 204V199H139V198H137V200H136V198L134 197V195H133ZM141 198H142V197H141ZM147 198H146V199H147ZM160 198H161V199H160ZM168 198L171 199L170 197H168ZM179 198H180V196H179ZM217 198H218V200H217ZM263 198H264V197H263ZM21 199H22V198H21ZM24 199H23V200H24ZM29 199H30V198H29ZM29 199H27V200L29 201V202H28V201H27V202H28V203H32V204H31L32 207L35 206L34 204H36V201L33 202L32 199H30L31 201H30ZM52 199H53V198H52ZM55 199H57V198L55 197V198H54V201H56ZM80 199H79V200H80ZM88 199H89V198H88ZM94 199H95V197H94ZM94 199H93V200H94ZM100 199H101V198H100ZM114 199H115V197H114ZM213 199H212V200H213ZM1 200H2V199H1ZM1 200H0V205H1V203L3 202V201L1 202ZM19 200H20V199H19ZM33 200H35V199H33ZM43 200H44V199H43ZM43 200H42V201H43ZM59 200H60V199H59ZM59 200H57L56 202H58ZM64 200H66L65 202H67V199H64ZM64 200H63V201H64ZM81 200H82V201H84V200L86 201V199H84V200L81 199ZM81 200H80V201H81ZM91 200H92V199H90V201H91ZM119 200H120V199H119ZM119 200H115V201L118 202ZM123 200H124V199H122V201H123ZM128 200H129V199H128ZM128 200H127L126 203H129ZM139 200H141V199H139ZM142 200H143V199H142ZM142 200H141V201H142ZM149 200H151V199H148V200H147L148 205H149V202H150V204H151L152 206H154V205L152 204L153 202L151 203V201H152L153 199H152L151 201H149ZM167 200H168V203H164V202H167ZM195 200H196V199H195ZM9 201L12 202V201H14V199H13V200L10 199ZM9 201H8L6 204L10 203ZM17 201H18V199H17ZM60 201H61V200H60ZM94 201H95V200H94ZM111 201H112V200H111ZM111 201H110V202H111ZM144 201H145V200H144ZM157 201H158V199H157ZM163 201H164V202H163ZM184 201H185V202H184ZM258 201H256V202H258ZM260 201H263V200H260ZM5 202H4V203H5ZM20 202H22V201L20 200ZM25 202H26V200H25ZM25 202H24V203H25ZM27 202H26V203H27ZM37 202H38V201H37ZM50 202H51V200H50ZM70 202H71V201H70ZM70 202H69V203H70ZM72 202H74V201H72ZM76 202H77V201H76ZM86 202L88 203L89 200H87ZM86 202H85V203H86ZM91 202H92V201H91ZM116 202H115V203H116ZM120 202H121V200H120ZM135 202H133V203H135ZM139 202H140V201H139ZM145 202H146V201H145ZM145 202H144V203H145ZM189 202H190V201H189ZM209 202H210V204H211V201H209ZM15 203H16V201H15ZM18 203H19V202H18ZM18 203H17V204H18ZM22 203H23V202H22ZM33 203H34V204H33ZM46 203H47V201H46ZM59 203H61V202H58L57 204H59ZM78 203H79V202H78ZM78 203H76L77 205H75V206H77V207L74 206L75 202H74V204H73V203H70V205L67 204V206H64V204H65V203H64V204H63V207H66V208L68 207V209H71V208L73 207L72 210H73V209L75 210V211L73 210V213H74V212L76 213V212L81 211V210H78L77 208L82 209V206L80 207V205H82V203L80 202L79 207H78ZM95 203H97V202H95ZM95 203L93 202V204H95ZM105 203H107V202H105ZM105 203H103V204H105ZM113 203H114V201H113ZM124 203H125V202H124ZM163 203H164V204H163ZM191 203H192V202H191ZM2 204H3V203H2ZM13 204H14V203H13ZM54 204L57 205L55 202H54ZM100 204H101V201H100ZM110 204H111V203H110ZM110 204L108 203L107 205L110 206ZM145 204H147V203H145ZM145 204L143 205L142 208H140L141 210L139 209V212H140V211H143L142 209L145 208V207H144ZM196 204H197V205H196ZM208 204H209V203H208ZM231 204H230V207H228L227 205H226V206L223 205V209H224V207H225L226 209H227V208H230V209H231V208H232ZM26 205H27V207H28V209H29L28 204H26ZM26 205H22V204H21V207H20V203H19L18 205L15 206V207H17V206H19V207L15 208V209L18 210V208H22V206H26ZM31 205H30V206H31ZM42 205H43V204H42ZM55 205L53 206V203H52V206H53V207H51V208L53 209V208L55 207ZM83 205H84V203H83ZM88 205H90V203H89ZM88 205L85 204L86 207H87ZM96 205H97V206H96ZM117 205H118V203H117ZM132 205H133V204H132ZM151 205H149V206L152 207ZM2 206H3V205H1L0 208L3 209V210H5ZM10 206H11V208H12V206H13L12 203H10ZM10 206H9V208H10ZM48 206H49V204H48ZM50 206H51V203H50ZM57 206H58V205H57ZM69 206H70V207H69ZM71 206H72V207H71ZM85 206H83V209H82L83 211H84V209H85ZM94 206H96V207H93V209H94V208H95V209L101 208V207H99L100 205H98V204H95ZM101 206H103V205H101ZM120 206H122L121 203H120ZM128 206H130V205H128ZM160 206H161V205H160ZM233 206H234V211H235V207H236L235 204H234ZM35 207H36V206H35ZM38 207H39V206H38ZM42 207H43V206H42ZM45 207H46V206H45ZM74 207H75V208H74ZM90 207H91V205L89 206V208H90ZM103 207H104V206H103ZM103 207H102V208H103ZM112 207H113V206H112ZM132 207H133V206H132ZM140 207H141V206H140ZM157 207H158V206H157ZM163 207H162V208H163ZM189 207L192 208V204H191V206L188 205V208H186V209H188L187 211L184 210V211H186V214H189V213H188V211H189V209H190ZM237 207H238V206H237ZM240 207H241V206H240ZM39 208H40V207H39ZM39 208H38V210H40ZM60 208L62 209V207H60ZM87 208H88V207H87ZM91 208H92V207H91ZM104 208H106V207H104ZM104 208H103V209H104ZM109 208H111V207H109ZM127 208H128V207H127ZM129 208H130V207H129ZM133 208H135V206H134ZM154 208H155V207H154ZM154 208H153V209H154ZM160 208H161V207H158V209H160ZM22 209H23V208H22ZM32 209H33V208H32ZM32 209L30 208L29 211L31 212ZM52 209H49V210H52ZM61 209H60V210H61ZM64 209H65V208H63V210H64ZM95 209L92 210V211H94V213H95V214L93 213L94 215H96V212H95L96 210H95ZM103 209H100V210H98V211L101 212V210H103ZM116 209H117V208H116ZM124 209H125V208H123V210H124ZM131 209H132V208H131ZM153 209H152V208H149V207L147 208V210H153ZM155 209H156V208H155ZM155 209H154V210H155ZM230 209H229V210H230ZM257 209H258V208H257ZM259 209L261 210V208H259ZM259 209H258V210H259ZM8 210H9V209H8ZM26 210H27V209H25V210L23 209L22 211H26ZM54 210H55V209H54ZM60 210H58V211H59V212H62V211H63V210H61V211H60ZM77 210H78V211H77ZM110 210H111V209H110ZM117 210H118V209H117ZM121 210H122V209H121ZM126 210H127V209H126ZM145 210H146V208H145ZM180 210H181V211H180ZM231 210H233V209H231ZM238 210H239V209H238ZM254 210H255V211H254L255 213L257 212V213L259 214V211H260V210L258 211V210H256V208H255ZM262 210H263V209H262ZM262 210H261V211H262ZM10 211H12V210H10ZM14 211H15V210H14ZM27 211H28V210H27ZM27 211H26V212H27ZM36 211H37V208H36ZM36 211H35V212H36ZM42 211L45 212V211H44V208L42 209ZM64 211L66 212V210H64ZM64 211H63V212H64ZM83 211H82V212H83ZM90 211H91V209L87 210V212H90ZM98 211H97V212H98ZM108 211H109V209H108ZM113 211H114V210H113ZM115 211H116V210H115ZM115 211H114V213H115ZM118 211H119V210H118ZM129 211H132V210H129ZM190 211L195 212V211H193V209L190 210ZM248 211H249V210H248ZM3 212H4V211H3ZM3 212H2V210H1L0 214H1V213L3 214ZM17 212H18V211H17ZM19 212H20V210H19ZM26 212H25V213H26ZM35 212H34V213H35ZM54 212H56V211H54ZM65 212H64V213H65ZM84 212H86V210H85ZM84 212H83V214H82L81 212H79V213H80V216H81L82 218L85 219L84 216H86V213H87V212H86L85 214H84ZM102 212H103V211H102ZM104 212H106V210H104ZM104 212H103V213H104ZM116 212H117V211H116ZM121 212H123V211H121ZM121 212H120V213H121ZM136 212H137V211H136ZM139 212H138V215L140 214L141 216H143V214H144L146 211H143V212H144V213L142 212L143 214H141V213H139ZM149 212H150L151 214H153V212H151V211H148V214H150ZM180 212H181V213H180ZM192 212H190V213H192ZM235 212H238V211L236 210ZM239 212H240V211H239ZM25 213H24V214H25ZM36 213H39V212L37 211ZM36 213H35V214H36ZM131 213H132V212H131ZM215 213H216V214H215ZM248 213H249V212H248ZM248 213H246V214H248ZM252 213H253V212H251V214H252ZM261 213H263V212H261ZM5 214H6V213H5ZM9 214H13V211H12L11 213L9 212ZM15 214H16V212H15ZM35 214L32 215L33 217L31 216L32 219L34 218V215H35ZM40 214H42V213H40ZM44 214H45V213H44ZM56 214H59V213L57 212ZM65 214H67V213H65ZM68 214H69V213H68ZM76 214H77V213H76ZM76 214H73V216L75 215V216H74V219L78 217V216H76ZM81 214H82V215H81ZM91 214H92V212H91ZM93 214H92L91 216H93ZM105 214H106V213H105ZM105 214H104V215H105ZM112 214H113V212H112ZM116 214H119V213H116ZM116 214H115V215H116ZM132 214H133V218H132V219H135L134 214H137V213H132ZM168 214H167V215H168ZM177 214H176L175 216H177ZM184 214H185V213H184ZM199 214H200V213H198V215H199ZM249 214H250V213H249ZM249 214H248V215H249ZM60 215H61V213H60ZM60 215H57V217L59 216V219H58V220L61 219V218H60V217H61ZM71 215H72V213H71ZM71 215H70V217H71ZM78 215H79V214H78ZM101 215H102V213H101ZM110 215H111V214H110ZM113 215H114V214H113ZM146 215H147V213H146ZM154 215H157V213H154ZM154 215H153V216H154ZM162 215L166 217L165 213L163 214V212H162ZM162 215H161V216H162ZM169 215H168V217H169ZM228 215L231 216L232 214L229 213ZM252 215H253V214H252ZM261 215H262V214H261ZM261 215H260V216H261ZM10 216H11V215H10ZM18 216H19V215H18ZM18 216H17V217H18ZM20 216H21V215H20ZM25 216H26V215H25ZM27 216H28V214H27ZM27 216H26V217H27ZM29 216H30V215H29ZM35 216H37V214H36ZM67 216H68V215H67ZM80 216H79V218H80ZM99 216H100V215H99ZM120 216H121V215H120ZM120 216H119V217H120ZM126 216H127V215H126ZM131 216H132V215H131ZM131 216H130V217H131ZM135 216H136V215H135ZM141 216H139V218H140ZM147 216H148V215H147ZM147 216H146V217H147ZM153 216L151 215L152 218H153ZM158 216H160V214L157 215V217H158ZM170 216H171V215H170ZM180 216H181V215H180ZM183 216H185V215H183ZM195 216H196V215H195ZM202 216H203V215H202ZM246 216H247V215H246ZM250 216H251V215H249V217H250ZM5 217H6V216H5ZM22 217H23V216H22ZM44 217H45V216H44ZM48 217H49V216H48ZM54 217H55V216H54ZM62 217L64 218L63 214H62ZM68 217H69V216H68ZM95 217H96V216H95ZM115 217H117V216H115ZM115 217H114V218H115ZM119 217H118V218H119ZM146 217L144 216V217H141L140 219L145 218L144 220L147 221ZM151 217H150V218H151ZM168 217H167V218H168ZM171 217H172V216H171ZM171 217H170V218H171ZM173 217H174V216H173ZM173 217H172V218H173ZM181 217H182V216H181ZM181 217H180V218H181ZM186 217H187V216H186ZM186 217H185V218H186ZM197 217H198L199 219H201V217H199V216H197ZM257 217H258V215H256V218H257ZM1 218L3 219L4 216L0 217V219H1ZM6 218H7V217H6ZM6 218H5V219H6ZM27 218H28V217H27ZM37 218H38V217H37ZM65 218H67V217L65 216ZM88 218H89V217H88ZM112 218H113V217H112ZM114 218H113V221H115ZM118 218H117V219H118ZM127 218H128V217H126L125 220H127ZM136 218H137V217H136ZM139 218H138V220H139ZM147 218H149V216H148ZM150 218H149V220H150ZM202 218H203V220H204L203 222H208V221H209L208 223H210V225H211L212 221L210 222V219H208V218H206V217H202ZM254 218H255V217H254ZM2 219L0 220V222H1L0 225L3 223V222H2ZM7 219H9V217H8ZM10 219H11V217H10ZM12 219H13V215H12ZM12 219H11V221H12ZM15 219H16V218H15ZM15 219H14V220H15ZM18 219H20V218H18ZM21 219H22V218H21ZM32 219H31V222L33 221V224H34V223H35V222H34L35 219H34V220H32ZM54 219H55V221L58 222V223L56 222L57 225L60 224L59 222L63 221V219H62L61 221H58L57 218H54ZM54 219L52 220L53 222H54ZM67 219H68V218H67ZM67 219H64V220L67 221ZM69 219H70V218H69ZM69 219H68V220H69ZM77 219H78V218H77ZM104 219H106V218H104ZM132 219H131V220H132ZM154 219H155V221H156V216L154 217ZM186 219H187V218H186ZM186 219H185L184 223L186 222ZM207 219H208V221H207ZM246 219H248L249 222H251L250 220L253 219V217L251 216V219H249V218L246 217L244 221H246ZM261 219H262V218H261ZM261 219L259 218L258 220H261ZM16 220H17V219H16ZM22 220H23V219H22ZM22 220H20V222H21ZM29 220H30V219H29ZM36 220H37V219H36ZM50 220H51V219H50ZM85 220H86V219H85ZM89 220H90V219H89ZM102 220H103V219H102ZM118 220H119V221H120V220H123V218H122V219H118ZM128 220H129V218H128ZM128 220H127V221H128ZM136 220H137V219H136ZM136 220H134V221H136ZM169 220H170V219H169ZM177 220H178V219H177ZM180 220H182V218L179 219L177 222H179ZM187 220H188V219H187ZM194 220H198V219H194ZM194 220H192L193 222H196V223H194V224H195V225L197 224V225L200 226L201 223L199 222V223H200V224H199V223H197V221H194ZM241 220H242V219H241ZM253 220H256V219H253ZM3 221L6 222L4 219H3ZM8 221H10V220H8ZM11 221H10L9 225L11 224ZM39 221H40V220H39ZM70 221H71V223H72V217H71ZM129 221H130V220H129ZM132 221H133V220H132ZM139 221H140V220H139ZM139 221H138V222H139ZM151 221L153 222L154 220L151 219ZM182 221H183V220H182ZM192 221H191V222H192ZM31 222H29V224H27V225H22V226H24L25 228H26V226H27V230H26V231H27L28 233H29L28 229H30V233H31V231H32V228H31V227H33V226L36 224V223H35L33 226H31V225H30ZM49 222H50V221H49ZM68 222H69V221H68ZM77 222H78V221H77ZM83 222H84V221H83ZM94 222H96V221H94ZM109 222H110V219H109ZM109 222H108V223H109ZM125 222H126V221H125ZM147 222H148V221H147ZM156 222H157V221H156ZM180 222H181V221H180ZM180 222H179V223H180ZM189 222H190V221H189ZM189 222L186 223V224L191 225V224H189ZM193 222H192V223H193ZM203 222H202V224H204V226H205L206 228L208 227V228H207V231H208V232H211V231H210V230H211V227L209 228V226H206L207 223L205 224V223H203ZM240 222H241V221H240ZM7 223H8V222H7ZM12 223H14V222H12ZM15 223H16V222H15ZM24 223H25V222H24ZM62 223H63V222H62ZM62 223H61V224H62ZM64 223H66V222H64ZM79 223H80V222H79ZM79 223H78V224H79ZM85 223H89V222H85ZM97 223H98V222H97ZM108 223H105V224L107 225ZM114 223H115V222H114ZM114 223H112L111 225H113ZM117 223H119V222H117ZM148 223H149V222H148ZM161 223H162V222L159 223L160 225L158 224V225H159V226H157L158 228L161 226ZM175 223H176V222H175ZM179 223H178V224H179ZM251 223H253V221H252ZM3 224H4V223H3ZM39 224H41V223H37L36 226L38 227ZM46 224H47V223H46ZM74 224H75V223H74ZM91 224H92V223H91ZM101 224H102V223H101ZM123 224H124V222H123ZM123 224H121L120 226L118 225V226L122 228V227H123V226H122ZM133 224H134V223L132 222V226H130L129 223H128V226H126L127 224L125 225L126 227H129V229H127V232L130 230V227L133 228L134 225L137 226L136 224H134V225H133ZM139 224H140V226H141V225H144V224L146 225L147 223L142 222V223H139ZM156 224H157V223H156ZM165 224H166V221H165ZM170 224H173V223H170ZM180 224H181V223H180ZM182 224H183V223H182ZM186 224H185V225H186ZM202 224H201V225H202ZM247 224H248V223H247ZM5 225H6V224H5ZM16 225H17V224H16ZM29 225H30L31 227H28ZM41 225H42V224H41ZM51 225H52V224H51ZM51 225H50V226H51ZM84 225H86V224H84ZM94 225H95V224H94ZM145 225H144V226H145ZM185 225L183 224V227H184ZM2 226H4V225H2ZM19 226H20V225H19ZM62 226H63V228H64V225H62ZM62 226H59V225L56 226V227L62 229V230H60V233L62 232L61 234H63V230H67L68 232H70V231H69V228L67 229V228L65 227L66 229H65V228L63 229ZM76 226H77V225H76ZM76 226H75V228H76ZM114 226H115V225H113V227H114ZM118 226H116V227L118 228ZM138 226H139V225H138ZM138 226H137V228H138ZM140 226H139V227H140ZM147 226H148V225H147ZM149 226H151L150 223H149ZM163 226H164V224H163ZM165 226H168V225H165ZM165 226H164V227H165ZM174 226H175V225H174ZM174 226H172V227H174ZM177 226H179V225L176 224V227H177ZM192 226H193V225H192ZM192 226H191V227H192ZM79 227H81V226L78 225V228H79ZM97 227H98V226H97ZM101 227H102V226H101ZM101 227H100V228H101ZM126 227H125V228H126ZM153 227H155L154 224H153ZM157 227H155V228H157ZM172 227H171V228H172ZM183 227H182V229H184ZM186 227H187V226H186ZM186 227H185V228H186ZM200 227L203 228V226H200ZM252 227H253V226H252ZM4 228H5V227H4ZM4 228L2 227V229H4ZM11 228H12V227H11ZM11 228H9V229H11ZM13 228H14V227H13ZM18 228H19V227H18ZM33 228H34V227H33ZM58 228H56V229L58 230ZM85 228H86V227H85ZM90 228H91V227H90ZM90 228H89V229H90ZM98 228H99V227H98ZM107 228H108V227H107ZM109 228H110V227H109ZM109 228H108V229H109ZM117 228H115L114 230H116ZM121 228H119V230H120ZM123 228H124V227H123ZM123 228H122V229H123ZM134 228H135V227H134ZM134 228H133V229H134ZM140 228H143V226H141ZM146 228H147V230H146V229H143V230H144V233H145V230H146V232H147L148 229H149L148 227H146ZM158 228H157L156 230H158V232L160 233V230H159ZM168 228H169V226H168ZM168 228L166 229V233H167V232H168V233L171 232V228H169V229H168ZM202 228H201V232H202L203 230H205L204 228H203V229H202ZM236 228H237L238 230H237ZM248 228H251V227L248 226ZM15 229L17 230L16 227H15L13 230H10V231H9V230H6V231L4 230L5 232H4V231L1 232L2 235L0 236V238L6 236L7 234H8V236H9V232H10V234L12 233L11 236H12V235H15V236H16L15 233H17V231H19V230H17V231L15 232V231H14ZM19 229H20V228H19ZM36 229H37V230H36ZM36 229H34V230L37 231V232H36V234H37V233L40 232V230H39V232H38V228H36ZM39 229H40V228H39ZM73 229H74V228H73ZM86 229H87V228H86ZM93 229H94V226H93ZM111 229H112V228H110V232H109V233L107 232L108 235L111 233V231H112ZM135 229H136V228H135ZM150 229H151V227H150ZM161 229H162V227H161ZM163 229H164V228H163ZM188 229H191V228H189V226H188ZM208 229H209V230H208ZM21 230H22V233H23V231H25V229L23 230V228H22ZM34 230H33V232H35ZM57 230H56L55 232H53V235H54V233L56 234V233L59 231V230H58V231H57ZM70 230H71V229H70ZM79 230H80V231H83V229H82V230L79 229ZM84 230H85V229H84ZM114 230H113V231H114ZM123 230H125V229H123ZM131 230H132V229H131ZM131 230H130V231H131ZM151 230H152V229H151ZM153 230H154V228H153ZM153 230H152V232L156 235V233H158V232H156V230H155V231H153ZM164 230H165V229H164ZM169 230H170V232H169ZM173 230H174V229H173ZM175 230H176V229H175ZM180 230H181V229H180ZM248 230H249V229H248ZM7 231H9V232H7ZM11 231H12V232H11ZM13 231L15 232L14 234H13ZM49 231H50V230H49ZM73 231H74V230H73ZM85 231H86V230H85ZM87 231H88V232H86V236H85L84 234H81V235H82V236H81L82 239H83L84 237H87V234H88V235L91 234V232L89 233V230H87ZM106 231H107V229H106ZM116 231H117V230H116ZM120 231H122V230H120ZM132 231L134 232L135 230H132ZM138 231H139V230H138ZM184 231H185V229H184ZM184 231H182V234H180L181 231H179V234H180V235H185V234H183ZM236 231H237V232H236ZM250 231H251V230H250ZM20 232H21V231H20ZM27 232H25L26 234H24V235H26V238H27L28 235H29ZM65 232H66V231H64V233H65ZM71 232H72V231H71ZM76 232H78V231H76ZM76 232H74V233H76ZM94 232H95V231H94ZM123 232H124V231H122V232H120V233H123ZM125 232H126V231H125ZM125 232H124V233H125ZM133 232H131V233H133ZM142 232H143V231H142ZM148 232H151V231H148ZM155 232H156V233H155ZM186 232H188V231L186 230ZM191 232H192V231H191ZM242 232H243V230H241V233H242ZM1 233H0V234H1ZM3 233H4V234H3ZM5 233H7V234H5ZM58 233H59V232H58ZM74 233L72 232V234H71V233H70V234L68 233V235L66 234V235H67V239H68V238H71L72 235H73ZM80 233H81V232H80ZM80 233H79V236H80ZM96 233H97V232L94 233V234H95V238H96V236H97ZM99 233H100V229H99ZM104 233H105V232H104ZM104 233H103V236H104ZM118 233H119V232H118ZM120 233H119V234H120ZM124 233H123V234H124ZM137 233H139V232H137ZM171 233H173V234L175 235V232H171ZM177 233H178V231L176 232V234H177ZM243 233H245V232H243ZM243 233L241 234V236H242V235H245V234H243ZM32 234H33V233H32ZM36 234H35V233L33 234L34 237L36 236ZM45 234H46V233H45ZM49 234H50V233H49ZM76 234H77V233H76ZM107 234H106V235H107ZM133 234H136V233H133ZM139 234H140V233H139ZM149 234L152 235L151 233H149ZM161 234H163V233H161ZM188 234H189V233H188ZM188 234L185 235V236H188ZM204 234H205V233H204ZM251 234H252V233H251ZM251 234H250V235H251ZM33 235H32V237H31V239H30V242L28 241L29 238H28V240H25V241H27V242H25V243L27 244V246H30V247H31V245H32L31 241H33V240L36 238V237L33 238ZM113 235H115V234L113 233L111 236L109 235L108 238H109V237H112ZM124 235H125V234H124ZM146 235H147V234H146ZM8 236H6V238H3V241H5V243L1 241L2 239H0V241L3 243V245L6 244V241H7L8 239L11 240V241L8 242V244H9L10 242L14 241V240H15L14 243L16 242V239H17V238H15L14 236H12L11 238H13V237L15 238V239L13 238V240H12V239H11L10 237H8ZM17 236H18V235H17ZM20 236H21V238H22V237H23V234L20 235ZM37 236H38V235H37ZM50 236H52V235H50ZM54 236H55V235H54ZM54 236H52V237H54ZM62 236H63V235H62ZM64 236H65V234H64ZM68 236H70V237H68ZM73 236L75 237V238L73 237L74 239L78 238V234H77L76 236H75V235H73ZM83 236H84V237H83ZM98 236H99V235H98ZM128 236H129V235H128ZM130 236H131V235H130ZM134 236L136 237V235H134ZM140 236H141V235H140ZM140 236H138V234H137V237H136V238L139 239ZM157 236H158V235H157ZM192 236H195V235H192ZM202 236H203V235H202ZM212 236H213V235H212ZM214 236H215V235H214ZM234 236H235V235H234ZM237 236H238V238H237L236 236L234 237L235 240L241 238L240 235H237ZM239 236H240V237H239ZM245 236H246V235H245ZM24 237H25V236H24ZM44 237H45V236H44ZM52 237H50V238H52ZM106 237H107V236H106ZM114 237H115V238H119V236H117V235H116V236H113V238H112L113 241L115 240ZM178 237H179V236H178ZM178 237H176V238L179 239ZM182 237H184V236H180V240H181ZM189 237H190V236H189ZM242 237H243V236H242ZM18 238H19V237H18ZM46 238H47V237H45V241H46ZM54 238H55V237H54ZM64 238H65V237H63L62 239H64ZM79 238H80V237H79ZM79 238L76 239L75 241H73V240H72V241H73L74 243H77L78 240H79ZM88 238H89V237H87V239H88ZM102 238H104V237H102ZM127 238H128V237H127ZM127 238H126V239H127ZM129 238H131V237H129ZM136 238H135V239H136ZM186 238H187V240H185V239H183L184 241L181 240L182 243H181L180 245H179L180 242L177 243V241H175V242L178 244V248H179V246H180V247L184 246V245H182V244H184V243H186V241H188V237H186ZM191 238H192V237H191ZM191 238H189V240H191ZM194 238H195V237H193V240H191V241H195ZM205 238H206V237H205ZM234 238H233V239H234ZM236 238H237V239H236ZM249 238H250V237H249ZM32 239H33V240H32ZM48 239H49V236H48ZM52 239H53V238H52ZM52 239L50 240V242L52 241ZM62 239H61V240H62ZM71 239H72V238H71ZM82 239H81V241H83ZM92 239H94V238H92ZM109 239L112 240L111 238H109ZM126 239H125V240H126ZM135 239H134V240L130 239V240H132L133 242H134V241L136 242ZM174 239H175V238H174ZM174 239H173V240L171 239L172 242L174 241ZM207 239H208V238H207ZM209 239H210V237H209ZM216 239H217V237H216ZM243 239H244V238H243ZM35 240H36V239H35ZM37 240H38V239H37ZM55 240L58 241L57 238H55L53 241H55ZM84 240H86V239H84ZM94 240H95V239H94ZM100 240H102V239H100ZM106 240H107V239H106ZM106 240H104V241L106 242ZM130 240H129V243H128V244H131V243H130ZM180 240H179V241H180ZM210 240H211V239H210ZM214 240H215V238H214ZM245 240H246V238H245ZM249 240L252 241L251 239H249ZM249 240H248V242H250ZM42 241H43V240H42ZM45 241H43V244L46 243V242L49 241V240H47L46 242H45ZM53 241H52V244L47 245V246H51V245H53V243L55 244V242H53ZM72 241L70 240V242H72ZM87 241H88V240H87ZM87 241H86V242H87ZM104 241H103V243L106 244V246H107V244L109 243V240H107L108 243H107V242L105 243ZM121 241H122V240H121ZM126 241L128 242V239H127ZM158 241H159V240H158ZM206 241H208V240H206ZM230 241H231V242H230ZM1 242H0V243H1ZM17 242H18V241H17ZM28 242H29V244H28ZM97 242H98V241H97ZM101 242H102V241H101ZM127 242H125V241L123 242L124 245L122 244V248H123V246H125V243H127ZM155 242H156V241H155ZM159 242H160V241H159ZM162 242H163V244H164L165 241H162ZM208 242H209V241H208ZM210 242H211V241H210ZM243 242H244V241H242V242H240V243L246 245V244H245L246 241H245V243H243ZM2 243H1V244H2ZM12 243H13V242H12ZM33 243H34V242H33ZM47 243H48V242H47ZM74 243H73V246H74ZM83 243H84V242H83ZM89 243H90V242H88V244H89ZM93 243H95V242H93ZM112 243H113V242H112ZM114 243H115V242H114ZM116 243H117V242H116ZM116 243H115V244H116ZM146 243H147V242H144V243L142 244V246H143L144 244H146ZM167 243H169V242H167ZM189 243L191 244V245L189 244L191 247L188 245V246H189V247H188V250L192 248V243H191L190 241H189ZM197 243H198V242H197ZM197 243H196V241H195V243H193V244H196V245H194V247H196V248H197ZM216 243H217V241H216ZM225 243H227V244H225ZM19 244H20V243H19ZM40 244H41V243L39 242V247H38V248H42V246L46 245V244H44V245L41 244L42 246L40 247ZM48 244H49V243H48ZM64 244H65V243H64ZM98 244H99V242H98ZM104 244H103V245H104ZM118 244L121 245V242H119ZM217 244H218V243H217ZM241 244H240V245H241ZM252 244H254V242H253ZM252 244H251V245H252ZM10 245H11V243H10ZM24 245H25V244H24ZM36 245H37V244H36ZM68 245H69V244H68ZM68 245H66V246H68ZM70 245H72V243H71ZM85 245H86V244H85ZM85 245H84V247H87V246H88V245H87V246H85ZM89 245H90V244H89ZM91 245H92V244H91ZM91 245H90V246H91ZM100 245H102V244H99V246H100ZM103 245H102V246H103ZM111 245H112V246L108 245L107 248L110 247V248L112 249V247H113L114 244H111ZM116 245H117V244H116ZM148 245H149V244H148ZM150 245H151V242H150ZM154 245H156V243H154ZM159 245H160V244H159ZM161 245H162V244H161ZM167 245H168V244H167ZM185 245H187V243H186ZM200 245H201V242H200ZM225 245H227V246H225ZM238 245H239V244H238ZM1 246H2V245H1ZM1 246H0V248H1ZM56 246L59 247V244L55 245V247H56ZM63 246H65V245H63ZM66 246H65V248H66ZM73 246H72V247H73ZM102 246H100V247H102ZM118 246H119V245H118ZM136 246H137V245H135V243H134V244L132 243V246H131V247L135 248ZM144 246H145V245H144ZM144 246H143V247H144ZM162 246H163V245H162ZM164 246H165V245H164ZM172 246H173V245H172ZM202 246H203V247H202ZM202 246H201V247H202V250H204V247H205L206 245H205V246L202 245ZM208 246H209V245H208ZM247 246L250 247V245H248V244H247ZM3 247H4V246H3ZM6 247H7V246H6ZM8 247H9V246H8ZM78 247H79V246H78ZM82 247H83V246H82ZM84 247H83V248H80V249H82V251H84V250L86 251V249H87V251H89V249H90L89 252H91V251L93 252V251H94V250H92L93 248L91 249V247H90V248L88 247V248H86V249H85ZM114 247H115V245H114ZM114 247H113L112 250H114V249L116 250L117 247H116V248H114ZM125 247H126V246H125ZM128 247H129V248H128ZM143 247H142V248H143ZM152 247H153V245H152ZM194 247H193V250H189L190 252H189L188 254L185 253L186 255H184V256H188V255L191 253V251H192V253H194V252H195L194 250L196 249V248L194 249ZM201 247L198 246V248H200V249H201ZM240 247H241V246H240ZM38 248H36V249L34 250V254H33V256H34V255H35V256L38 255V251L41 250V249H38ZM44 248H45V246H44ZM50 248L52 249V248H54V247L51 246ZM50 248L48 247L49 250H51ZM69 248H70V247H69ZM102 248H105V246H103ZM107 248H106V250H107ZM118 248H120V247H118ZM127 248H128V249H126V250H130V251H131V254H132V250H131L132 248L130 249V246H127ZM154 248H155V247H153V249H154ZM163 248H164V247H163ZM163 248H162V249H163ZM165 248H167V247L165 246ZM165 248H164V249H165ZM186 248H187V247H186ZM205 248H206V247H205ZM211 248H209V250L212 251ZM246 248H247V247H246ZM250 248H253V249L255 250V247H252V246H251ZM8 249H9V248H8ZM37 249H38V250H37ZM46 249H47V248H45L44 250L42 249L43 252H44ZM48 249H47V250H48ZM61 249H62V247H61ZM63 249H64V247H63ZM67 249H68V248H67ZM83 249H84V250H83ZM137 249H139V246H137ZM145 249H147V248L144 247V250H145ZM156 249H157V248H156ZM156 249H155V252H156ZM159 249H160V248H159ZM171 249H174V250H175L176 248L173 247V248H171ZM171 249H170V250H171ZM184 249H185V247H184ZM200 249H199V250H200ZM1 250H3V249H1ZM20 250H21V249H20ZM32 250H33V249H32ZM42 250H41V252H42ZM52 250H53V251L49 252V254L46 253V254L48 255V258L46 257V256H47L46 254H45L46 256H44V257L47 258V261L45 260V258L43 259L42 256H40V257L45 261L44 264H75V263H76L75 261H71L72 258H73V260L78 259V258H79V255H80L79 253H77V251L79 250V248H78L77 250H76L75 248L72 249L73 252L76 251V253L79 254V255L77 256V258H74V257L76 256L75 254H73V255H75V256H73V255L71 254V255L73 256V257L71 256L72 258L69 256L70 254H69V255L66 254V255H68V256L70 257L71 260H70V259H66V258H68V257H66V256L64 257L65 254H64V255L61 254V253L59 252L60 249H59L58 251H56V249H52ZM54 250H55V251H54ZM95 250H97V249H95ZM112 250H111V251H112ZM118 250H119L120 252L122 251V250H120V249H118ZM133 250H134V249H133ZM148 250H149V249H148ZM170 250H169V251H170ZM185 250H187V249H185ZM188 250H187V251L182 250V252H183V251H184V252H188ZM196 250H197V249H196ZM206 250H207V249H205L203 252H205ZM243 250H244V248H243ZM257 250H258V249H257ZM22 251H23V250H22ZM26 251H27V250H26ZM69 251L71 252V250H69ZM104 251H105V250H104ZM104 251H103V252H104ZM109 251H110V250H109ZM119 251H118V252H119ZM134 251L136 252V250H134ZM140 251H141V250H140ZM146 251H147V250H146ZM158 251H159V250H158ZM158 251H157V253H158ZM193 251H194V252H193ZM211 251H210V254L212 253ZM259 251H260V250H258V252H259ZM19 252H20V251H19ZM43 252H42V253H43ZM89 252H88V253H89ZM95 252H96V251H95ZM97 252H98V250H97ZM103 252H102V253H103ZM112 252H114V251H112ZM112 252H111V255H112ZM116 252H117V251H116ZM116 252L113 253L115 256L112 257V258L114 259V261L111 260V259H109L110 254L108 253V251H105V253H103V254H104V257H106L105 254L108 253L109 256L106 257V258H108V260H111V263H109L110 261H108V260H107L108 262H106V263H109V264H112L113 262H114V263H117L116 261H118V263H121V264H130V263H131V260H132V259H130V258H132V257H131L130 255L124 254V253H122V252H121V254H120V253H117V254H116ZM123 252H125V249H124ZM149 252H150V250H149ZM151 252H153V250H152ZM151 252H150V253H151ZM160 252H163V251H159V253H160ZM170 252H171V251H170ZM173 252H174V251H173ZM173 252H171V253H173ZM184 252H183V253H184ZM201 252H202V251H201ZM207 252L209 253V251H206V253H207ZM250 252H251V253H250ZM0 253H1V252H0ZM3 253H4V252H3ZM23 253H24V251H23ZM36 253H37V254H36ZM39 253H40V252H39ZM64 253H66V252H65V249H64ZM67 253H69L68 250H67ZM71 253H72V252H71ZM82 253H83V255H85L84 252H82ZM85 253H87V252H85ZM99 253H100V252H99ZM141 253H142V252H141ZM192 253H191V255H192ZM254 253H255V252H254ZM4 254H5V253H4ZM17 254H18V253H17ZM19 254H20V253H19ZM26 254H27V253H26ZM89 254H90V253H89ZM100 254H101V253H100ZM103 254H102V256H103ZM128 254H130V253H128ZM146 254H147V253H146ZM155 254H156V253H155ZM180 254H181V253H180ZM261 254H262V253H260V255H261ZM24 255H25V254H24ZM24 255H23V256H24ZM28 255H30V254H28ZM31 255H32V254H31ZM90 255H91V254H90ZM90 255H89V256H90ZM126 255H127V256H126ZM141 255H142V254H141ZM191 255H190V256H191ZM211 255H212V254H211ZM2 256H4V255H2ZM19 256H20V255H18V256L16 255V257H19ZM26 256H27V255H26ZM33 256H32V257H31V256H29V257L27 256V257H28V260L31 259V258H33ZM85 256L87 257V254H86ZM91 256H92V255H91ZM91 256L89 257V259L91 258ZM96 256H97V257H96ZM96 256H95V255L93 256V257L95 258L96 262L99 261V260H101V261L103 260L102 258H101V259L99 258V257H102V256H99V254H96ZM172 256H174V255H172ZM177 256H178V255H177ZM180 256H181V255H180ZM197 256H200V255H197ZM197 256H196V257H197ZM242 256H243V255H242ZM251 256H253V254H252ZM251 256L249 257V259H247L248 261L250 260ZM255 256H256V255H254V257H255ZM20 257H21V256H20ZM30 257H31V258H30ZM143 257H144V256H143ZM145 257H146V256H145ZM150 257H151V256H150ZM156 257H157V256H155V258H156ZM161 257H162V256H161ZM166 257H167V255H166ZM168 257H169V256H168ZM170 257H171V255H170ZM193 257H194V255H193ZM201 257H202V256H201ZM212 257H215V256H212ZM261 257H263V256H261ZM22 258L25 259V257H22ZM34 258L36 259V257H34ZM37 258H38V261H39V262L42 260L41 258H40V260H39V257H37ZM80 258H81V260H83V261L85 260V259H83L82 254L80 255ZM80 258H79V259H80ZM94 258H93V259H94ZM96 258H97L98 260H97ZM110 258H111V256H110ZM152 258H153V257H152ZM162 258H163V257H162ZM175 258H176V257H175ZM197 258H198V257H197ZM197 258H196V259H197ZM19 259H20V258H18V261H19ZM35 259H34V260H35ZM89 259L87 258L86 261L89 262ZM137 259H138V258H137ZM137 259L135 260V263L138 262ZM156 259H157V258H156ZM156 259H155V260H156ZM203 259H204V258H203ZM203 259H202V260H203ZM245 259H246V258H245ZM256 259H257V258H256ZM20 260H21V259H20ZM22 260H23V259H22ZM34 260H31V261H34ZM69 260H70V261H69ZM90 260L92 261V258H91ZM161 260H162V259H161ZM161 260H160V261H161ZM166 260H167V258H166ZM178 260H179V259H178ZM200 260H201V259H200ZM242 260H244V259H242ZM242 260H241V261H242ZM254 260H255V259H254ZM2 261H3V260H2ZM79 261H80V260H79ZM79 261L77 260L78 263H81V262H82V261H81V262H79ZM103 261H104V260H103ZM103 261H102V262H103ZM112 261H113V262H112ZM160 261H159V262H160ZM168 261H169V260H168ZM174 261H175V259H174ZM180 261H181V260H180ZM203 261H204V260H203ZM241 261H240V262H241ZM244 261H245V260H244ZM248 261H247V263H249ZM252 261H253V260H252ZM259 261H262V260H259ZM263 261H264V260H263ZM34 262H35V261H34ZM34 262H33V263H34ZM39 262H36V263H39ZM84 262H85V261H84ZM84 262H82V264H85V263H86V262H85V263H84ZM88 262H87V263H88ZM99 262H100V261H99ZM132 262H133V260H132ZM142 262H143V261H141V263H142ZM166 262H167V261H166ZM198 262H199V261H198ZM204 262H205V264H206V263H207V260L204 261ZM230 262H229V263H230ZM14 263H15V262H14ZM24 263H25V262H24ZM26 263H28L27 260H26ZM26 263H25V264H26ZM29 263H30V261H29ZM29 263H28V264H29ZM40 263L42 264V261H41ZM78 263H77V264H78ZM87 263H86V264H87ZM103 263H104V262H103ZM118 263H117V264H118ZM141 263H140V264H141ZM148 263H149V262H148ZM154 263H155V261H154ZM154 263H153V264H154ZM161 263H162V262H161ZM196 263H197V262H196ZM247 263H246V264H247ZM19 264H20V263H19ZM31 264H32V263H31ZM92 264H93V262H92ZM98 264H99V263H98ZM100 264H101V263H100ZM131 264H133V263H131ZM145 264H146V263H145ZM155 264H156V263H155ZM159 264H160V263H159ZM173 264H174V262H173ZM184 264H185V263H184ZM188 264H189V263H188ZM221 264H222V263H221ZM227 264H228V263H227ZM243 264H245V263L243 262ZM260 264H261V263H260ZM263 264H264V263H263Z\"/></svg>","mask_w":264,"mask_h":264}]
</instances>
